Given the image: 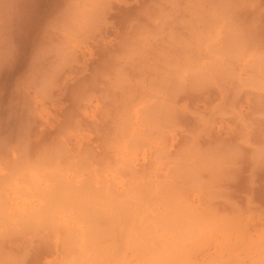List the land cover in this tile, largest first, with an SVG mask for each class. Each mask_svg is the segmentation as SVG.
Masks as SVG:
<instances>
[{"label":"rangeland","instance_id":"1","mask_svg":"<svg viewBox=\"0 0 264 264\" xmlns=\"http://www.w3.org/2000/svg\"><path fill=\"white\" fill-rule=\"evenodd\" d=\"M19 1V2H18ZM17 2L19 3V5H17L18 6V8L19 9H17V8H15V11L17 10V14H18V16L16 17V15L13 17L12 16V18H13V20H11V21H13L12 22V24L13 25H11L12 26V32H13V35H14V37H15V40H16V42H17V46H18V48H19V50H20V55H19V57H18V59H17V65L15 64V65H13V66H16V67H13V66H10V67H8V69H5L4 70V73H1V75H0V148L1 149H3V150H1L2 151V153H0L1 155H3L2 157H4V159L6 160H2V161H0V180L1 179H3L4 180V182L2 183L3 184V187L5 188V186H9V185H7V184H5V183H7V182H5V179H8L9 177H12V178H14V176L16 177L15 179H13V183H9L10 185H14L15 187L13 188V187H9V190L7 189V187H6V189H7V192H5L4 190H6V189H1V190H3V193H5V195L1 192V190H0V192L2 193L1 194V196L3 197H1L0 196V199L1 200H4L3 202L5 203V201L7 200V199H9L8 201H6V204H7V202H8V204L10 203L11 204V206H9V208L7 207V205L5 206L6 208H4L2 205H4L3 203H2V201H1V203H2V205H1V203H0V213L2 212V214H0V225L5 229V230H3V228L0 226V230L2 231V235H5L6 237H3L4 238V240H2L1 238H0V260H2L1 262H0V264H11V262H12V264L14 263V264H31L32 262H33V264L35 263V264H60V262H61V264H62V261H63V258H65V257H67V258H65L64 259V261H63V264H79V263H83V264H85V262L87 261V259H89L87 262H86V264H91V263H88V262H91L92 261V264H94V263H96V264H127L128 262V264H136L135 263V260H136V262H137V264H152L153 262H155V263H153V264H157V262H158V264H168L169 262V264H172V263H174V264H183V262H184V264H264V155H262V154H264V151H263V153H261V150L259 151V152H257L258 154H261V156H257V158H256V154L254 155L255 156V158H253L254 156H251V155H253V152L252 151H254V150H252V149H255L257 146L256 145H251V143H255L256 144V142L258 141L259 143H260V147H261V143L263 142V144H264V141H260V140H263L264 139V135H260V133H263L264 131H262L263 129H264V127H263V125H264V112H261V111H264V109H263V106H264V103H262V102H264L263 101V99H264V53H262L263 51H264V41L263 42H258L259 40H260V37H261V39H264V0H238V1H241V2H238L239 4H236V3H233L232 4V7L233 6H235V8L239 5L240 7H238L239 8V10L241 9V8H243V6H244V8L247 10V11H245L247 14H248V16L250 17L251 16V14H252V16H251V19L249 20V22L248 21H246V20H248V16L245 14V16H243V14H239L240 12L242 13L243 11H237V13L239 14H235L237 17H238V19H239V16L241 17V16H243L244 18L242 19V17L240 18V21H241V19H242V21H244L245 19V21L243 22V24L245 23L246 24V26H245V28H247L248 30L249 29H251V27H254L255 29L257 28V29H259L258 31H260V32H258L257 30H255L254 29V31H256L255 33H257L256 35L258 36H256L255 35V33L253 32V30L251 29V31L249 30V31H247V30H245V28L242 26V27H240L239 28V25L241 26V23L242 22H239L237 19V22H239V23H236L235 21L236 20H234V19H232V20H234L233 22H231L232 20H231V18L233 17V14H232V16L231 15H229L228 17H229V19L227 18V15H228V13L226 14V10H227V8L230 10V5H227V3H225L224 4V0H221V1H219V2H222L221 4L223 5H227L228 7L226 8V10H225V7H224V5H223V8H224V10H225V14H223V12L224 11H222L220 14H219V11H220V9L219 8H221L222 6H221V4L218 2V1H216L215 2V0L214 1H212V0H200L201 2H200V5H199V7H197L196 8V10H194L193 9V7L194 6H197L199 3V0H197V3H195V4H197V5H195L193 2H195L196 0H193V4L192 3H189L190 1H192V0H188L187 2L190 4V5H194L192 8H190V5L189 4H187L188 6H186V2H185V0H175V2H177L176 4L178 5V6H176V4L173 2L174 0H171L172 2H170L169 0H151L150 1V3H149V0H138L139 2V5H138V3H137V1L136 0H103L104 2H102V3H104L102 6H100L101 8H103L104 6V11H106V12H104L103 11V9H100V10H102V12L100 11H98V5L99 4H96V2H97V0H95V2L93 1V0H89V2L87 1V3H85V4H87V6L86 5H84L83 4V2L84 1H86V0H84L83 2H82V0H79V2H78V0H73L74 2H76V5L77 4H79V6L77 7V11L80 9V11L82 12L83 10L85 11V7L84 8H81V7H83V6H86L87 7V9L90 11V12H93V11H95V12H93V13H89V11L87 12V11H85L84 13H89V15L88 16H90V20H82L83 19V17L85 16L86 17V14L84 15L83 14V12L82 13H80L79 14V18H80V22L78 23V25H77V28H76V30L80 33L79 34V37H77L76 35V37H74L73 35H71V36H73V39H72V37H70V34H67L68 35V37H70V38H68L67 37V35H66V33L64 34L63 33V31H62V29H60V28H58V26L54 23V20H53V18L54 17H56L57 16V14H59V13H62V12H64L63 10H66L67 9V7L69 6V3H71V1L70 0H18ZM59 1H62V2H59ZM70 1V2H69ZM93 1V2H92ZM99 1L101 2V0H98V2L97 3H99ZM109 1V2H108ZM124 1H125V3H124ZM130 1V2H129ZM132 1V2H131ZM146 3H145V2ZM180 1V2H179ZM182 1V2H181ZM227 0H225V2H226ZM228 1H230V0H228ZM250 1H252V3L250 2ZM59 2V3H58ZM74 2H73V6L75 5L74 4ZM91 2L92 3H94V4H91ZM129 2V3H128ZM157 2L159 3V5L160 6H158V4H157ZM167 2V3H166ZM212 2V3H211ZM243 2V3H242ZM16 3V2H15ZM17 3V4H18ZM90 3V4H89ZM137 3V4H136ZM142 3H144L145 5H143ZM154 4V6L156 7H152L153 6V4ZM164 3V4H163ZM182 3H184V5L185 6H183L182 5ZM213 3H214V5L216 4V3H218V4H216L215 5V10H214V5H213ZM229 3V2H228ZM245 3V4H244ZM246 3H248V4H246ZM254 3V4H253ZM58 4V5H57ZM89 4V5H88ZM97 6H96V5ZM106 4V5H105ZM109 6H108V5ZM148 4H150L149 5V7H150V10L151 11H149L151 14L150 15H143L142 14V11H143V13H145L144 12V10L146 11V8L145 9H143L144 8V6H148ZM156 4H157V6H156ZM161 4H162V6H161ZM175 4V5H174ZM210 4V5H209ZM230 4V3H229ZM237 6H236V5ZM143 5V6H142ZM181 7H180V6ZM202 5H204V6H202ZM208 5V6H207ZM220 5V6H219ZM247 5V6H246ZM57 6H58V8H57ZM62 6L65 8V9H63L62 8ZM66 6V7H65ZM97 7V8H95V7ZM131 6V8H128V7H130ZM133 6H136V7H133ZM138 6V7H137ZM140 6V7H139ZM141 6H142V8H141ZM146 6V7H147ZM171 6H172V8H171ZM202 6V11H203V13H204V15H207V17H209L208 15L209 14H206V13H210V14H212V15H214V17L213 18H215V22H214V19L213 20H211V18H207V20H205L206 19V17H205V19L204 18H202L201 17V15L203 14V13H201V15L199 14L200 13V11H201V9H200V11H198L197 12V9L198 8H200ZM219 6V8H217ZM230 6V7H229ZM246 6V7H245ZM249 6H251L250 8H249ZM53 7H54V10H53ZM151 7H152V9L154 8V12L152 11V9H151ZM171 8L170 9V11H172V13L171 14H174V16L172 17V15L171 14H169L170 13V11H169V8ZM186 7L187 8H189L190 10H188L187 9V11H185L184 9H186ZM205 7V8H204ZM261 7V8H260ZM56 8H57V10H56ZM109 8V9H108ZM113 10H112V9ZM139 8H141V10L139 9ZM160 8H161V10H163V11H161L160 10ZM211 8H213V10H212V12L210 11V9ZM243 8V9H244ZM127 9V10H126ZM129 9V10H128ZM167 11H166V10ZM174 9L175 10H177V11H174ZM209 9V10H208ZM217 9H219L218 11H216ZM237 9V8H236ZM242 9V10H243ZM263 11H262V10ZM53 10V11H52ZM93 10V11H92ZM110 10V11H109ZM114 10H116V11H114ZM133 10V11H132ZM137 10V11H136ZM147 10H149L148 9V7H147ZM208 10V11H207ZM233 10H235V9H233ZM261 10V11H260ZM15 11H14V13H15ZM129 11V12H128ZM134 11H136V13H134ZM139 11H141V12H139ZM158 11H160V12H158ZM190 11V12H189ZM205 11H207L206 13H205ZM215 11L217 12V13H215ZM235 11V12H236ZM49 12H51L50 14H49ZM58 12V13H57ZM127 12V13H126ZM138 12L141 14V16H140V14H139V16H138ZM147 12V14H149L148 13V11H146ZM176 12V13H175ZM185 12V13H184ZM57 13V14H56ZM95 13V14H94ZM128 13H130V14H128ZM134 13V14H137L136 16L135 15H132V14ZM166 13V14H165ZM181 13V14H180ZM234 13V12H233ZM244 13V12H243ZM16 14V13H15ZM20 14V15H19ZM53 14V15H52ZM54 14H56L55 16H54ZM91 14V15H90ZM93 14V15H92ZM106 14V16L105 17H107V18H105L104 19V15ZM126 14H128V15H126ZM146 14V13H145ZM155 14H159V16H157V15H155ZM171 15V16H169V15ZM183 14L185 15V16H183ZM200 16H199V15ZM217 14H219V16H221L222 17V15L223 16H225L224 18L222 17H217ZM255 15V17H254V15ZM259 16H258V15ZM48 15V16H47ZM52 15V16H51ZM84 15V16H83ZM94 15H96V17H95V20L97 19V21L96 22H92V21H95L94 19L92 20V16H94ZM103 15V16H102ZM128 17V16H130V17H128V18H126V16ZM132 15V16H131ZM163 15H168L167 17H165V19H164V16ZM187 15V16H186ZM194 15H196V17H198V18H200V20H201V22H199L198 21V18H196ZM46 16V17H45ZM51 16V17H50ZM152 16H157V18H154V17H152ZM160 16L162 17V18H160ZM180 16H182L181 18H186L187 17V19L189 18V20L188 21H190V19L192 20V21H190V23L192 24V28H191V24L189 23L188 25H187V19L185 20V19H181L180 18ZM193 16V19L191 18ZM231 16V17H230ZM138 17V18H137ZM170 17H172L171 19H170ZM210 17H212L211 15H210ZM235 17V16H234ZM233 17V18H234ZM246 17V18H245ZM254 17V18H253ZM256 17H258L259 18V20H257V18ZM88 18V17H87ZM140 18H141V20L142 21H144L143 23H141L142 25H143V27L145 28H143L144 29V31H143V29H141L142 28V26H140V28L138 27V24L141 22V20H140ZM153 18V19H152ZM254 20H256V21H253V19ZM46 19V20H45ZM55 19V18H54ZM107 19V20H106ZM112 19V20H111ZM115 19V20H114ZM122 19V20H121ZM128 19L130 20L129 22H128ZM136 21H135V20ZM139 19V20H138ZM151 19V20H150ZM220 20V21H218V20ZM105 20L107 21V22H105ZM126 20V22H121V21H125ZM132 20H134V21H132ZM137 20L139 21L138 23H137ZM165 20V21H164ZM170 20V21H169ZM176 20V21H175ZM183 20H185V21H183V23H182V21ZM44 21H46V22H44ZM196 21V22H195ZM198 21V22H197ZM205 21V22H204ZM210 23H209V22ZM251 21V22H250ZM45 24H44V23ZM103 22V23H102ZM109 22V23H108ZM115 22V23H114ZM131 22H133V23H135V24H137V25H135V24H133V25H131ZM177 22V23H176ZM218 22H221L220 24H219V27L218 28H220V29H218L216 26H217V23ZM226 22H227V24L230 22V23H232L231 25L230 24H228V25H230V27H233L234 29H235V31H236V33L235 32H231V34H232V36L230 35V36H228V39L230 38V40L229 41H231V42H229V43H231V44H228V43H225V40H226V37H224L225 35H228V32L229 31H231V30H233V28H230L229 29V27H226L227 25H226ZM20 23H22V24H20ZM47 23V24H46ZM105 23V24H104ZM123 23V24H122ZM176 23V24H175ZM184 23H186V24H184ZM199 23V24H198ZM201 23V24H200ZM216 23V24H215ZM43 24V25H42ZM49 24V29L47 28L46 29V26ZM80 24V25H79ZM123 26H122V25ZM124 24H126V25H124ZM167 24V25H166ZM236 24H238V25H236ZM256 24V26H254ZM107 25V26H106ZM136 26V28L138 27L139 29H138V32H136L135 30H132V29H134L135 27H133V28H131V26ZM146 25H147V27H146ZM157 25V26H156ZM160 25L163 27L162 29H161V27H160ZM165 25V26H164ZM170 25V26H169ZM186 25V26H185ZM194 25V26H193ZM251 25V26H250ZM42 26V27H41ZM44 26H45V29H44ZM105 26V27H104ZM116 26V27H115ZM149 26V27H148ZM172 26V27H171ZM190 27V29H196L197 31H195V32H198L200 29H201V31H199L200 32V34H199V32H198V35H197V37L199 36V38H203V40L202 39H198L197 40V38H196V34H194L195 32H194V30H193V34H192V32H191V30H189V27ZM198 26V27H197ZM212 26H214V28H215V30H216V32L214 31V28H212ZM260 26V27H259ZM262 26V27H261ZM82 27V28H81ZM173 27H175V28H173ZM194 27V28H193ZM227 28V30H225L226 28ZM237 27V28H236ZM259 27V28H258ZM43 30H42V29ZM87 28V29H86ZM101 28V29H100ZM113 28H115V29H113ZM125 28H127V29H125ZM165 28V29H164ZM167 28H169V30L170 31H167L166 29ZM178 28H180V29H178ZM184 28H186V29H184ZM197 28H199V30L197 29ZM225 28V29H224ZM243 28V29H242ZM41 29V30H40ZM127 31V32H125V34H124V31L125 30ZM128 29H130V30H128ZM141 29V31H142V33L140 32L139 33V30ZM158 29H159V31H158ZM160 29H161V32H162V36H161V34H160ZM172 29H174V30H176V31H174V30H172ZM188 29V30H187ZM228 29H229V31H228ZM239 29H241V31L239 30ZM45 30H48V32L50 33V34H52L53 36H56L57 38V41H61L62 43H63V46H62V48L65 50L64 51V54L63 55H65L66 54V57L64 58V57H62L61 56V59H60V57H59V59H60V61H63L62 63L61 62H59V63H61V64H66L65 62H68L67 61V56L70 54V56H68L70 59H68V60H72L71 62L72 63H68V65L66 66H64V64L61 66V64L59 65L58 64V66H59V68H57L58 66H57V64H56V66L57 67H54V66H52V68H54V69H57V70H60V71H58V72H56V70H55V72L57 73V78L55 77L56 75V73L54 72V71H51V72H53V74L52 73H50L51 75H52V77H54V78H56V80H57V82H59V84H60V87L61 88H58L59 86H57L58 84H56V82H55V84H56V87H54V85L55 84H52L55 80H53V81H51L52 80V77H50L49 75V82H48V80H47V82L45 83H43V85H42V87H37V88H35V85L33 86L32 85V83L30 82V80H28L27 78V74H26V72L29 70V69H27V68H29L30 67V64L28 63L29 61H31V60H28V58H30L31 59V53L34 51L33 49H35L36 48V46L38 45L37 44V42H38V40L40 39L41 40V37H43L42 35H44V34H40V33H44V31ZM53 30V31H52ZM91 30L93 31V33L91 32ZM150 30H152V33H154V34H152V33H149L150 32ZM164 30H165V32H164ZM221 30V31H220ZM80 31H83L82 33L80 32ZM90 33H89V32ZM136 33H135V32ZM148 31V32H147ZM154 31V32H153ZM226 31H228L227 33H226ZM234 31V30H233ZM244 31H245V33H244ZM65 32V31H64ZM169 32H170V34H169ZM178 32V33H177ZM181 32V33H180ZM239 32V33H238ZM240 32H242L243 34H246V36L247 37H249V40H248V38L247 39H245V36H241L242 34L240 33ZM37 33V34H36ZM75 33H77V32H75ZM135 33V34H134ZM223 33V34H222ZM224 33H226V34H224ZM230 33V32H229ZM254 33V34H253ZM36 34V35H35ZM82 34V35H81ZM85 34H87V36H85L84 38L86 39H81L80 38V36L81 37H83V35H85ZM89 34H90V36H89ZM92 34H93V37H92ZM119 34H120V36H123L124 35V38L127 36V35H129L130 34V38L132 39H139L140 40V44H142L141 46H143L145 49H142V50H148L147 52H146V54H145V51H143L144 52V54H143V52H142V50H139V51H141L140 52V55H142L143 57V61H144V63L142 64V66L141 65H139L140 67H138V68H134V66H133V63L131 64V62H132V60L134 61L136 58H137V56H134V55H132V56H130L129 55V51L127 52V55H129V57L128 56H124L123 57V55L124 54H126V52L125 51H123V45L125 44V42H126V46H127V44H129L127 41H126V39H125V41L119 36ZM123 34V35H122ZM150 34V35H149ZM152 34V35H151ZM160 34V35H159ZM178 34V35H177ZM204 34V35H203ZM208 34V35H207ZM235 34V35H234ZM248 34H251V35H248ZM41 35V36H40ZM117 35H118V37H117ZM126 35V36H125ZM169 37H168V36ZM190 35L192 36V37H190ZM202 35V36H201ZM207 37H206V36ZM236 35H237V37L239 38V36H240V39H237V37H236ZM38 38H37V37ZM65 36L67 37L66 38V40H67V42H66V40H65ZM89 36V37H88ZM152 36H155V37H152ZM201 36V37H200ZM209 36H210V38H209ZM213 36V37H212ZM17 37V38H16ZM22 37V38H21ZM40 37V38H39ZM88 37V38H87ZM94 37H96V38H98V41L96 40V39H93ZM119 37L124 41V44L123 45H119V44H121V39H119ZM172 37L174 38V39H172ZM178 38V42H179V44H178V42H177V38ZM236 37V38H235ZM252 37V38H251ZM60 38V39H59ZM75 38H77V39H75ZM92 38V39H91ZM103 38V39H102ZM111 38V39H110ZM127 38V37H126ZM150 40H148V39ZM163 38V39H162ZM176 38V39H175ZM192 38V39H191ZM224 38H225V40H224ZM38 39V40H37ZM108 39V40H107ZM116 39V40H115ZM119 39V40H118ZM129 39V38H128ZM171 39V40H170ZM179 39H181L180 41H179ZM209 39H211V40H209ZM233 39H234V41L236 40V41H239L240 43H238V42H235V45H234V41H233ZM242 39V40H241ZM254 39L256 40V42H253L254 41ZM258 39V40H257ZM22 42H21V41ZM40 40H39V42H40ZM78 40V41H77ZM96 40V41H95ZM103 40V41H102ZM175 41L174 43H173V41ZM182 40L184 41V42H182ZM185 40L187 41V43L185 42ZM199 40H202L201 41V43H199L200 41ZM244 40H246V42L244 41ZM251 40H253V41H251ZM19 41V42H18ZM71 41H72V43H71ZM84 41H85V43H84ZM108 41V42H107ZM113 43H111V42ZM163 41V42H162ZM168 43H167V42ZM171 41V42H170ZM241 41H242V43H243V41H244V43H243V45H242V43H241ZM31 42V43H30ZM33 42H35V45L36 46H34V44H32ZM38 42V43H39ZM68 42H70V43H68ZM94 42H98L97 43V45H99V46H95V44L96 43H94ZM120 42V43H119ZM131 42V41H130ZM155 42H157V43H155ZM162 42V43H161ZM212 42H214V44H215V48L212 46ZM20 43H22V44H20ZM74 43L76 44V45H74ZM107 43V44H106ZM119 43V44H118ZM123 43V42H122ZM161 43V44H160ZM172 43H173V45H172ZM175 43H177V45L179 46V49H178V46H176V44ZM199 43V44H198ZM202 43H203V45H202ZM237 43V44H236ZM252 43V44H251ZM257 43V44H256ZM94 44V45H93ZM106 46H105V45ZM132 44V43H131ZM162 44H163V46H162ZM167 44V45H166ZM195 44V45H194ZM210 44V45H209ZM227 44H228V46H230V47H232L233 45L234 46H236V45H238V48H237V46L236 47H234L233 49H235V50H231L232 52H230V50L228 51V49H230V47H228L227 46ZM233 44V45H232ZM255 44V45H254ZM20 45H21V47H20ZM23 45V46H22ZM29 45H33V46H29ZM70 45H72V46H70ZM91 45H93V46H91ZM111 45H115V46H111ZM119 45V46H118ZM130 45V44H129ZM217 45V46H216ZM225 45H226V47H225ZM242 45V46H241ZM108 46H109V48H108ZM125 46V45H124ZM141 46H140V48H141ZM185 46V48H183ZM197 46H199V48H200V50H199V48L197 47ZM26 47V48H25ZM112 47V48H111ZM114 47H117L116 49H113ZM173 47V48H172ZM177 47V48H176ZM242 47V48H241ZM256 47H257V49H256ZM261 47L263 48V49H261ZM105 50H104V49ZM210 48V49H209ZM213 48V49H212ZM260 48V49H259ZM30 49H32V50H30ZM113 49V50H112ZM139 49V47H137V49L136 50H138ZM169 49V50H168ZM183 49V50H182ZM219 49V50H218ZM232 49V48H231ZM259 49V50H258ZM62 50V49H61ZM101 50V51H100ZM114 50H115V53H114ZM118 50V51H117ZM129 50H131V49H129ZM168 50V51H167ZM173 50V51H172ZM180 50V51H179ZM182 50V51H181ZM185 50V51H184ZM213 50H215V51H213ZM216 50H218L219 51V53H218V51H216ZM249 52H248V51ZM260 51V52H258V51ZM87 51V52H86ZM105 51V52H104ZM112 51V52H111ZM121 51H123V52H125L124 54H121V55H119V53H122ZM139 51L137 52V53H139ZM164 51H166V53H167V56H170L171 54V57H167L166 56V54H165V56L163 55L164 54ZM171 53H170V52ZM178 51V52H177ZM201 51V52H200ZM208 51V52H207ZM228 51V52H227ZM235 51V52H234ZM238 51V52H237ZM242 51V52H241ZM63 52V51H62ZM66 52V53H65ZM110 53V55H109V53ZM118 52V59H117V53ZM170 54H169V53ZM176 52V53H175ZM185 52H188L189 54H187V53H185ZM197 52L199 53V54H197ZM246 52V53H245ZM29 53H30V55H29ZM68 53V54H67ZM100 53V54H99ZM163 53V54H162ZM213 53V54H212ZM234 53V54H233ZM259 53H261V54H259ZM61 54V53H60ZM102 54H104L103 56H102ZM174 54H175V56H174ZM205 54H206V57H205ZM213 55V56H211V55ZM219 54V55H218ZM232 56V57H230V55ZM29 55V56H28ZM74 55V56H73ZM112 55H114V58H115V61H117V62H119V63H117L116 62V64H117V67L119 66V65H123L122 67L124 68V70H125V67L124 66H126V63H127V66L126 67H128V65L129 66H131L132 68H129V69H127L126 68V70H127V73L128 74H130L131 76V78H129V79H127V80H131L132 82H133V84L132 83H130L132 86H128V88H127V90L129 89H131V87H132V89L131 90H133L132 92L131 91H129V92H131L133 95H134V97H133V95L132 94H127V95H129L130 97H132V98H130L129 96H127L128 97V99H127V97L125 98V101L123 100H121L120 99V101L117 103L119 106H122V110H120V111H122V112H120V116L121 115H124V116H126V117H117L118 119V121H120L119 123H118V127L120 126L119 124H122L123 126H121V127H123L124 129H122L125 133H126V131L128 130V128H129V132L127 131V133L128 134H126L125 135V133L124 134H122V132L123 131H119L120 130V128L121 127H117V125L115 124L114 125V128L112 127V125L114 124H112V122H111V118L108 120V119H105V117L106 118H108V117H111L109 114H108V116H106L107 114H105L104 112H106V111H108L109 109V107L108 108H106V106L108 105V103H110L111 101H110V99H108L109 97V95H107V91H108V89L106 88V87H108L104 82H106L105 80L103 81V79H102V81H101V78H100V76L102 77V74H105V67L107 66V63L108 64H110V63H113L114 65H115V61L114 62H111L112 60H114V59H112ZM140 55H138V57H140ZM179 56L178 57V59H177V56ZM210 55V56H209ZM221 55V56H220ZM233 55L235 56V57H233ZM241 55V56H240ZM254 55V56H253ZM28 56V57H27ZM110 56H111V58H110ZM164 56V57H163ZM202 56V57H201ZM210 58H209V57ZM227 56V57H226ZM127 58L126 60L125 59H123V58ZM156 57V58H155ZM166 57V59L169 61L168 63H171V64H173V65H175V63H173L174 61L173 60H177V62L179 63V64H176V65H178V66H173V65H171V64H166L165 63V60H164V62H161V61H163V58H165ZM185 57V58H184ZM199 57H201V58H199ZM204 57V59H202ZM217 57V58H216ZM245 57H247V58H245ZM255 57V58H254ZM260 57V58H259ZM94 58H96V59H94ZM134 58V59H133ZM183 58V59H182ZM73 59H74V61H73ZM105 59H106V61H105ZM123 59V60H122ZM130 59V60H129ZM151 59V60H150ZM161 59V60H160ZM201 61H200V60ZM216 59V60H215ZM218 59V60H217ZM247 59V60H246ZM127 60H128V62H127ZM141 60V59H140ZM157 60V61H156ZM263 60V61H262ZM26 61H28V62H26ZM79 63H78V62ZM120 61H122V62H120ZM126 61V62H125ZM171 61V62H170ZM211 61V63H210V65L212 64V63H214V62H218L219 64H220V66L217 64V62H216V64H215V66H216V68H218V70H219V68L221 67V73L219 74V72H216V70L215 71H213L211 68H212V66L213 65H211V67L209 68V66L210 65H208L207 66V64H209V62ZM223 61V62H222ZM230 61L231 63L227 66V64H228V62ZM237 61V62H236ZM19 62V63H18ZM24 64H23V63ZM83 62H84V64H83ZM86 62V63H85ZM97 64H96V63ZM206 62H207V64H206ZM246 62V63H245ZM29 64V67L28 66H26V65H28ZM31 63V62H30ZM78 63V64H77ZM145 63H148L147 65L145 64ZM153 63V64H152ZM157 63V64H156ZM185 63V64H184ZM187 63V64H186ZM197 63V64H196ZM254 63H256V65L254 64ZM258 63V64H257ZM21 64V65H20ZM106 64V65H105ZM112 64V65H113ZM119 64V65H118ZM154 64H155V66H154ZM182 64V65H181ZM199 64V65H198ZM205 64V65H204ZM232 64H234V66H235V68L233 67V65ZM254 64V65H253ZM261 64V65H260ZM19 65V66H18ZM72 65V66H71ZM97 65V66H96ZM157 65V66H156ZM168 65V66H167ZM188 65V67H190V68H188V69H185V68H183V67H186ZM193 67H192V66ZM230 65H231V67H233L232 68V70H233V73H232V70H231V67H230ZM247 65L248 66H250L249 68L247 67ZM86 66H87V68H86ZM96 66V67H95ZM103 69L102 70V72L100 73V71L98 70V69H100L101 70V68ZM137 66V65H136ZM144 66V67H143ZM181 66H182V68H181ZM215 66L213 67V69L215 68ZM219 66V67H218ZM253 66V67H252ZM258 67V71H256L257 70V68L256 67ZM22 67H24V68H22ZM26 67V68H25ZM150 67V68H149ZM156 67V68H155ZM158 67V68H157ZM161 67V68H160ZM166 67V68H165ZM173 67V68H172ZM179 67V68H178ZM204 67V68H203ZM229 67V68H228ZM12 68H14V69H12ZM22 68V69H21ZM60 68H62V69H60ZM155 68V69H154ZM192 68V69H191ZM199 68V69H198ZM256 68V69H255ZM11 69H12V71H11ZM25 69V70H24ZM54 69H52V70H54ZM82 69H84V70H82ZM95 71V69H96V71H95V73H94V71ZM131 69V70H130ZM140 69V70H139ZM158 69V70H157ZM174 69H175V71H174ZM179 69H180V71H181V69L183 70V69H185V71L183 70V71H179ZM194 69V70H193ZM235 69H236V72H234L235 71ZM246 69V70H245ZM254 69H255V71H254ZM17 70H21V71H17ZM22 70H23V72H22ZM89 70V72H87V71ZM99 71V74H100V76H98L99 78L97 79V77H96V73ZM125 70V71H126ZM151 70H153L152 72H151ZM156 70V71H155ZM159 70H161V71H159ZM168 70H170V72L168 71ZM191 70L193 71V73L195 72L196 73V76L198 77V75H200V73H201V71H202V73H204V72H206V71H204V70H207V72L206 73H208V74H206V73H204V74H206V75H208V76H211V77H209L210 79H211V81H209L208 79H207V81H205L206 80V78H203V76L204 75H200L201 77H199V79L197 78V77H193L194 76V74L192 75L191 74ZM197 70V71H196ZM199 70H201V71H199ZM229 70V71H228ZM26 71V72H25ZM90 71H93L92 72V74H93V76H92V74H91V72ZM104 71V72H103ZM124 71V72H125ZM129 71V72H128ZM135 71V72H134ZM138 71L140 72V73H138ZM144 71V72H143ZM146 71V72H145ZM190 73H189V72ZM220 71V70H219ZM261 71V72H260ZM19 72V73H18ZM60 72V73H59ZM76 72L78 73L77 75H76ZM79 72H80V74H79ZM81 72H82V74H84V75H81ZM84 72V73H83ZM87 72V73H86ZM177 72H180V73H178L177 74ZM184 72V73H183ZM187 72V73H186ZM211 74H210V73ZM218 73V74H216V73ZM226 72V74L224 75V76H226V77H224V78H227L229 75H230V73H232L231 74V76L230 77H232L231 79H230V77H229V79L227 78V80H221L222 78L220 77V76H222V73H225ZM18 75H17V74ZM28 73V72H27ZM133 73V74H132ZM135 73V74H134ZM137 73H138V75H137ZM145 73H146V75H145ZM155 73H157V74H155ZM162 73V74H161ZM229 75H228V74ZM258 73H260V74H258ZM261 73H263V74H261ZM5 74V75H4ZM11 74V75H10ZM22 74V75H21ZM98 74V75H99ZM180 74V75H179ZM182 74H187V76L188 77H186V75H182ZM198 74V75H197ZM237 75V77L235 78V79H233V75L234 76H236ZM256 76H255V75ZM258 74V75H257ZM26 75V76H25ZM77 77H76V76ZM79 75H81V76H79ZM132 75H134V76H136V77H133V79H132ZM143 77H142V76ZM182 75V76H181ZM215 75H218L219 77L217 78ZM242 75V76H241ZM260 75V76H259ZM16 76H18V77H16ZM83 76V77H82ZM141 76V77H140ZM207 76V77H208ZM257 76H259V77H257ZM24 77V78H23ZM79 77H80V79L82 78V80H80L79 79ZM110 77V79L113 77V75L111 76V75H109V76H107V77H105V75H104V78L107 80L108 78ZM137 77H139V78H137ZM161 77H162V81L164 80L165 81V83L166 84H164V85H161L162 83H164V81L161 83L160 82V80H161ZM176 77V78H175ZM204 77H206V76H204ZM246 77V78H245ZM248 77V78H247ZM258 79H257V78ZM90 78V79H89ZM103 78V77H102ZM155 78V79H154ZM157 78V79H156ZM181 78V79H180ZM185 78V79H184ZM194 78V79H193ZM26 79H27V81H26ZM67 79H68V81H67ZM70 79L72 80V82H70ZM85 79V80H84ZM91 79H92V81H91ZM100 79V80H99ZM139 79V80H138ZM141 79V80H140ZM148 79V80H147ZM198 81H197V80ZM203 79H205V80H203ZM213 79V80H212ZM252 79H253V81H252ZM5 80V81H4ZM45 80H46V77H45ZM44 80V81H45ZM74 80V81H73ZM76 80H78V81H76ZM94 80V81H93ZM109 80V79H108ZM107 80V81H108ZM111 80H113V78L111 79ZM134 80V81H133ZM145 80V81H144ZM177 80H179L178 81V84H177ZM181 80L182 81H184L183 82V85H182V83H180L181 82ZM185 80H186V82H185ZM196 80V81H195ZM250 80V81H249ZM50 81H51V84H50ZM129 81H127V82H129ZM139 82V81H141V84L139 83H136V82ZM148 81H150V83L148 82ZM248 83H247V82ZM28 82V83H27ZM66 82V83H65ZM76 82V83H75ZM81 82H82V84H81ZM123 82H125V81H123ZM144 82V83H143ZM158 82H160L161 84H159V87L157 86L158 85ZM197 82V83H196ZM242 82V83H241ZM244 82V83H243ZM250 82V83H249ZM49 83V84H48ZM152 83V84H151ZM157 83V84H156ZM180 83V84H179ZM219 83V84H218ZM238 83H240V84H238ZM255 83V84H254ZM68 84H71V85H68ZM83 84L84 85H86L87 84V86H85L84 88H86V87H88L89 86V89L90 90H88V88L87 89H85V91H84V88H83ZM108 84V83H107ZM121 84V83H120ZM124 84V83H123ZM122 84V85H123ZM127 83L125 82V85H126ZM136 84V85H135ZM143 84V85H142ZM195 84V85H194ZM246 86H245V85ZM258 84V85H257ZM52 85V86H51ZM67 85L70 87V86H73V87H75V88H72V87H68V89L70 90L69 92L67 91ZM74 85H77V86H74ZM109 85V84H108ZM127 85H129V84H127ZM137 85H141L140 86V89H139V87H138V89L140 90V91H138V89H136V87H137ZM154 85H156L155 87H153ZM166 85H167V87H166ZM180 85V86H179ZM187 85V86H186ZM205 85V86H204ZM239 85H240V90L238 89V88H236V86H238L239 87ZM242 85H243V88L241 89V87H242ZM252 85V86H251ZM254 85H256V86H254ZM12 86V87H11ZM21 86V87H20ZM32 86V87H31ZM50 86V87H49ZM79 86H80V89H79ZM93 88H92V87ZM121 86V85H120ZM120 86H117L118 88H120ZM149 86V87H148ZM161 86V87H160ZM178 86V87H177ZM259 86V87H258ZM21 89H20V88ZM34 87V88H33ZM76 87H77V89H76ZM123 88H125V89H123V88H121V89H123V90H126V87L123 85L122 86ZM142 87V88H141ZM148 87V88H147ZM162 87H164V88H162ZM172 87H177L176 89H178V90H176V95H175V93L173 94V92H175V89L174 88H172ZM180 87V88H179ZM197 87H198V89H197ZM203 87V88H202ZM223 87H224V90H223ZM30 88V89H29ZM39 88H40V92H39ZM49 88V89H48ZM66 88V91H64V89ZM152 88H155V89H152ZM157 88V89H156ZM159 88H162V89H159ZM202 88V89H201ZM227 88H229V90L227 89ZM19 89V90H18ZM37 89V90H36ZM63 89V90H62ZM76 89V90H75ZM91 89H95L94 91L93 90H91ZM168 89H173L174 91H171V90H168ZM191 89V90H190ZM193 89H195V90H193ZM236 89H238V91L236 90ZM34 90V91H33ZM50 90H51V92H50ZM78 90V91H77ZM82 90V91H81ZM109 90H110V86H109ZM122 90V91H123ZM222 90V91H221ZM36 91V92H35ZM63 91H64V93H63ZM75 91H77V93L79 94V96H78V94H76L77 96H78V99H76L75 98V101H74V96H76V95H74L75 94ZM81 91V92H80ZM116 91H118V92H120L119 91V89H116ZM121 91V92H122ZM163 91H165V92H163ZM181 91V92H180ZM183 91V92H182ZM189 91V92H188ZM205 91V92H204ZM207 91V92H206ZM224 91H226V93L227 94H225V92ZM228 91V92H227ZM21 92V93H20ZM23 92V93H22ZM72 92V93H71ZM74 92V93H73ZM92 92V93H91ZM94 92V93H93ZM115 92V91H114ZM125 92V91H124ZM123 92V93H124ZM127 92V91H126ZM138 94H137V93ZM141 92L143 93V94H141ZM149 92H151V94H155V96L154 95H151ZM172 92V93H171ZM194 92V93H193ZM204 92V93H203ZM211 92V93H210ZM14 93V94H13ZM20 93V94H19ZM60 93H62V94H60ZM84 93H86V94H84ZM90 93V94H89ZM141 95H140V94ZM149 93V94H148ZM9 94V95H8ZM55 94L57 95V96H55ZM60 94V95H59ZM84 94V95H83ZM88 94H89V96H88ZM91 94H93V96H91L90 97V95ZM116 94H118L119 96H120V98H121V95H122V93H117L116 92ZM203 96H202V95ZM211 94V95H210ZM263 94V95H262ZM14 95V96H13ZM28 95H30V96H28ZM52 95V96H51ZM62 95V96H61ZM139 95V96H138ZM142 95H144V97L142 96ZM146 95H149V96H146ZM168 95V96H167ZM174 95V96H173ZM206 95V96H205ZM210 95V96H209ZM236 95V96H235ZM60 96V97H59ZM117 96V95H116ZM118 96V97H119ZM123 96H126V95H123ZM122 96V97H123ZM136 96V97H135ZM158 96H161L162 97V99H161V97H159L158 98ZM173 96V97H172ZM198 98H197V97ZM200 96V97H199ZM226 96V98L224 99V97ZM239 96V97H238ZM22 97H24V99L22 98ZM50 97V98H49ZM52 97V98H51ZM81 97V98H80ZM88 97V98H87ZM89 97H90V99H89ZM211 97V98H210ZM228 97V98H227ZM251 97V98H250ZM261 97H263V99L261 98ZM14 98V99H13ZM16 98H18V99H16ZM60 98V99H59ZM117 98V97H116ZM158 98V99H157ZM173 98V99H172ZM230 98V99H229ZM247 98V99H246ZM10 99H11V101H10ZM25 99H27V101L26 102H28L27 104V109H28V107L29 106H32V107H29V108H31V110L29 111V112H31L32 110H33V114H32V112L29 114V112H28V115H26V113H25V104L26 103H24L23 101L21 102V100H24L25 101ZM62 99V100H61ZM86 99V100H85ZM123 99H124V97H123ZM130 99H133V101L132 100H130ZM137 100V102H136V100ZM168 101H167V100ZM172 101H171V100ZM229 99V100H228ZM255 99H257V100H255ZM9 100V101H8ZM50 100V101H49ZM60 100H61V102H60ZM126 100H129L128 102L126 101ZM135 100V101H134ZM141 100H142V102H141ZM144 100V101H143ZM150 100V101H149ZM156 100H160V102L158 101V102H156ZM186 100V101H185ZM20 101V102H19ZM35 101V102H34ZM169 101H171V103L173 102V107H175V109L174 110H176V111H174V112H179L180 114L181 113H183V115H182V117H179V115H178V113L177 114H175V116H173V118H172V113L170 114V115H168L167 113H166V116L168 115V116H171V117H169L170 118V120H171V122L168 120L169 118H168V116L166 117V118H168V119H166V118H164V114L161 112L162 111V109H163V111H165V109H166V105L169 107V109L171 110V108L170 107H172L171 105L169 106V104H171ZM176 101H177V103H176ZM195 101V102H194ZM222 101V102H221ZM8 102V103H7ZM10 102H11V104H10ZM76 103V104H74V103ZM106 102V103H105ZM124 102V103H123ZM127 102V103H126ZM139 102V103H138ZM158 103L157 105H159V104H161L162 103V107H165V108H157V109H159L160 110V112H159V114L158 113H155V114H158V116L160 115V117H158L159 118V120H161V124H159V122L156 124V119H155V123L153 122V125L151 124V120H150V118L151 117H153L152 116V114H151V111H148V109H147V114L145 113V110H144V112H143V109H146V107H150L149 106V103ZM169 102V103H168ZM217 102H218V105H217ZM225 102V103H224ZM13 103V104H12ZM15 103H17V104H15ZM22 103H24V105H22ZM36 103V104H35ZM72 103V104H71ZM86 103V104H85ZM154 103H153V105H154ZM165 103H166V105H165ZM181 103V104H180ZM195 103V104H194ZM204 105H203V104ZM224 103V104H223ZM244 103V104H243ZM249 103H251V104H249ZM255 103V104H254ZM3 104V105H2ZM22 106H24V107H22ZM31 104V105H30ZM34 104V105H33ZM73 104H74V106H73ZM179 104H180V106H179ZM184 104V105H183ZM186 104V105H185ZM233 104V105H232ZM262 104V105H261ZM9 105H11V108L10 107H8ZM70 105V106H69ZM183 105V106H182ZM199 105V106H198ZM217 105V106H216ZM221 105H222V108H221ZM250 105H252V106H250ZM258 105H261V106H258ZM19 106H21V107H19ZM37 108H36V107ZM69 106V107H68ZM80 106H81V108H80ZM86 106V107H85ZM105 106V107H104ZM160 106V105H159ZM185 106H187V107H185ZM229 106H232V107H235V108H233V109H235V111L233 110V109H231L232 107H229ZM245 106V107H244ZM18 107V108H17ZM68 107V108H67ZM72 107H74L73 108V113H75L74 115L76 116V121H71V122H69L71 119H72V117H74V116H71V114H67V112H71L72 111ZM132 107H134V108H132ZM142 107V108H141ZM143 107H145V108H143ZM152 107V106H151ZM150 107V108H151ZM155 107V106H154ZM177 107H180V108H178V109H176ZM189 107V108H188ZM191 107V108H190ZM197 107H198V109H197ZM217 107V108H216ZM259 107V108H258ZM11 109V110H8V109ZM15 109V112H14V110L13 109ZM22 108H24L23 110H24V112L23 113H25V116H28L27 118L26 117H24V114L21 112V110H22ZM182 108H183V111H182ZM225 108V109H224ZM229 108H230V111H229ZM245 108V109H244ZM251 108V109H250ZM258 109V110H256V109ZM263 110H262V109ZM36 109H37V111H36ZM64 109V110H63ZM67 109H71V111H67ZM132 109H133V111H132ZM141 109V110H140ZM153 109V108H152ZM156 109V108H155ZM156 109V110H157ZM172 109V110H173ZM195 109V110H194ZM217 109H219V111L220 112H222V113H224V112H226L225 114H222V113H220ZM228 109V110H227ZM248 109H250V110H248ZM254 109V110H253ZM259 109H261V110H259ZM7 110V111H6ZM18 110V111H17ZM20 110V111H19ZM34 110H35V113H34ZM77 110V111H76ZM100 110V111H99ZM102 110V111H101ZM197 110V112H195ZM8 111H10V112H12V113H10V112H8ZM19 114H22V116L21 115H18V113ZM110 111V110H109ZM108 111V112H109ZM134 111H135V115H134ZM140 111H141V113H140ZM154 111V110H153ZM158 111V110H157ZM166 111H168L167 109H166ZM165 111V112H166ZM180 111H182V112H180ZM203 112V114H201L202 112ZM211 111V112H210ZM233 111V112H232ZM257 111L259 112H261L262 114H260V113H257ZM78 112V113H77ZM170 111H168V113H169ZM201 112V113H200ZM227 112H230V113H232V116H237V114H239L240 116H237V117H232L231 116V114L230 113H228L227 114ZM236 112V113H235ZM241 112V113H240ZM254 112H256V114H259L260 115V117H257V116H259V115H256ZM72 113V112H71ZM163 114V116H162V114ZM193 113H194V115H193ZM204 113H205V116H203L204 115ZM211 113V114H210ZM246 113V114H245ZM250 113H252L251 115H250ZM6 114H7V117H6ZM9 114H10V116H9ZM12 114V115H11ZM14 114V115H13ZM67 116H66V115ZM105 114V115H104ZM146 114V115H145ZM148 114H151V117L149 116L148 117ZM207 114V115H206ZM216 114V115H215ZM226 114H227V116H226ZM244 114V115H243ZM18 115V116H17ZM68 115H70L71 116V119H70V116H68ZM144 115H145V118H147L146 120H145V118L143 119V117H144ZM176 115H178V116H176ZM180 115V116H181ZM223 115V116H222ZM248 115V116H247ZM261 115H262V118H261ZM20 117L19 119L20 120H22L21 122H20V120H18V118L17 117ZM156 116V115H155ZM188 116V119H189V117H191L190 119H192V120H188V119H183V118H186ZM195 116V117H194ZM209 116V117H208ZM242 116V117H241ZM243 116H245L244 118H246V117H249V121H253V124H257V125H259L260 124V126H257V125H254V126H252L251 125V122H249L250 123V125L253 127L252 129H251V131H250V125H247L245 122H248L247 120H245V122L243 121V122H239L240 120H244V119H241V118H243ZM255 116V117H254ZM23 117H24V119H23ZM34 118V120H32L33 118ZM64 117V118H63ZM69 117V118H68ZM140 117V118H139ZM174 117H175V119H174ZM194 117V118H193ZM208 117V118H207ZM214 117V118H213ZM252 117V118H251ZM7 118H9V120H8V122H6L7 121ZM11 118H13L12 119V121H11ZM22 118V119H21ZM31 118V119H30ZM67 118V119H66ZM75 118V117H74ZM73 118V119H74ZM77 118H79V121H80V123H78V124H81V126L79 125V126H75V124H77V122H78V120H77ZM103 118H104V120H103ZM161 118H164V119H161ZM177 118V119H176ZM180 118V119H179ZM181 118L183 119L182 121H181ZM232 118H233V120H232ZM236 118H238V120L237 121H235L234 119H236ZM256 118V120H252V119H255ZM257 118H259V119H257ZM66 119V123L64 122V120ZM68 119H69V121H68ZM72 119V120H73ZM121 119V120H120ZM123 119V120H122ZM126 121H125V120ZM152 119V118H151ZM260 119H262V120H260ZM29 120V121H28ZM86 120V121H85ZM108 120V121H107ZM139 120V121H138ZM143 120H145V121H143ZM148 120H150L151 122H149ZM158 120V121H159ZM174 121V124H175V126L177 127H175L174 125H172V123H173V121ZM178 120V121H177ZM201 120V121H200ZM202 120H204V121H202ZM209 120V121H208ZM219 120H220V122H219ZM33 121V122H32ZM62 121V122H61ZM68 121V122H67ZM162 121H165V123L164 122H162ZM186 121H191V123H194V124H190V122H186ZM213 121V122H212ZM227 121V122H226ZM235 121V122H234ZM255 121V122H254ZM18 122H20V123H18ZM30 122V123H29ZM112 124H110V123ZM121 122H123V123H121ZM140 122V123H139ZM147 122V123H146ZM176 122V123H175ZM186 122V123H185ZM199 122V123H198ZM206 122V123H205ZM237 122V123H236ZM7 123H9L8 125H7ZM17 123V124H16ZM64 123H65V125H64ZM68 123V124H67ZM74 123V124H73ZM99 123V124H98ZM109 123V124H108ZM169 123V124H168ZM171 123V124H170ZM208 123H209V125H208ZM226 123V124H225ZM232 123V124H231ZM240 123L242 124V125H240ZM30 124V125H29ZM70 124H72V125H70ZM97 124V125H96ZM102 124H104V125H102ZM181 124V125H180ZM211 124V125H210ZM220 124V125H219ZM231 124V125H230ZM243 124L245 125V127L243 126ZM4 125H6V126H4ZM16 125V126H15ZM25 125V126H24ZM61 125H64L62 128H63V130L61 129ZM67 125V126H66ZM69 125V126H68ZM86 127H85V126ZM100 125V126H99ZM106 125H107V127H106ZM111 125V126H110ZM168 126V129H166L167 128V126ZM171 126V129H169L170 128V126ZM185 125V126H184ZM222 125V126H221ZM225 125V126H224ZM228 125V126H227ZM262 125V126H261ZM3 126L4 127H6V129L4 128V132H2L3 131ZM21 126V127H20ZM26 128H24V127ZM77 128H75V127ZM103 126V127H102ZM125 126V127H124ZM152 126V127H151ZM157 126V127H156ZM164 126V127H163ZM165 126H166V128H165ZM179 126H181V128L179 127ZM182 126H184V128H182ZM198 126V127H197ZM248 126V127H247ZM18 127H19V130H17L18 129ZM23 127V128H22ZM74 127V128H73ZM102 127V128H101ZM111 128V129H109V130H111L110 131V133L108 134V132H107V134H106V131H109V130H106L105 131V129L103 130V128ZM117 127V128H116ZM127 127V128H126ZM146 127V128H145ZM148 127L149 128H151L150 130H151V132L150 131H148L147 130V132H149V133H147V135L145 136L144 134H142V132L141 131H145V133H146V130L145 129H148ZM172 127H174V128H172ZM210 127V128H209ZM243 127V128H242ZM258 127V128H257ZM16 128V129H15ZM29 128V129H28ZM99 128H101V129H99ZM117 130H116V129ZM164 128V129H163ZM195 128V129H194ZM227 130H226V129ZM256 128H257V131H256ZM7 129H9V130H7ZM23 129H25V130H23ZM65 129H66V131H65ZM162 129H163V132H165V134L163 133L162 134ZM215 129V130H214ZM221 130V131H219V130ZM240 129H243V131L246 129L247 130V132H250L251 134H249V133H247L248 135H245L246 133H244L243 134V131L242 132H240L241 130ZM259 129V130H258ZM261 129V130H260ZM22 130H23V133L25 132V134H26V132H27V134L26 135H28L29 136V131H30V136H31V140H30V138H29V140H28V136L26 137V135H24V134H22ZM61 130V131H60ZM102 130V131H101ZM203 130H205V131H203ZM249 130V131H248ZM15 131V132H14ZM21 131V132H20ZM34 131H37V133H38V136H34V135H32L33 134V132ZM64 131V132H63ZM67 131H68V133L71 135V136H69V134L67 133ZM114 131V132H113ZM117 131H119L118 133H117ZM224 131V132H223ZM6 132V133H5ZM16 132H17V136L18 135H20V134H22V136L20 135V136H18L20 139H21V137H26L27 139V141L25 140V139H18V140H16V138H18L17 136H16ZM20 134H19V133ZM87 132V133H86ZM121 132V133H120ZM190 132V133H189ZM205 132H206V134H205ZM245 132V131H244ZM5 133V134H4ZM7 133H9V134H7ZM14 133V134H13ZM113 133V134H112ZM154 133V134H153ZM161 133V134H160ZM192 133V135H190ZM233 133V134H232ZM238 133V134H237ZM240 133V134H239ZM7 134V135H6ZM50 134V135H49ZM78 136H77V135ZM119 134V135H118ZM120 134H122V135H120ZM134 134H135V136L138 138H135V139H137V141L134 139ZM150 136H149V135ZM153 134V136H151ZM157 135V138H156V135ZM169 134V135H168ZM193 134H194V136H193ZM205 134V135H204ZM208 134V135H207ZM258 134V135H257ZM264 134V133H263ZM46 135H49L48 137L49 138H47L46 137ZM75 135V136H74ZM107 135H116L117 137L119 136V141H120V143H119V146L117 145L116 146V143L115 142H117L118 140V138L115 136V138H116V140L117 141H115V139H114V137L112 136H108L107 137ZM154 135H155V137H154ZM158 135L160 136V137H158ZM207 135V136H206ZM222 137H221V136ZM241 135H243V136H241ZM250 135V136H249ZM252 135V136H251ZM257 135V137H259L260 139H258L257 137L255 138V136ZM260 135V136H259ZM7 136V137H6ZM29 136V137H30ZM74 136V137H73ZM121 136H122V138H124V139H121ZM228 136V137H227ZM237 136V137H236ZM254 136V137H253ZM261 136H262V138H261ZM46 138V141H45V138ZM50 137H51V139H50ZM68 137H70L69 139H68ZM109 137H110V139H109ZM162 137H164V138H162ZM218 137V138H217ZM230 137V138H229ZM234 137H235V139H234ZM245 137H250V139H246V141H245V139H243V138H245ZM6 138V139H5ZM37 138V139H36ZM54 138V139H53ZM127 138V139H126ZM131 138V140L132 141H136L137 142V145L139 146V148H138V146H136V142H134L133 144L135 145H133L131 142V140H129ZM159 138H161V139H159ZM191 138H193L192 140H191ZM198 138V139H197ZM219 138H221V139H219ZM224 138H226L225 140H224ZM231 138H233V140L231 139ZM240 138V139H239ZM257 140H255V139ZM32 139L34 140V141H32ZM41 139H43V140H41ZM48 139H50V141H48ZM111 139H113V140H111ZM227 139H228V141H227ZM231 139V140H230ZM236 139H238V141L236 140ZM242 139L244 140L243 142H245V144L246 145H248V146H246L245 148H244V143L242 142ZM4 140V141H3ZM25 142H23V141ZM100 140V141H99ZM127 140V141H126ZM239 140H241V141H239ZM255 140V141H254ZM6 141H7V143H6ZM13 141H16V142H13ZM22 141V143H20ZM45 141V142H44ZM60 141V142H59ZM114 141V143L115 144H112V142ZM118 141V142H119ZM131 141V142H130ZM197 141V142H196ZM214 141V142H213ZM217 141V142H216ZM218 141H221V142H218ZM229 141H231L230 142V144L231 145H229ZM234 141H235V143H234ZM252 141H254V142H252ZM10 142H11V144H10ZM47 142V143H46ZM51 142V143H50ZM58 142V143H57ZM111 142V143H110ZM185 142V143H184ZM188 142V143H187ZM225 144H224V143ZM258 142H257V145H258ZM12 143H14V146L12 145ZM45 143V145L46 146H44L43 144ZM67 143V144H66ZM73 143V144H72ZM85 143H87V144H85ZM89 143V144H88ZM122 143V144H121ZM130 143V144H129ZM173 143V144H172ZM238 143H240V144H238ZM20 144L21 145H23V147L22 146H20ZM40 144H41V146H40ZM57 144V145H56ZM61 144H62V147H61ZM79 145V147L77 148V146H75V145ZM147 144V145H146ZM153 144V145H152ZM184 144H186V145H184ZM188 144H190V145H188ZM197 144V145H196ZM207 144V145H206ZM237 144H238V146H241L242 144V148L240 149V148H234V147H238L237 146ZM1 145L3 146V147H1ZM5 145V146H4ZM11 145V146H10ZM17 145V146H16ZM18 145H19V147L20 148H22V150H23V148L25 149V150H28V148L30 149L31 147H32V149H31V152H33L34 150H33V146H34V148H35V150H36V148H41V150L43 151V152H45V153H43L44 154V156L46 157V155L47 156H49L48 158L49 159H46L45 161H43L42 159H41V157L43 156V154L42 155H40V157H38V156H36L38 153L39 154H41L42 152H39V150L40 149H37L38 150V152L36 153V151H35V153L36 154H34L33 155V153H31L33 156L32 157H34L35 158V162H39L40 163V161H41V163L40 164H42L43 162H47V164H48V162H50L51 163V165H50V163L48 164V165H50L51 167L52 166H54V164L52 165V154H54V152H52V154H50L51 152H49L48 153V150H49V146L51 147V149L50 150H53L52 149V145H53V147H55V145L58 147V150H56V152L57 151H59V149H60V151L59 152H57V153H60L61 151V154H60V156L63 158V156H65L67 159H65V161L67 162L68 161V157H70V155L71 156H73V158L72 157H70V161H71V164H69V167H66V168H68L67 170H70V169H72V170H74V172L71 170V171H67V170H65L64 168H63V164H66V163H64V158H63V160H61V158L60 159H56V156H55V158H54V161H56V160H61V161H63V163L61 162V161H59V164L60 163H62V165L60 164H57V168L60 166V170L61 169H63V170H61V176H62V181H63V177L65 178V176H67V181H73V179L71 180L70 179V177L72 178V176H73V174H77L76 175V177L74 178V180H76V185L78 186V187H81L83 184H85V182L87 181V178H88V184H87V186L88 185H90L91 186V184L92 185H94V186H96L97 187V190L99 189V188H101V187H103V186H101V184H105V183H102V182H105L106 181V185H108L109 187H110V185H112V184H114V185H112V187H114V188H116L115 189V191H113V190H111L112 191V195L110 194V198L111 199H105V197H107V195H108V191H109V187H108V191L107 190H105V188H107L106 186H105V188H102L103 190H100L101 192H102V194L104 193L103 191H105L106 193H107V195L105 196V197H99V196H95L96 194H97V192L96 193H94V191L93 190H95L96 188L95 187H92V192L91 191H88L89 193H91V194H93L91 197H90V202L88 203V196H90L89 194L88 195H86V197L87 198H84V196H81V194H84L85 193V191H84V189H82L83 187L86 189V190H89V189H91L90 188V186H84L83 185V187L81 188V190H78V192L76 191L77 189H79V188H77L76 190L74 189V187L76 186L75 184H74V186H73V184H72V187H69L70 189L72 188V189H74V191L75 192H73V190L71 189V191L74 193V195L76 196V194H79V193H81V194H79L80 195V197H79V195H78V198L79 199H81L80 200V205H86V203L84 204L83 203V200L86 202L87 201V203L89 204V206L91 207V211H89L90 209H89V206H88V209L86 210V207H87V205L86 206H84V207H82V206H80L79 207V205H78V208H76L77 209V212H76V209L74 208V205H76V204H74V202H71V199H76V197H73V195H70V193L71 194H73L70 190H68L69 188H68V186L67 185H71V184H67V183H69V182H67L65 179V182L66 183H63L64 184V186L66 187V188H68V189H66L65 190V192H64V186H62V188L61 187H59L58 185H57V187H55L54 186V184L56 183L55 181H53V180H51L52 178H54L53 176L50 178L49 176L48 177H46L45 175L47 174L46 172L48 171H51L52 170V172H53V174L55 173H57L58 175H59V172H57L58 170H56V165H55V170H54V168L53 169H51V167L49 166V170H48V166H46V168H43L42 166H45L44 164L43 165H40V166H38L39 165V163H38V165H36L37 163H35V162H30L31 164L30 165H28V168H29V166H31L30 167V169H28L26 166H27V163L28 162H26L25 160L26 159H24V157H23V155L22 154H24V153H21L19 150H21V149H19V147H18ZM27 145H30L31 147H29L28 146V148L26 147ZM49 145V146H48ZM58 145H60V147L58 146ZM89 145H91V146H89ZM93 145H94V147H93ZM110 145H111V147H110ZM112 145H113V148H115V149H113L112 148ZM128 145V146H127ZM133 145V146H132ZM181 145H183V146H181ZM196 146L195 148L196 149H194V146ZM222 145V146H221ZM227 145L230 147V149H228V148H226V150H228L227 151V153L229 152L230 154H227L226 153V150H224L222 147H224V146H226L227 147ZM25 146V147H24ZM38 146V147H37ZM48 146V147H47ZM66 146V147H65ZM132 146V147H131ZM159 146H162V148L161 147H159ZM163 146H164V148H163ZM186 146H187V149H186ZM212 146V147H211ZM216 146V147H215ZM251 146V147H250ZM46 147L48 148V150H46ZM57 147H56V149H57ZM87 149H86V148ZM121 147V148H120ZM134 147H136V151L135 150H133V149H131V148H134ZM158 147L160 148V150L158 149ZM167 147V149H168V152H167V149H165ZM231 147H233V150H232V148ZM259 147V148H260ZM264 147V146H263ZM27 148V149H26ZM62 148V149H61ZM64 148L65 149H69L70 150V153H72L73 152V154H70L69 153V151H68V149L67 150H64ZM77 148V149H76ZM174 148V149H173ZM181 148V149H180ZM192 148V149H191ZM212 148H214V149H212ZM225 148V147H224ZM244 148V149H243ZM246 148L248 149L249 148V150H248V153L250 154L251 152V154L250 155H248V153H247V150H246ZM262 148V147H261ZM5 149V150H4ZM109 149H112V150H109ZM137 149H138V151H137ZM159 151H158V150ZM210 149H211V152H210ZM218 149V150H217ZM236 151H235V150ZM240 150V152H239V150ZM242 149H243V151H242ZM258 149V148H257ZM256 149V150H257ZM264 149V148H263ZM18 150V151H17ZM21 150V151H22ZM33 150V151H32ZM46 150V151H45ZM54 150H55V148H54ZM53 150V151H54ZM101 150V151H100ZM117 150H119V152H117ZM129 150H131V151H129ZM133 150V151H132ZM166 150V153H164L163 154V152ZM170 150V151H169ZM187 150V151H186ZM195 150H197V153L198 152H200V154L204 151V154L202 155H200V154H197L196 153V155L194 154L196 151ZM200 150V151H199ZM212 150H214V151H216V155H214L215 154V152L214 151H212ZM222 150H224V151H222ZM66 151V152H65ZM67 151H68V153H67ZM77 151V152H76ZM83 151H84V154H83ZM104 151V152H103ZM157 151L160 153V155L162 156V154H163V156H162V158H157V157H161L160 155H158L157 154ZM177 151H178V153H177ZM195 151V152H194ZM230 151H232V152H230ZM233 151H234V155H232L233 157H231V158H229V157H227V156H229V155H231V153L233 154ZM242 151V152H241ZM250 151V152H249ZM3 152H5L4 154H3ZM8 152V153H7ZM22 152H24V150L22 151ZM93 154H92V153ZM128 152V153H127ZM133 152V153H132ZM141 152V153H140ZM194 152V153H193ZM212 152H214V156L212 155ZM223 152V153H222ZM243 153V154H237L236 155V153ZM244 152H246V153H244ZM16 153H17V157H16ZM21 153V157L19 156V159L20 158H22L23 157V159H22V161H20L19 159H18V155ZM57 153H56V155H57ZM64 153H67V154H64ZM86 153V154H85ZM89 153H91V154H89ZM101 153L103 154V155H101ZM162 153V154H161ZM182 153H184L183 155H182ZM220 153V154H219ZM225 153L227 154V155H225ZM6 154H8L7 156H6ZM46 154V155H45ZM49 154V155H48ZM105 154V155H104ZM130 154V155H129ZM169 154H170V157H169ZM179 154V155H178ZM194 154V155H193ZM223 154V155H222ZM1 155H0V158L1 159H3L2 157H1ZM51 155V156H50ZM84 155H88V156H84ZM96 155V156H95ZM99 155V156H98ZM149 155V156H148ZM165 155H167V157L165 156ZM176 155H178V157L180 158V159H178V158H176L177 160H179V162H176V160H174V158L176 157ZM186 155V156H185ZM200 155V156H199ZM225 155V156H224ZM235 155H236V157H237V159H236V157H235ZM44 156H43V158H44ZM53 156V157H54ZM58 156V155H57ZM68 156V157H67ZM77 156V158H78V160H77V158L75 159L74 157H76ZM92 156H93V158H92ZM95 156V157H94ZM98 156V157H97ZM104 158H103V157ZM174 157L173 159H171L172 157ZM220 156V157H219ZM246 156V157H245ZM250 156V157H249ZM8 157V158H7ZM39 158L40 159V161H38L36 158ZM59 157V156H58ZM81 157V158H80ZM102 157V158H101ZM106 157H108V158H106ZM109 157H112V159H113V161L111 160V158H109ZM121 157V159H119V158ZM190 158V160H189V158ZM199 157H202V159L200 158L199 159ZM204 157V158H203ZM226 157V158H225ZM239 157V158H238ZM241 157V158H240ZM34 158H31V155H30V157L28 158V159H30V160H34ZM92 158V159H91ZM101 160H100V159ZM105 158H106V160L107 161H105ZM130 158V159H129ZM166 158V159H165ZM186 158H188L187 159V163H186V165L187 166H189L190 164L192 165V159L191 158H193V162H195L196 164H197V162H198V164H204V165H206V166H208V167H206V166H202V168L200 169V167L201 166H199V165H196L198 168V170L195 168L196 166H194V168H195V170H197V176L199 177H201L202 176V178H201V182H200V177H199V182L200 183H202L201 185L198 183H196V182H198L197 180H194L195 178H193V177H196V178H198L197 176H195V174L196 173H194V171H192L193 173H194V175H193V173L192 172H188V174L187 173H184V170L187 172V170L186 169H190V171L192 170V168L193 167H187L186 166V169H184V164H185V159ZM206 158V159H205ZM252 158V159H251ZM0 159V160H1ZM18 159V160H17ZM52 159V160H51ZM56 159V160H55ZM87 159H90V160H87ZM98 159L100 160L99 162H101V163H99L98 162ZM109 159H110V161H112V162H110V163H108V161H109ZM119 159V160H118ZM129 159V161H131V159H133L132 161H131V164H132V162H133V164L131 165V168H128L127 166L129 165V164H126L125 162V160H128ZM156 159H158V160H156ZM205 159V160H204ZM225 159V160H224ZM233 159V161H231V160ZM236 159V160H235ZM254 159V160H253ZM255 159H259V160H255ZM261 159V160H260ZM37 160V161H36ZM50 160V161H49ZM73 160H77V161H74L73 163H78V165L77 164H74L75 166H74V169L72 168V166H73V163H72V161ZM83 160V161H82ZM156 160V161H155ZM163 160V161H162ZM172 161V163L170 162V161ZM189 160V161H188ZM202 160V161H201ZM208 162H207V161ZM253 162H252V161ZM19 161H20V164H19ZM28 161V160H27ZM70 161H69V163H70ZM79 161V162H78ZM91 163H89V162ZM92 161V162H91ZM104 161H105V163H107V164H109V166L107 167H105L104 168ZM118 161V162H117ZM154 161V162H153ZM162 161V162H161ZM174 161V162H173ZM226 163H225V162ZM263 161V162H262ZM5 164V162H6V164L4 165L3 163ZM23 162V163H22ZM26 162V163H25ZM86 162V163H85ZM124 162V163H123ZM182 162V163H181ZM212 162H213V165L211 166L210 164H212ZM215 162V163H214ZM217 162V163H216ZM255 162H260L261 163V165H259L258 167L259 168H257V166L255 167L254 166V164H255ZM2 163V164H1ZM18 163V164H17ZM35 163V165H33ZM53 163H57V161L56 162H53ZM80 163V164H79ZM127 163H129L128 161H127ZM154 163H156V164H154ZM194 163V164H195ZM233 163H234V165H233ZM248 163V165H246ZM16 165V166H19V167H17L19 170H17V169H15L16 168V166H14V165ZM29 164V163H28ZM68 164V163H67ZM67 164H66V166H67ZM82 164V165H81ZM87 166H86V165ZM90 164V165H89ZM107 164H105V165H107ZM136 164V165H135ZM153 164V165H152ZM160 164V165H159ZM177 164H178V166L179 167H177V169H173V170H177L178 172V174H180V177H182L183 178V176L185 177L184 179L185 180H187L188 181V183L186 182V181H184L182 178H180L179 176H177L178 174L176 173V175H173V174H175V172L173 173L172 172V166L173 165H176L177 166ZM208 164V165H207ZM214 164H215V166H214ZM220 164V165H219ZM226 164H228V166L226 165ZM231 164V165H230ZM263 164V165H262ZM3 165H4V167L5 166H7V167H5V168H2L3 167ZM21 165H22V167H21ZM59 165V166H58ZM81 167H80V166ZM85 165V166H84ZM104 168V169H106L105 170V175L106 176H104V174L102 175V177L100 178V174L103 172L104 173V171H102L101 172V170H99V172H101V173H99L98 172V170L96 171V169H99L101 166ZM112 167H111V166ZM127 165V166H126ZM190 165V166H191ZM221 165H223V167H221ZM252 165H253V167H252ZM13 166V167H12ZM33 166H34V168H33ZM62 166V167H61ZM90 168H89V167ZM120 166H121V168L123 169L124 167H127L128 169H134L135 167H137V174L139 173V171H140V169H145V172L142 170L141 172H140V174H142V175H144V178H143V176L141 177L140 175H135V171H136V168H135V170H133L134 172H132V174L133 175H135V176H133L132 174H131V172L128 170L127 171V168H125V169H121V171H125L126 172V175L123 173V172H121L120 171ZM134 166V167H133ZM143 166V167H142ZM154 166H155V168H154ZM218 168H217V167ZM220 166V167H219ZM224 166H226V168L224 167ZM231 166V167H230ZM232 166H234V168L232 167ZM238 166V167H237ZM246 166V167H245ZM39 168V170L41 169L42 171L43 170H47V171H45V174L44 173H42V171L40 170H38V168ZM42 167V168H41ZM71 167V168H70ZM77 167H79V169H81L82 167V171H78L79 169L77 168ZM88 167V168H87ZM93 167V169H91ZM99 167V168H98ZM113 168V170L111 169V168ZM117 167H119V168H117ZM130 167V166H129ZM133 167V168H132ZM139 167V168H138ZM145 167H149V168H145ZM183 167V168H182ZM203 167L204 168H206V169H203ZM215 167V168H214ZM237 169H236V168ZM251 167V168H250ZM8 168H10L11 170H13V172L14 171H20L19 172V174H15V175H11L10 173H13L12 171H10V173H9V171H8ZM21 168H23V171L21 170ZM27 168V169H26ZM31 168H33V171H34V173H32L33 171H32V169ZM37 168V170L39 171H35V169ZM76 168H77V172H76ZM112 170H110V169ZM115 168V169H114ZM160 168V169H159ZM173 168H174V166H173ZM176 168V167H175ZM222 168H224V169H226V170H224V169H222ZM230 168V169H229ZM3 169V170H2ZM91 171H90V170ZM119 169V170H118ZM138 169H139V171H138ZM147 169V170H146ZM149 169V170H148ZM154 169V170H153ZM184 169V170H183ZM200 169V170H199ZM214 170V171H216V172H214V171H212V170ZM218 169V170H217ZM220 169V170H219ZM228 169H229V171H228ZM235 171H233V170ZM252 169V170H251ZM262 169V170H261ZM8 172V173H6V171ZM65 170V171H64ZM88 170V171H87ZM117 170L118 171H120L121 173H123V176L121 175V173L119 172H117ZM223 170H224V172H223ZM64 171V172H63ZM147 171L149 172L150 171V173H147ZM189 171V170H188ZM207 171V172H206ZM222 171V172H221ZM227 171V173H225ZM6 174H5V173ZM27 172V173H26ZM41 172V173H40ZM44 172V171H43ZM51 172V173H52ZM62 172H63V174H62ZM68 172V173H67ZM88 172V173H87ZM157 172H162V177H164V178H162L163 180L164 179H166V181H163L160 177L161 176H159V179H160V181L164 184V186H163V184L161 183V182H157L158 180L156 179L157 178V176L158 175H160V174H158ZM170 172H171V174L173 175H169L170 174ZM196 172V171H195ZM198 172H200V174L198 173ZM203 172V173H202ZM205 172V173H204ZM210 172H211V175H213V172H214V174H216V176L215 175H213V176H211L210 175ZM220 173V174H218V173ZM230 172V173H229ZM231 172H234V175L236 176V177H234V175H233V173H231ZM17 173V172H16ZM43 174V175H41L40 176V174ZM72 173V174H71ZM79 173H81V176H80V174ZM84 173V174H83ZM94 173V176L93 175H91V174H93ZM96 173H98V174H96ZM144 173H147L148 175L147 176H145L146 174H144ZM157 173V174H156ZM193 175V176H191V174ZM242 173V174H241ZM9 174L11 175V176H9ZM49 174H50V172H49ZM49 174H47V175H49ZM57 174H56V177H59V176H57ZM88 174V175H87ZM202 174V175H201ZM209 174V175H208ZM4 175H8V176H4ZM34 175V176H33ZM65 175V176H64ZM87 175V176H86ZM100 175V176H99ZM120 175V176H119ZM128 175L131 177V178H129L128 179ZM182 175V176H181ZM186 175H187V177H186ZM222 175H224V176H222ZM231 175H232V177H231ZM44 176V177H43ZM51 176V175H50ZM60 176V177H61ZM89 176H90V178H89ZM108 176V177H107ZM138 176H140L141 178H139ZM178 177L177 179H178V181H177V179H176V177ZM190 176V177H189ZM210 178H209V177ZM221 176V177H220ZM246 176V177H245ZM3 177H7V178H3ZM46 177V178H45ZM59 177V180L61 179ZM91 177H93V181H92V178ZM95 177V178H94ZM121 177L123 178V179H121ZM132 177H134V181H136V182H134L133 180H131L130 181V179H133ZM137 177V178H136ZM147 177V178H146ZM149 177V178H148ZM192 177V178H191ZM205 177V178H204ZM214 179H213V178ZM216 177V178H215ZM219 177H220V179H219ZM226 177V178H225ZM230 177V178H229ZM245 177V178H244ZM248 177V178H247ZM19 178V179H18ZM85 178H86V180H85ZM98 178H99V180H98ZM143 178V179H142ZM187 178V179H186ZM206 178H209V179H207V180H205ZM231 178H232V180H231ZM235 178V179H234ZM10 179V181L12 180L11 178H9ZM8 179V180H9ZM18 179V180H17ZM45 179H47V180H45ZM91 179V182H89V180ZM107 179V180H106ZM141 179V180H140ZM182 179V180H181ZM191 179V180H190ZM203 179V180H202ZM217 179V180H216ZM223 179L225 180V181H223ZM255 179V180H254ZM2 180V181H3ZM31 183H33V185H30V182ZM32 180V181H31ZM84 182L83 184H81L82 183V181ZM95 180V181H94ZM109 180H110V183H109ZM114 182H113V181ZM145 182L146 180V182L145 183H150L147 187H151V189L149 188V189H147L148 191H147V193H148V198L146 197V201L145 200H142V199H144V197L141 199V204L139 203L140 202V200H139V202H138V199H140V196H138L139 195V190L140 189H143V190H140V191H142V194L144 195V196H146L147 194H146V192H145V188H147V187H139V184L141 183H143L144 184V182ZM148 180H149V182H148ZM179 180H181L182 181V183H180L181 181H179ZM195 181V182H193V181ZM211 180L213 181L211 184H213L212 186L215 188V189H213V188H211L212 190H210V189H208V188H210V182H211ZM215 180V181H214ZM234 180V181H233ZM241 180V181H240ZM2 181H0V184H1V182ZM7 181V180H6ZM43 181V182H42ZM47 181H48V183H47ZM50 181H52V182H50ZM56 181H58V180H56ZM128 181H130L131 183L133 182V183H135L136 184V186H138L139 187V189H138V193H137V190H135L136 191V194H138L137 196H138V198L136 199V198H131V197H128V195H131V196H133L132 194H131V192H130V186H131V188L134 190V186H135V184H127V185H129V187L126 185V183L128 182ZM138 181L140 182V183H138ZM185 182V186H184V182ZM228 181V182H227ZM36 182V183H35ZM47 184H46V183ZM54 182V183H53ZM59 182V181H58ZM58 182H57V184H58ZM61 182V181H60ZM95 182V183H94ZM113 182V183H112ZM118 182V183H117ZM120 182V183H119ZM122 182V183H121ZM126 182V183H125ZM166 182V183H165ZM168 182H170V183H168ZM191 182V183H190ZM192 182H193V184H192ZM208 182V183H207ZM222 182V183H221ZM240 184H239V183ZM250 182V183H249ZM94 183V184H93ZM109 183V184H108ZM112 183V184H111ZM116 183V184H115ZM124 183V184H123ZM129 183V182H128ZM168 183V184H167ZM173 183V184H172ZM175 183V184H174ZM180 185V184H182V185H180V186H178V184ZM195 183V184H194ZM224 183V184H223ZM255 183V184H254ZM258 183V184H257ZM1 184V185H2ZM4 184H5V186H4ZM52 184V185H51ZM59 184H62V183H59ZM122 184V185H121ZM138 184V185H137ZM140 184V185H141ZM165 184H167L168 185V188H167V185L165 186ZM172 184V185H171ZM205 184H207L206 185V187H204V185ZM242 184H243V186H242ZM251 184H252V186H251ZM0 185V187H2ZM38 185H40V187L38 186ZM56 185V184H55ZM115 185H117V187H115ZM119 185V186H118ZM121 185V186H120ZM125 185V186H124ZM146 185V184H145ZM170 185V186H169ZM225 185V186H224ZM23 186V187H22ZM48 186V187H47ZM52 186V187H51ZM53 186L56 188H53ZM99 186H101V187H99ZM135 186V187H136ZM142 186V185H141ZM160 186H163V187H165V188H162V187H160ZM176 186H178V187H180V188H182V187H185V188H182L183 190L182 191H184V197L182 198V200H180L181 199V197L183 196V193H181V190H180V188H177ZM194 188H193V187ZM209 186V187H208ZM220 187V190H221V188L223 189V190H225V191H220V190H218V188ZM234 186V187H233ZM251 186V187H250ZM32 187V188H31ZM38 191V190H40V191H43L44 190V188L45 187H47V188H45V190H44V193L45 194H43L42 192H37L36 190H35V192L37 193V194H35L34 193V188ZM60 189H59V188ZM99 187V188H98ZM111 187V188H112ZM173 187L175 188V190H173ZM187 187L189 188V187H192V189L189 191V189H187ZM203 187V188H202ZM208 187V188H207ZM224 187V188H223ZM228 187V188H227ZM10 188L12 189L13 188V190L14 191H18V192H13L12 190H10ZM18 188H21V189H23V193H26V194H24V195H22V197H20L21 196V192H19V189ZM24 188H25V192H24ZM28 188V189H27ZM40 188V189H39ZM41 188L43 189V190H41ZM50 188H53L55 191H53V189H50ZM87 188H89V189H87ZM95 188V189H94ZM114 188H112V189H114ZM162 188V189H161ZM207 188V189H206ZM230 188V189H229ZM252 188V189H251ZM27 189V190H26ZM31 189V190H30ZM131 189V191H132V193L134 194L135 193V191L133 192V190ZM136 189H137V187H136ZM167 189V190H166ZM177 189H179V190H177ZM207 190L206 191V193H208L209 191V195H207L206 193H205V190ZM228 189H229V191H228ZM30 190V191H29ZM53 192H52V191ZM118 192H123V193H127L126 194V198L128 197L129 198V200L131 199V200H133V199H135L138 203L137 204H135V205H133V203L134 202H136L135 200H133V202L132 201H129V203L131 202V207H135V206H142V204L144 203V202H146V208H147V206H148V208L146 209L145 207L143 208V207H140V208H142V209H145V211H146V215L145 216H147V217H150V216H148V215H151V214H153V212H155L151 217H150V219L149 220H151V219H153V221H156L155 219L157 218V221H158V223H156V222H151V221H148L147 220V218H145L144 220L142 219V216H140V214H142V212L144 211V210H141V209H139V211H142V212H140L139 213V215H138V218H139V216H140V220L142 221V223H140L141 221L138 219V218H136V220L133 218V220H135V221H131V222H126L125 220H126V217H127V215H128V218L130 217L131 218V220H132V217H134L135 215H137L138 213V211H134L135 209H133V211H132V213H131V211L129 212V209H128V211H127V209L125 208L126 206L125 205H129V203H126L125 204V202L126 201H124V202H122L121 204L123 205V203L125 204V205H123V206H125V207H122V205L120 204V202L122 201L121 199H123L122 197V195H124V194H122V193H118ZM162 190H164V192H165V190H166V192L165 193H167V195H168V191H170V196H167V200H170V201H173L171 204V206H167L166 204H169L170 202L169 201H167L166 203H162V201H160L161 202V204H159L160 202H159V200H163V199H161V196H159L161 193H163L164 194V192L162 191ZM171 190H173L172 192H171ZM188 190V191H187ZM213 190H215V191H213ZM237 190H239L240 192H237ZM11 191H12V194H11ZM27 191V192H26ZM47 191H48V193H47ZM84 191V192H83ZM96 191V190H95ZM162 191V192H161ZM174 191H176L175 193H174ZM251 191L253 192V193H251ZM57 193V194H53V193ZM65 193L64 195H63V193ZM68 192V193H67ZM70 192V193H69ZM87 192V193H88ZM99 192V191H98ZM100 192V193H101ZM115 192H117V194L119 195V194H122L121 196L119 195V197H120V200L117 198V196H115L114 194H115ZM144 192V193H143ZM179 192V193H178ZM188 192V193H187ZM218 192V193H217ZM219 192H221L222 194H220ZM224 192H226L225 194H224ZM227 192L228 193H230V194H232V196L230 195V194H228L227 195ZM6 193H7V196H6ZM30 193H32V194H30ZM39 193H41V194H43V195H41V196H43V197H41L40 195H39ZM50 193V194H49ZM87 193H85V194H87ZM109 193H110V191H109ZM185 193H187V194H185ZM205 195H204V194ZM212 193V194H211ZM213 193H215V197L213 196ZM242 193V194H241ZM13 194H15V195H13ZM17 194V195H16ZM27 194H28V196H27ZM29 194H30V196L31 195H35V197L34 196H32V197H30L29 196ZM62 194V195H61ZM66 194H68V196L66 195ZM84 194V195H85ZM99 194V193H98ZM97 194V195H98ZM101 194V195H102ZM163 194H162V196H163ZM173 194V195H172ZM175 194V195H174ZM177 194V195H176ZM190 195V197H189V195ZM9 195L11 196V198H13V199H11V198H7V197H9ZM20 195V196H19ZM27 197H29V198H27ZM142 195V196H143ZM172 195V196H171ZM180 195H181V197H180ZM202 195H204V196H202ZM225 195V196H224ZM240 195V196H239ZM250 195H251V197H250ZM18 196V197H17ZM38 198H37V197ZM53 198V200L51 199V197ZM60 196H62V200H61V197ZM63 196H65L64 198H63ZM141 196V197H142ZM158 196V197H157ZM166 196V195H165ZM165 196H163V198L164 199H166L165 198ZM187 196V197H186ZM202 196V197H201ZM218 196H220V198L219 199H215L216 197L218 198ZM222 196V197H221ZM229 198H228V197ZM234 196H236L235 198H234ZM6 197V198H5ZM20 197V198H19ZM25 197V198H24ZM41 199H40V198ZM55 197V198H54ZM57 197V198H56ZM68 197V199H70V202H67L68 200H66V198ZM72 197V198H71ZM134 197H136V195L134 194ZM155 197H157V198H159V200L157 201L158 202V204H157V202H156V200H157V198L155 199ZM169 197H171V198H173V200H171V198L170 199H168ZM175 197V198H174ZM178 197H180L179 199H178ZM208 197H211L210 199L208 198ZM212 197H214V198H212ZM228 199H227V198ZM251 199H250V198ZM16 198V199H15ZM47 198H49V199H47ZM95 198V199H94ZM100 200H102V201H100V204H99V206H100V208L101 209H103V210H101V209H99L98 207V204H96V202L97 201H99V199ZM128 198L126 199V200H128ZM185 198V199H184ZM187 198H189V199H187ZM202 198V199H201ZM205 198V199H204ZM225 198V199H224ZM6 199V200H5ZM15 199V200H14ZM19 199V200H18ZM46 200V202H45V200ZM85 199H87V200H85ZM92 199V200H91ZM97 199V200H96ZM148 199H149V202L147 203V201H148ZM177 199V200H176ZM191 199V200H190ZM203 199H204V201H203ZM214 199H215V201H214ZM235 199V200H234ZM239 201H238V200ZM77 200V199H76ZM96 200V201H95ZM117 202H116V201ZM154 200V201H153ZM175 200H176V202H175ZM184 200V201H183ZM189 200V201H188ZM40 201V203H41V205L44 203V205H42L41 207H40V204H38L37 202H39ZM64 202V204L66 205V202H67V205H68V203L69 204H74L73 206L72 205H69L68 207L67 206H65L64 204H62V203H58V202ZM72 201H74V200H72ZM78 201V200H77ZM76 201V202H77ZM82 201V202H81ZM108 201V202H107ZM111 201H112V203H111ZM181 203V201L183 202L182 204H178L179 202ZM193 203H192V202ZM212 201H214V202H212ZM240 205V207L242 208L241 209V212L242 213H240L241 215H239V213H238V211H240L239 209V206H238V208H237V206L235 207V204H237L236 202ZM253 204H251L250 202ZM12 202V203H11ZM48 202V204H53L52 206V208L53 209H56V210H54V212H56L57 213V215H56V213H54L55 215L53 216V209L51 208L50 209V205H46L45 206V204ZM55 202V203H54ZM79 202V201H78ZM95 202V203H94ZM102 202V203H101ZM104 202V203H103ZM106 202H107V206H106ZM118 202H119V204H118ZM128 202V201H127ZM163 202H165V200L163 201ZM178 202V203H177ZM184 202H186L187 203V205H186V203H185V206L183 207V205H184ZM211 202V203H210ZM249 202V203H248ZM30 203L31 204H33V205H31L30 206ZM36 203V204H35ZM58 203V204H57ZM97 203H99V202H97ZM110 203V204H109ZM114 203H116V205H114ZM174 203H175V205H174ZM209 203H210V205H209ZM214 203V205H212ZM254 203H256V204H254ZM257 203H258V205H257ZM261 203V204H260ZM12 204H13V206H12ZM23 204V205H22ZM26 204V205H25ZM57 204V205H56ZM59 204H61L63 207H64V209H61L62 207H61V205H59ZM96 204V205H95ZM102 204V205H101ZM145 204V203H144ZM151 204V205H150ZM192 204H194V205H192ZM216 204V205H215ZM237 204V205H238ZM243 204V205H242ZM251 204V205H250ZM35 205H36V208H35ZM37 205H39V207L37 206ZM54 205L55 206H60V207H55L54 208ZM108 205H112L111 207H112V209H113V212L112 211H109V209L110 210H112L111 209V207L110 206H108ZM119 205V206H118ZM133 205V206H132ZM166 206L167 208H169V209H167L166 207H164L165 209H167V210H162V207L163 206ZM191 205V206H190ZM246 206V208H244L245 206ZM14 206H16L14 209L15 210H13L12 208L14 207ZM20 206V207H19ZM29 206H30V208H29ZM32 206H33V209H32ZM71 206V207H70ZM96 206H97V208H98V210H101V212L100 211H95V209H96ZM103 206V207H102ZM121 206V208L118 210V208H117V210H118V213H116L117 211H114L115 210V208L116 207H120ZM174 206V208H172ZM176 206L178 207V209H180V208H182V209H184L183 210V213H182V211H181V209H180V213H182L181 215L180 214H177V215H179V216H181L180 217V220H182L183 221V223L179 220V222L178 221H176V222H173V221H175L176 219L178 220L179 219V217L175 214L176 212H178L177 210H175V208H176ZM187 206V207H186ZM193 206H196L195 208L193 207ZM201 206V207H200ZM204 206V207H203ZM249 208H248V207ZM18 207V208H17ZM23 207H25V208H23ZM44 207V208H43ZM49 209H48V208ZM75 207H77V206H75ZM108 207H110L109 209H108ZM130 206H127V208H131ZM133 207V208H134ZM192 207V208H191ZM197 207H198V209H197ZM216 207H218V208H216ZM45 208H47L46 210H45ZM59 208V209H58ZM67 208H68V213H69V211H70V209H72V208H74V210L72 209V211H74L73 212V214H72V211H70L71 213H69L71 216H72V218L70 217V216H68V214L67 213H65V212H67ZM70 208V209H69ZM82 209V208H85V212L86 213H91L92 212V210L93 211H95V213H101V214H99V215H101V216H98V214H96L95 216L97 217H101L100 219H98V218H96L95 219V216H92L91 214H86L84 211H83V209L82 210H79V209ZM135 208H138V207H135ZM203 209H205V210H203L205 213H206V216L204 215V212H202V210ZM254 209V211H250L249 212V210L250 209ZM4 210V212H3V210ZM8 210V212L9 213H11V215L10 216H8V212L6 213V214H4L7 210ZM19 209L21 210V211H23V212H25L27 209H29L28 211L29 212H27L26 211V214H28V216H26L25 215V213H21V211L20 212H18L19 211ZM41 209H42V211L44 212H42L41 211ZM60 209L61 210H64L63 212L62 211H60ZM105 209V210H104ZM124 209V210H123ZM148 209H152L151 211H149ZM174 209V210H173ZM187 209V210H186ZM195 209V210H194ZM252 209V210H253ZM18 210V211H17ZM31 210H33V212H34V214H33V212H31ZM49 210V211H48ZM50 210H51V212H50ZM58 210H59V212H58ZM80 211V213H79V211ZM137 210V209H136ZM158 210H162V212L164 211H166L165 213L163 212V214L161 215V212L160 211H158ZM173 210V211H172ZM186 210V211H185ZM206 210H207V212H210L211 214H207V212H206ZM209 210V211H208ZM256 210V211H255ZM258 210V211H257ZM38 211V212H37ZM81 211H83V214H81L82 212ZM122 211L124 212V211H127V212H129V214H126V216H122V219L123 218H125V219H121V217L118 219V217H114L115 215H113V214H116V216H117V214L119 215V216H121L122 215ZM145 211H144V213L142 214L143 215V218H144V214H145ZM147 211H149V212H147ZM160 212V214H158V215H155L156 214V212ZM168 211H171V214H170V212L168 213ZM176 211V212H175ZM196 211V212H195ZM219 211V212H218ZM235 211V212H234ZM247 211V212H246ZM31 212V213H30ZM44 214V216H47L48 218H49V216H50V220H48V218L47 217H42L41 216V214ZM48 212L49 213H52V214H49L48 215ZM109 212V213H108ZM112 212V214H110ZM121 212V213H120ZM133 212H135V215L133 214ZM174 212V213H173ZM222 212V215L221 216H223V214H225L226 216H227V218H226V216L224 217L223 216V218L221 219V218H214L215 216L217 217V215L219 216L220 215V213ZM12 213L14 214V216L12 215ZM18 215H16V214ZM38 213V214H37ZM60 213H62V214H60ZM76 213H77V215L78 214H80V215H76ZM94 212H92V214H93ZM94 213V214H95ZM121 215H120V214ZM200 213V214H199ZM201 213H203V216H205L204 218H203V216H202V214ZM219 213V214H218ZM233 213L235 214V215H233ZM22 214H23V216L25 215L26 216V218H25V216H24V218H22ZM31 214V217L29 216ZM37 214V215H36ZM66 214H67V217H66ZM85 214H86V216H88L89 215V217H90V215H91V220L90 221H92V220H94V221H92V223L89 221V217H84L85 216ZM124 214H125V212H124ZM130 214H133V215H130ZM168 214V215H167ZM175 216H173V215ZM213 214V217H211V215ZM3 215V216H2ZM6 217H5V216ZM17 217H19L20 216V218H22V219H24V220H20V218H16V216ZM37 216V218H35V216ZM40 215V216H39ZM59 215V216H58ZM65 215V216H64ZM84 215V216H83ZM166 215V216H165ZM171 215V216H170ZM199 215H201V216H199ZM2 216V217H1ZM52 216H53V218H52ZM57 216V218H56V220L58 219L59 221H60V223H59V225H61V224H63V222H64V224L62 225V227L61 226H59V227H61L62 228V230H61V228H58L57 226L58 225H56L59 221L57 220L56 222V224H53L54 222H52L54 219H55V217ZM76 216L78 217V218H76ZM81 216H83V218L81 217ZM110 216H113V217H110ZM132 216V217H131ZM154 216V217H153ZM159 216H160V218H159ZM163 216H165V217H163V218H165V220H163L162 219V217ZM168 216H170L169 218H168ZM173 216V218H171ZM220 216V217H221ZM242 216V217H241ZM250 216V217H249ZM59 217V218H58ZM82 219H81V218ZM93 217H94V219H93ZM156 217V218H155ZM166 217H167V219H166ZM177 217V218H176ZM201 217V218H200ZM207 217V218H206ZM210 217V218H209ZM229 217V218H228ZM232 217H235L234 219L235 220H233V221H235V223H231L230 222V219L232 218ZM244 217V218H243ZM1 218H3V219H1ZM5 218V219H4ZM7 218V219H6ZM31 218V219H30ZM33 218H35V219H33ZM39 218V221H40V219L42 220V224H41V222H39L37 219ZM44 220H43V219ZM45 218H47V219H45ZM63 218V219H62ZM64 218H65V220H64ZM68 218V219H67ZM74 219V221L76 222V223H79L78 221H80L81 223H82V225H81V223H79L80 225H76L77 226V229H75V228H73V227H75L74 225L76 224V223H74V221H72L71 219ZM89 218V219H88ZM113 218V220L111 221V219ZM118 219V221L119 220H122V221H119V224L117 223L118 221L117 220H115V219ZM155 218V219H154ZM171 218V219H170ZM176 218V219H175ZM182 218V219H181ZM209 218V219H208ZM10 219V224L12 225L13 224V226H15L14 227V229L15 230H17L18 231V229H19V231L18 232H20L21 231V233L20 234H15V232H17V231H14V230H11L12 229V227L8 224V226H7V224H5V226H4V221L5 220H9ZM19 219V220H18ZM29 219H30V221H31V223L32 222H38L37 224H39V226L38 225H35V223H32L31 225H32V229L30 230H28L27 231V227L28 228H30L31 227V225L29 226V225H23V224H26V221H28L29 222ZM76 219H77V221H76ZM78 219H80V220H78ZM86 219V221H83V220H85ZM98 219V221L97 222H101V224H99V223H97L96 222V220ZM161 219H162V221H164V222H162L161 221ZM174 219V220H173ZM199 219V220H198ZM212 221H211V220ZM216 219V220H215ZM4 220V221H3ZM36 220V221H35ZM46 220V221H45ZM88 220V221H87ZM101 220V221H100ZM129 219H127V221H128ZM139 220V221H138ZM173 220V221H172ZM210 220V221H209ZM218 220H219V222H218ZM224 220V221H223ZM232 220V219H231ZM20 221V222H19ZM25 222V223H23V222ZM43 221H45V222H47V221H50L51 222V224L49 225V223H44L45 224V226H44V228L47 226L48 228H46L48 231L46 232V229H44L42 226H43ZM71 221V222H70ZM83 221V222H82ZM115 222V223H117L116 224V228L113 226V225H115V223H113L112 224V222ZM138 221V222H137ZM145 221L147 222L148 221V224H150V225H148L147 223L145 224ZM166 221H168V222H166ZM172 221V222H171ZM207 221H209V222H207ZM222 222V224H221V226H220V224L219 223H221ZM226 221L228 222V223H226ZM256 221V222H255ZM6 222V221H5ZM12 222V223H11ZM67 222V223H66ZM93 222H96V223H93ZM135 222H136V224H135ZM144 222V223H143ZM159 222H161V223H159ZM165 222L167 223L166 225H164L165 224ZM169 222H171V223H169ZM211 222V223H210ZM214 222V223H213ZM218 222V223H217ZM74 223V224H73ZM85 225H84V224ZM89 223H90V225H89ZM104 223V224H103ZM120 223H121V225H120ZM122 223H124V225L122 224ZM126 223H130V224H126ZM132 223H133V225H132ZM154 223H156V224H154V226H152ZM163 223V224H162ZM169 223V224H168ZM173 223V224H172ZM182 223V224H181ZM224 223H226V225L224 224ZM240 223V224H239ZM27 224H29V223H27ZM70 226H68V225ZM87 224V225H86ZM93 224V225H92ZM144 224L146 225L145 227L148 229V230H146V228L144 227ZM160 224L162 225V226H160ZM177 224V225H176ZM180 224V225H179ZM211 224V225H210ZM215 224H217V225H215ZM224 224V225H223ZM228 224H229V226L231 225V227H233V228H231V229H229L228 228ZM232 224H235V226L233 225L232 226ZM244 224V225H243ZM249 224H251V225H249ZM51 225L54 227V225H56V229H53V227H51ZM66 225V226H65ZM73 225V226H72ZM100 225V226H99ZM128 226V229H127V226ZM170 225V226H169ZM184 225V226H183ZM223 225V226H222ZM236 225H237V227H236ZM246 225V226H245ZM248 225V226H247ZM255 225H256V227H255ZM23 226H25L26 228H24ZM37 226V227H36ZM51 228H50V227ZM65 226V228H67L70 232H68V231H66V229L65 228H63ZM80 228H79V227ZM92 226V227H91ZM96 226V227H95ZM120 226V227H119ZM129 226H131V227H129ZM138 226V227H137ZM148 226H150V227H148ZM165 226H169V227H165ZM181 226V227H180ZM215 226V227H214ZM216 226H219V227H221V229L223 230V232H222V230L219 228V227H216ZM227 226V227H226ZM242 226H243V230H239V229H241L242 228ZM250 226H253V227H250ZM9 229H8V228ZM40 227H42V228H40ZM73 228L72 230L70 229V228ZM82 227V228H81ZM102 229H101V228ZM103 227H105V228H103ZM125 227L126 229H127V231H128V233H127V231L125 232L124 230H125V228L123 229V228ZM134 227V228H133ZM152 227H154V229L152 228ZM157 229H156V228ZM172 229H171V228ZM179 227V228H178ZM193 227V228H192ZM203 227V228H202ZM211 227H213V228H211ZM239 227H241V228H239ZM55 228V227H54ZM80 229V231H79V229ZM93 228V229H92ZM95 228H98L99 229V235H101L102 236V234H100L101 233V230H102V232H103V235H105V238L104 239H102L104 236H102V238H99V239H102V240H99L98 242H97V244L95 243V238L97 237L98 238V229H95ZM167 228H168V230H167ZM182 228V229H181ZM185 228V229H184ZM218 228V229H217ZM226 229L227 228V232L225 233V230L224 229ZM246 228H248V230L246 231L245 229ZM8 229V230H7ZM39 231H38V230ZM44 229V231H42ZM52 229V230H51ZM75 229V230H74ZM92 229V230H91ZM135 229H137V230H135ZM162 229V230H161ZM210 229V230H209ZM216 229H217V231H216ZM219 229H220V231H219ZM233 229H234V231H233ZM54 230V231H53ZM56 230H57V232H56ZM59 230V231H58ZM76 230H78L79 232L77 233V231ZM82 230V231H81ZM104 230V231H103ZM117 230H118V232H117ZM132 230H134V231H132ZM155 231V233L153 232V231ZM164 230H166V231H164ZM212 230H213V232H212ZM251 232H250V231ZM14 231V232H13ZM52 233H51V232ZM66 231V232H65ZM72 231V232H71ZM136 231V232H135ZM149 231V232H148ZM173 231V232H172ZM175 231V232H174ZM233 231V232H232ZM7 232H9V234L7 233ZM12 232V233H11ZM34 232V233H33ZM39 232V233H38ZM61 232V233H60ZM64 232H65V234L68 232L69 234L71 233V235L69 236V234H66V235H68L69 237H71V236H73V234L76 232V234H74L75 235V239H73L74 241H71V239H72V237H71V239H69V237H67V236H65V234H64ZM86 232V233H85ZM136 234H135V233ZM152 234H151V233ZM181 232H184V234L183 233H181ZM188 232V233H187ZM209 232V233H208ZM221 232V234H219V233ZM228 232H229V234H228ZM48 233V234H47ZM59 233V234H58ZM81 233V234H80ZM90 233L92 234V235H90ZM95 233H97V236L95 237L94 235H96ZM115 233H116V235H115ZM121 233V234H120ZM126 233H127V235H126ZM131 233V234H130ZM149 233V235H147V234ZM160 235V237H159V235ZM174 233H177V234H174ZM201 233H203V234H200ZM209 234V235H207L206 236V234ZM0 234H1V232H0ZM15 234V235H14ZM38 235V234H41V235H38V236H35V237H33V239H32V236L33 235ZM43 234V235H42ZM64 234V235H63ZM84 234H86L85 236L86 237H88V241L89 242H87V239L84 237ZM107 234H108V237H107ZM112 234V235H111ZM114 234V235H113ZM133 234V235H132ZM139 234V235H138ZM171 234V235H170ZM173 234V235H172ZM183 234V235H182ZM189 234V235H188ZM199 234V235H198ZM8 235V236H7ZM32 235V236H31ZM49 235V236H48ZM58 235H60L59 237H57ZM61 235H62V237H61ZM78 235V236H77ZM89 235H90V237H89ZM109 235L110 236H113L112 238H110L109 237ZM123 235V236H122ZM128 235H129V237H131V238H129L128 237ZM135 235H136V237H135ZM156 235H158V236H156ZM204 235L206 236V238H204ZM250 235V236H249ZM101 236H99V237H101ZM134 236V237H133ZM179 236V237H178ZM197 236H200V237H197ZM208 236H210L209 238H208ZM211 236H212V238H211ZM230 236H231V239H230ZM245 236V237H244ZM254 236V237H253ZM38 237V238H37ZM45 237H47V238H45ZM50 237V238H49ZM53 237H55V238H53ZM65 237L68 239H66L67 240V242L65 241ZM77 237V238H76ZM83 237V238H82ZM92 237V238H91ZM93 237H95V238H93ZM150 237V240H151V242L153 241V245H154V243H155V245L153 246L150 242H148V238ZM154 237V238H153ZM163 237V238H162ZM165 237V238H164ZM202 237V238H201ZM227 237H229L228 239H227ZM262 237V238H261ZM19 238V239H18ZM53 238V239H52ZM59 238V239H58ZM73 238H74V236H73ZM86 239V247L87 248H85V245H84V243H85V239ZM89 238L91 239V240H89ZM97 238H96V241H97ZM120 238H122V239H120ZM125 238V239H124ZM126 238H128V240H126ZM140 239V241H139V239ZM178 238V239H177ZM192 238V239H191ZM195 238H197L198 239V241H196L195 240ZM221 238V239H220ZM244 238V239H243ZM51 239V240H50ZM56 239V240H55ZM77 239V240H76ZM110 239H112L111 241H109ZM134 239H135V242L133 243V241H134ZM186 239L188 240L187 242H186ZM204 239V240H203ZM211 239V240H210ZM225 239H226V241L227 242H229V243H227L226 241H225ZM31 240V241H30ZM53 240V241H52ZM81 240H83L84 242H82ZM115 240V241H114ZM131 240V241H130ZM133 240V241H132ZM155 240V241H154ZM193 242V240H194V242H196V246L195 245H193V243L191 242V241ZM220 240H221V242H220ZM30 241V242H29ZM66 242V243H63V245H62V243L61 242ZM71 241V242H70ZM80 241V242H79ZM94 241V242H93ZM101 241H104V244L103 243H101ZM119 241V242H118ZM121 241V242H120ZM138 241V242H137ZM156 241H157V243H156ZM159 241V242H158ZM31 242H32V244H31ZM50 242V243H49ZM52 242V243H51ZM70 242V243H69ZM91 242V243H90ZM115 242H116V245H115ZM127 242L131 245H129L128 246V244H127ZM142 242L144 243V244H142ZM182 242L184 243L183 245H182ZM220 242V243H219ZM250 242H251V246H250ZM79 243H83L82 245H80ZM88 243H89V245H88ZM92 243H95L94 245L92 244ZM137 243V244H136ZM159 243H161V244H163L164 243V248L162 247V252H163V249H166V250H164V253L163 254H161L162 252H160V254L158 253V251L160 250L159 248H161L160 246H161V244H159ZM171 243V244H170ZM225 243H226V245H225ZM263 243V244H262ZM2 244V245H1ZM66 244V245H65ZM69 244V245H68ZM73 244H75V246L73 245ZM91 244V245H90ZM99 244H102V245H99ZM113 244L115 245V247L113 246ZM133 244V245H132ZM135 244V245H134ZM142 244V245H141ZM149 244V245H148ZM156 244H157V249H154V247L156 246ZM191 244V245H190ZM199 244V245H198ZM222 244V245H221ZM224 244V245H223ZM247 244V245H246ZM70 245H71V250H70ZM84 245V246H83ZM96 245H98L97 246V248H96ZM118 245V246H117ZM159 245V246H158ZM186 247H185V246ZM190 245V246H189ZM252 245H253V247H252ZM261 245V246H260ZM263 245V246H262ZM30 246V247H29ZM94 246V247H93ZM119 246H121V247H119ZM148 246V247H147ZM152 246V247H151ZM167 246V247H166ZM170 246V247H169ZM173 246V247H172ZM193 246V247H192ZM199 248H198V247ZM208 246V247H207ZM40 247H44V248H41V252H40V250H38ZM64 247V248H63ZM74 247V248H73ZM80 247H83L82 249L80 248ZM89 247H92V248H89ZM102 247V248H101ZM105 247V248H104ZM126 247V248H125ZM132 247V248H131ZM142 247H144V248H142ZM175 247V248H174ZM189 247V251H188V249H186V248H188ZM252 247V248H251ZM4 248H5V250H4ZM37 248V250H38V253H42V254H38L37 253V251L35 250ZM61 248V249H60ZM62 248H63V250H62ZM75 250V252L73 251V249ZM106 248H107V251H106ZM122 248H123V250H122ZM140 248V249H139ZM141 248H142V250H141ZM183 248V249H182ZM202 248V249H201ZM263 248V249H262ZM7 249V250H6ZM49 249V250H48ZM66 249H69L70 250V252H72L73 251V253H70V252H68V250H66ZM77 249H79V253H77L78 252V250ZM86 249V250H85ZM89 249V250H88ZM92 249H94V250H91ZM99 249V250H98ZM116 249V250H115ZM118 249V250H117ZM125 249V250H124ZM132 249V250H131ZM169 249V250H168ZM178 249V250H177ZM42 250L45 252V253H43L42 252ZM45 250H47V251H45ZM77 250V251H76ZM81 250V251H80ZM97 250H98V255L97 254H95V253H97ZM101 250H103V251H105V252H101ZM135 250V251H134ZM158 250V251H157ZM160 250V251H161ZM168 250V251H167ZM89 252V254H90V256H89V254H88V252ZM109 251V252H108ZM115 251V252H114ZM125 251L127 252V254L125 253ZM132 253H131V252ZM139 251V252H138ZM141 251H143V254H142V252ZM145 251H147V252H145ZM178 251H182V252H178ZM185 251H187V252H185ZM37 253V255H36V253ZM47 252H49V254L47 253ZM66 252V253H65ZM84 252H86V254H84L83 255V253ZM92 252V253H91ZM106 252H108V253H106ZM135 252H136V255L134 256V254H135ZM153 252V253H152ZM238 252V253H237ZM6 253H7V255L9 256V258H8V256H7V258H6ZM22 253V254H21ZM64 253V254H63ZM82 253V254H81ZM99 253H101L102 255H105V256H99L100 254ZM48 254V255H47ZM67 254V255H66ZM76 254H81L80 256L79 255H76ZM106 254H107V256H106ZM120 254V255H119ZM147 254H148V256H147ZM5 255V256H4ZM39 255V256H38ZM41 255H43L42 257H41ZM63 255V256H62ZM65 255V256H64ZM78 256L79 257V259H78V257H76V256ZM83 255V256H82ZM119 255V256H118ZM126 256V259H125V256ZM129 255H132V256H129ZM139 255V256H138ZM147 257H146V256ZM150 255L152 256V259H151V257H150ZM159 255V256H158ZM4 256V257H3ZM23 256V257H22ZM45 256V257H44ZM82 256V257H81ZM96 256H98V257H96ZM110 257V259H108L109 257ZM137 256V257H136ZM153 256H154V258H153ZM163 256V257H162ZM221 256H223V257H221ZM36 257V258H35ZM42 259H44V260H46V261H44V260H42ZM73 257H76L75 259L73 258ZM84 257V258H83ZM100 257H101V259H100ZM105 257V258H104ZM108 257V258H107ZM116 259H115V258ZM129 257H132L133 259V261H131V258L130 259H128ZM148 257H150L149 259H147ZM157 257V258H156ZM164 257H165V259H164ZM167 257V258H166ZM216 257V258H215ZM4 258V259H3ZM25 258V259H24ZM31 258H32V260H31ZM90 258H91V260H90ZM102 258L103 259H107V260H102ZM118 258V259H117ZM145 258V259H144ZM161 258V259H160ZM181 258H182V260H181ZM218 258V259H217ZM6 259H7V261H6ZM8 259H9V261H8ZM35 259H38V260H35ZM40 259H41V261H40ZM52 259V260H51ZM81 259H85L84 260V262L83 261H81ZM112 259V260H111ZM163 259V260H162ZM217 259V260H216ZM220 259V260H219ZM3 260H4V263H3ZM61 260V261H60ZM66 260V261H65ZM95 260H96V262H95ZM98 260V261H97ZM100 260H102V261H100ZM123 260V261H122ZM130 260V261H129ZM145 260V262H143ZM159 260H161V262L159 261ZM166 260V261H165ZM172 260H173V262H172ZM222 260V261H221ZM14 261V262H13ZM20 261H21V263H20ZM71 261H73V262H71ZM151 261H153V262H151ZM183 261V262H182ZM38 262V263H37ZM41 262H43V263H41ZM65 262V263H64ZM120 262V263H119ZM127 262V263H126ZM142 262V263H141ZM163 262V263H162Z\"/></svg>","mask_w":264,"mask_h":264},{"label":"bare ground","instance_id":"2","mask_svg":"<svg viewBox=\"0 0 264 264\" xmlns=\"http://www.w3.org/2000/svg\"><path fill=\"white\" fill-rule=\"evenodd\" d=\"M17 1H18V0H0V75H1V73H4V70H5V69H8V67L15 65V64L17 63V59H18V57H19V55H20V53H19L20 50H19V48H18V46H17V42H16L15 37H14L15 34L13 35L12 29H11V28H12L11 25L14 24V23L12 24L13 21H11V20H13L12 16H13V15H14V16L16 15V17L18 16V14H17V10L15 11V8L19 9L18 6H17V5H19V3H18L19 1H18V2H17ZM70 1H71V3H69V6L67 7V9H66V10H63L64 12L59 13V14H57V13H58V12H57V13H56L57 16L54 17L55 19L53 18V20H54V23L58 26V28L62 29V31H63L64 34H65V33H66V35H67V34H70V37H72V39H73V36H74V37H76V36L79 37V34H80V33L77 31L79 28L76 30L77 25H78V23L80 22L79 14L83 12V14L85 15L86 13H84V12H85V11H87V12L89 11V10L87 9V7H86L87 4H85V3H87V1L89 2V0H86V1L82 0V2L84 1L83 4L86 5V6L81 7V8H84V7H85V8H84L85 11L83 10L82 12L80 11V9H79L78 11L76 10L80 3L76 5V2H74L75 0H74V1H73V0H70ZM70 1H69V2H70ZM93 1L95 2V0H93ZM93 1H92V2H93ZM104 1H105V0H104ZM104 1L101 0V2L99 1V3H97V2H98V0H97V2H96V4H99V5H98V8H99L98 11H99V12H100V11L102 12V10H100V9H103V11H104V9H105V8H104L105 6H104L103 8L100 7V6H102V5L104 4V3H102V2H104ZM136 1H137V3L139 2L138 0H136ZM150 1H151V0H149V3H150ZM166 1H167V0H166ZM169 1L172 2L171 0H169ZM176 1H177V0H176ZM187 1H188V0H185V2H186V3H185L186 6H188L187 4L193 2V0L190 1L189 3H188ZM203 1H204V0H203ZM208 1H209V0H208ZM212 1H214V0H212ZM216 1H218V0H215V2H216ZM219 1H221V0H219ZM219 1H218V2H219ZM235 1L237 2L238 0H230V1L227 0L226 2H225V0H224V4L227 3V5H230V6H231V7L229 6V7H230V10L227 8V7H228L227 5H224V4H223V5H224V7H225V10H226V8H227V10H226V14L228 13V15H227V18H228V19H229L228 16H229V15L232 16V14H233V17H234V16H235V17H234V18L232 17L231 20H232V19H234V20L237 19L239 22H242V23H241V26L239 25V28H240V27H242V26L245 24V23L243 24V22H244L246 19H245L244 21H242V19L244 18L243 16H245V14L248 16V14H247L248 12H247V13L245 12V11H247V10L244 8V6H243L244 9H243V8L240 9L241 11L244 12V13H243V12H242V13H241V12L239 13V14H243V16H241L242 19H241V21H240V18H241V17L239 16V19H238L237 16H238L239 14L237 13V11H240L238 7L241 6V5H240L241 3L239 4L238 2H241V1H238L237 3H236ZM244 1H245V0H244ZM246 1H247V0H246ZM248 1H249V0H248ZM248 1H247V2H248ZM15 2H16V3H15ZM59 2H62V1H59ZM59 2H58V3H59ZM73 2H74V4H75L74 6L72 5ZM78 2H79V0H78ZM92 2H91V4H94V3H92ZM108 2H109V1H108ZM129 2H130V1H129ZM129 2H128V3H129ZM131 2H132V1H131ZM144 2H145V1H144ZM146 2H147V1H146ZM146 2H145V3H146ZM173 2H174L175 4L177 3V2H175V0H174ZM173 2H172V3H173ZM179 2H180V1H179ZM181 2H182V1H181ZM200 2H201L200 0H199V2H198L199 4L197 3V0H196L195 2H193L194 4H195V3L198 4V5L195 4V5H197V6H194V5H193L194 7H193L192 5L189 4V5H190V8L193 7V9L196 10V8L199 7ZM204 2H205V1H204ZM209 2H210V1H209ZM228 2H229L230 4H229ZM232 2H233V3H236V4H239L240 6H239V5L237 6V5L235 4V5L237 6V7H236L237 9H236L235 6L232 7V4H233ZM250 2L252 3V1H250ZM17 3H18V4H17ZM124 3H125V1H124ZM137 3H136V4H137ZM166 3H167V2H166ZM193 3H192V4H193ZM201 3H202V2H201ZM211 3H212V2H211ZM219 3L221 4L222 2H219ZM242 3H243V2H242ZM248 3H249V2H248ZM248 3H246V4H248ZM89 4H90V3H89ZM89 4H88V5H89ZM96 4H95V5H96ZM142 4L145 5L144 3H142ZM150 4H151V3H150ZM150 4H148V6L146 5V6L148 7L149 10H147V7H146V6H144V8H143V9L146 8V11H148L149 14H147V12H146L145 10H144V12H145L146 14L143 13V11L141 10V8H142L143 5L141 6V8H139V9L142 11V14H143V15H146V16H147V15H150V14H151V13L149 12V11H151V10H150V7H149ZM152 4H153V3H152ZM157 4H158V6H160L158 2H157ZM157 4H156V6H157ZM163 4H164V3H163ZM175 4H174V5H175ZM216 4H218V3H216ZM216 4H215V5H216ZM244 4H245V3H244ZM253 4H254V3H253ZM57 5H58V4H57ZM105 5H106V4H105ZM107 5H108V4H107ZM138 5H139V3H138ZM182 5L185 6L184 3H182ZM209 5H210V4H209ZM213 5H214V3H213ZM215 5H214V10H215ZM223 5L221 4V6H222L221 8H219L220 5L217 7V8L220 9L219 14H220L222 11H224L223 14H225V10H224V8H223ZM96 6H97V5H96ZM108 6H109V5H108ZM161 6H162V4H161ZM176 6H178V5L176 4ZM179 6H180V5H179ZM191 6H192V7H191ZM202 6H204V5H202ZM202 6H201L200 8L197 9V12L200 11V9H201V11H200V13H199L200 15H201V13H203V11H204V10L202 11V9H203ZM207 6H208V5H207ZM216 6H217V5H216ZM246 6H247V5H246ZM246 6H245V7H246ZM65 7H66V6H65ZM94 7H95V6H94ZM133 7H136V6H133ZM137 7H138V6H137ZM139 7H140V6H139ZM152 7H155L154 4H153ZM152 7H151V9H152ZM180 7H181V6H180ZM188 7H189V6H188ZM250 7H251V6H249V8H250ZM57 8H58V6H57ZM57 8H56V10H57ZM62 8L65 9L63 6H62ZM95 8H97V7H95ZM128 8H131V6L128 7ZM155 8H156V7H155ZM168 8H169V7H168ZM171 8H172V6H171ZM171 8H169V11H170ZM204 8H205V7H204ZM260 8H261V7H260ZM108 9H109V8H108ZM111 9H112V8H111ZM131 9H132V8H131ZM187 9L190 10V9L187 8V7H186V9H184V10L187 11ZM219 9H217L216 11H218ZM233 9H235V10H233ZM242 9H243V10H242ZM53 10H54V7H53ZM53 10H52V11H53ZM112 10H113V9H112ZM126 10H127V9H126ZM128 10H129V9H128ZM160 10H161V8H160ZM165 10H166V9H165ZM208 10H209V9H208ZM208 10H207V11H208ZM212 10H213V8L210 9L211 12H212ZM221 10H222V11H221ZM236 10H237V11H236ZM244 10H245V11H244ZM261 10H262V9H261ZM261 10H260V11H261ZM14 11H15L16 14L14 13ZM92 11H93V10H92ZM109 11H110V10H109ZM114 11H116V10H114ZM132 11H133V10H132ZM136 11H137V10H136ZM136 11H134V13H136ZM141 11H139V12H141ZM152 11L154 12V8L152 9ZM161 11H163V10H161ZM166 11H167V10H166ZM174 11H177V10L174 9ZM207 11H205V13H206ZM216 11H215V13H217ZM235 11H236V12H235ZM262 11H263V10H262ZM79 12H80V13H79ZM93 12H95V11H93ZM93 12H90V11H89V13H93ZM104 12H106V11H104ZM128 12H129V11H128ZM139 12H138V16H139V14H140ZM158 12H160V11H158ZM189 12H190V11H189ZM230 12H231L232 14H231ZM233 12H234V13H233ZM50 13H51V12H49V14H50ZM89 13L86 14V17L83 15L84 17H83L82 20H84V19H85V20H86V19H87V20H90V19H89L90 16H88ZM126 13H127V12H126ZM134 13H133V14L131 13V14L136 16L137 14H134ZM171 13H172V11H170L169 14H171ZM175 13H176V12H175ZM184 13H185V12H184ZM56 14H54V16H55ZM94 14H95V13H94ZM128 14H130V13H128ZM128 14H126V15H128ZM165 14H166V13H165ZM169 14H168V15H169ZM180 14H181V13H180ZM199 14H198V15H199ZM206 14H209V15H208L209 17H207V15H204V13L201 15V17L203 16L202 18H204V19H205V17H206L205 20H207V18H211V20L214 19V22L216 21L215 18H213L214 15H212V14H210V13H206ZM219 14H217V17H221V16H219ZM221 14H222V13H221ZM221 14H220V15H221ZM235 14H236V15L238 14V15L236 16ZM19 15H20V14H19ZM52 15H53V14H52ZM52 15H51V16H52ZM90 15H91V14H90ZM92 15H93V14H92ZM126 15H125V16H126ZM132 15H131V16H132ZM155 15H157V14H155ZM168 15H166V16L163 15V16H164V19H165V17H167ZM171 15H172V17L174 16V14H171ZM171 15H169V16H171ZM200 15H199V16H200ZM210 15H211L212 17H210ZM253 15H254V14H253ZM257 15H258V14H257ZM14 16H13V17H14ZM47 16H48V15H47ZM51 16H50V17H51ZM102 16H103V15H102ZM105 16H106V14L103 16L104 19L107 18V17H105ZM140 16H141V14H140ZM140 16H139V17H140ZM157 16H159V14H158ZM157 16H155V17L152 16V17L157 18ZM183 16H185V15L183 14ZM186 16H187V15H186ZM194 16L196 17V15H194ZM199 16H198V17H199ZM204 16H205V17H204ZM225 16H226V15H225ZM225 16L222 15L223 18H224ZM231 16H230V17H231ZM251 16H252V14H251ZM251 16H250V17L248 16V20H246V21L249 22V20L251 19ZM258 16H259V15H258ZM45 17H46V16H45ZM87 17H88V18H87ZM95 17H96V15L92 16V17H91L92 20H93V19L95 20ZM128 17H130V16H128ZM128 17L126 16V18H128ZM147 17H148V16H147ZM172 17H170V19H171ZM181 17H182V16H180V18H181ZM198 17H196V18H198ZM222 17H221V18H222ZM254 17H255V15H254ZM254 17H253V18H254ZM96 18H97V17H96ZM137 18H138V17H137ZM160 18H162V17L160 16ZM191 18L193 19V16H192ZM225 18H226V17H225ZM245 18H246V17H245ZM249 18H250V19H249ZM253 18H252V19H253ZM256 18H257V20H259L258 17H256ZM152 19H153V18H152ZM181 19H185V20H186L187 17H186V18L184 17V18H181ZM45 20H46V19H45ZM106 20H107V19H106ZM106 20H105V22H107ZM111 20H112V19H111ZM114 20H115V19H114ZM121 20H122V19H121ZM134 20H135V19H134ZM134 20H132V21H134ZM138 20H139V19H138ZM138 20H137V23L139 22ZM140 20H141V18H140ZM150 20H151V19H150ZM185 20H183V21H185ZM188 20H189V18L187 19V22H188L187 25L190 23V21H192L191 19H190V21H188ZM201 20H202V19H201ZM201 20H200V18H198V21H199V22H201ZM217 20H218V19H217ZM234 20H232L231 22H233ZM237 20H236L235 22H236V23H239V22H237ZM96 21H97V19H96L95 21H92V22H96ZM129 21H130V20L128 19V22H129ZM135 21H136V20H135ZM135 21H134V22H135ZM164 21H165V20H164ZM169 21H170V20H169ZM175 21H176V20H175ZM181 21H182V20H181ZM183 21H182V23H183ZM198 21H197V22H198ZM218 21H220V20H218ZM253 21H256V20L253 19ZM44 22H46V21H44ZM44 22H43V23H44ZM121 22H126V20H125V21H121ZM143 22H144V21L141 20V22L138 24V27H139V28H140V26H142L141 29L144 28L143 25L141 24V23H143ZM195 22H196V21H195ZM204 22H205V21H204ZM208 22H209V21H208ZM250 22H251V21H250ZM102 23H103V22H102ZM108 23H109V22H108ZM114 23H115V22H114ZM176 23H177V22H176ZM176 23H175V24H176ZM191 23H192V22H191ZM191 23H190V24H191ZM209 23H210V22H209ZM220 23H221V22H218V23H217V26H216L217 28L219 27V24H220ZM20 24H22V23H20ZM44 24H45V23H44ZM46 24H47V23H46ZM104 24H105V23H104ZM122 24H123V23H122ZM122 24H121V25H122ZM133 24H135V23L131 22V25H133ZM184 24H186V23H184ZM198 24H199V23H198ZM200 24H201V23H200ZM215 24H216V23H215ZM228 24L231 25L232 23L229 22ZM228 24H227V22H226V25H227L226 27H229V29H230V28H233V27H230V25H228ZM242 24H243V25H242ZM42 25H43V24H42ZM79 25H80V24H79ZM124 25H126V24H124ZM131 25H130V26H131ZM135 25H137V24H135ZM135 25H134V26H131V28L135 27V28L132 29V30H135V31L137 30L136 32H138V29H139V28H138V27L136 28ZM166 25H167V24H166ZM236 25H238V24H236ZM48 26H49V24L46 26V29H47V28L49 29ZM106 26H107V25H106ZM122 26H123V25H122ZM156 26H157V25H156ZM162 26H163V25H162ZM162 26L160 25L161 29L163 28ZM164 26H165V25H164ZM169 26H170V25H169ZM185 26H186V25H185ZM193 26H194V25H193ZM231 26H232V25H231ZM245 26H246V24H245L243 27L245 28ZM250 26H251V25H250ZM254 26H256V24H255ZM41 27H42V26H41ZM104 27H105V26H104ZM115 27H116V26H115ZM146 27H147V25H146ZM148 27H149V26H148ZM171 27H172V26H171ZM188 27H189V26H188ZM197 27H198V26H197ZM226 27H225V28H226ZM259 27H260V26H259ZM259 27H258V28H259ZM261 27H262V26H261ZM81 28H82V27H81ZM173 28H175V27H173ZM191 28H192V24H191ZM193 28H194V27H193ZM212 28H214V26H212ZM225 28H224V29H225ZM236 28H237V27H236ZM41 29H42V28H41ZM41 29H40V30H41ZM44 29H45V26H44ZM86 29H87V28H86ZM100 29H101V28H100ZM113 29H115V28H113ZM125 29H127V28H125ZM125 29H124V30H125ZM141 29L139 30V33H140V32L142 33ZM144 29H145V28H144ZM144 29H143V31H144ZM161 29H160V34H161V36H162ZM164 29H165V28H164ZM178 29H180V28H178ZM184 29H186V28H184ZM197 29L199 30V28H197ZM218 29H220V28H218ZM229 29H228V31H229ZM242 29H243V28H242ZM251 29L253 30L254 33L256 32V31H254V29H255L254 27H251ZM251 29H249V30L251 31ZM259 29H260V28H259ZM259 29L256 28L255 30L258 31ZM42 30H43V29H42ZM128 30H130V29H128ZM166 30H167V31H170L169 28H167ZM172 30H174V29H172ZM187 30H188V29H187ZM189 30H191L192 34H193V30H194V32L197 31L196 29H190V27H189ZM225 30H227V28H226ZM230 30H231V29H230ZM233 30H234V31H233ZM233 30L229 31L230 33H229L228 31H226V33L228 32V35H225V36H224V37L227 36V37H226V40H225V38H224L225 43L231 44V43H229V42H231V41H229L230 38L228 39V36H230V35L232 36L231 32H235V33H236V31H235L234 28H233ZM239 30L241 31V29H239ZM245 30L249 31L247 28H245ZM52 31H53V30H52ZM64 31H65V32H64ZM135 31H134V32H135ZM158 31H159V29H158ZM174 31H176V30H174ZM199 31H201V29H200ZM199 31H198V32H199ZM214 31L216 32L215 28H214ZM220 31H221V30H220ZM260 31H261V30H260ZM260 31H258V32H260ZM75 32H77V33H75ZM80 32L82 33L83 31H80ZM88 32H89V31H88ZM91 32L93 33L92 30H91ZM125 32H127V31L125 30V31H124V34H125ZM136 32H135V33H136ZM147 32H148V31H147ZM153 32H154V31H153ZM164 32H165V30H164ZM198 32H195V33H194V34H196V38H197V40H198V39H202V40H203V38H199V36L197 37ZM50 33H51V32H50ZM50 33L48 32V30H45L44 33H43V32L40 33V34H44V35H42L43 37H41V40L39 39L40 42H39V40L37 39L38 42H39V43L37 42L38 45L36 44V45H37V46H36V45H35V42L32 43V44H34V46H36V48H35L33 45H29V46H33L35 49H33L34 51L31 53V54H32V55H31V56H32L31 59L28 58V60H31V61H29V62L26 61V62H28V63L30 64V67H29V64L27 63L28 65H26V66L29 67V68H27V69H29V70L27 71L28 73H27L26 71H25V72H26L27 77H28L27 79L30 80V82L32 83V85H33V84L35 85V88H37V87H42L43 83H44V82L46 83L47 80H48V82H49V78L52 77V75H51L50 73L53 74V72H51V71H54V72H55V70H56V72L60 71V70H57V69L52 68V66L57 67L58 64L60 65V64L63 62V61H60L61 56L64 54V51H65V50L62 48L63 43H62L61 41H57V39H56L57 37H56V36H53V35L50 34ZM83 33H84V32H83ZM89 33H90V32H89ZM135 33H134V34H135ZM149 33H152V30H150ZM177 33H178V32H177ZM180 33H181V32H180ZM226 33H224V34H226ZM238 33H239V32H238ZM240 33L242 34L241 36H245V39L248 38V40H249V37H247L246 34H243L242 32H240ZM244 33H245V31H244ZM254 33H253V34H254ZM36 34H37V33H36ZM36 34H35V35H36ZM152 34H154V33H152ZM152 34H151V35H152ZM157 34H158V33H157ZM157 34H156V35H157ZM160 34H159V35H160ZM169 34H170V32H169ZM199 34H200V32H199ZM222 34H223V33H222ZM229 34H230V35H229ZM256 34H257V33H255V35H256ZM71 35H73V36H71ZM75 35H76V36H75ZM81 35H82V34H81ZM122 35H123V34H122ZM149 35H150V34H149ZM154 35H155V34H154ZM156 35H155V36H156ZM177 35H178V34H177ZM203 35H204V34H203ZM207 35H208V34H207ZM234 35H235V34H234ZM248 35H251V34H248ZM40 36H41V35H40ZM85 36H87V34L83 35V37L80 36V38L83 39ZM89 36H90V34H89ZM89 36H88V37H89ZM119 36H120V34H119ZM125 36H126V35H125ZM155 36H152V37H155ZM167 36H168V35H167ZM201 36H202V35H201ZM201 36H200V37H201ZM205 36H206V35H205ZM256 36H257V35H256ZM36 37H37V36H36ZM67 37H68V35H67ZM67 37L65 36V40H66ZM70 37H68V38H70ZM88 37H87V38H88ZM92 37H93V34H92ZM117 37H118V35H117ZM120 37H121L124 41H125V39H126L127 42L129 41L128 43H129L130 45L127 44V46H126V42H125V44H124V41H123ZM120 37H119V39H121V44H119L120 42H119L118 44H119L120 46L123 45V44L125 45V46L123 45V47H124V48H123V51H125L126 54H124L125 52L121 51L122 53H119V55L124 54L123 57H124L125 55L129 57V55L132 56V55L135 54L134 56H137V58H136L134 61L132 60L131 64L133 63L134 68H138V67H140L139 65L142 66V64L144 63V61H143V58H142L143 56L140 55V52H141V51H139V50H142V49H145V48H144L143 46H141L142 44H140V40H139V39H133V38L131 39V38H130V34L126 36L127 38H126V37L124 38V35H123V36H120ZM168 37H169V36H168ZM190 37H192V36L190 35ZM206 37H207V36H206ZM212 37H213V36H212ZM232 37H233V36H232ZM236 37H237V35H236ZM236 37H235V38H236ZM257 37H258V36H257ZM16 38H17V37H16ZM21 38H22V37H21ZM37 38H38V37H37ZM39 38H40V37H39ZM85 38H86V37H85ZM85 38H84V39H85ZM128 38H129V39H128ZM155 38H156V37H155ZM176 38H177V37H176ZM176 38H175V39H176ZM209 38H210V36H209ZM251 38H252V37H251ZM59 39H60V38H59ZM70 39H71V38H70ZM72 39H71V40H72ZM75 39H77V38H75ZM91 39H92V38H91ZM93 39H96V40L98 41V38H96V37H94ZM102 39H103V38H102ZM110 39H111V38H110ZM119 39H118V40H119ZM147 39H148V38H147ZM162 39H163V38H162ZM172 39H174V38L172 37ZM191 39H192V38H191ZM237 39H240V36H239V38L237 37ZM85 40H86V39H85ZM96 40H95V41H96ZM107 40H108V39H107ZM115 40H116V39H115ZM148 40H149V39H148ZM170 40H171V39H170ZM180 40H181V39H179V41H180ZM202 40H199V41H200L199 43H201ZM209 40H211V39H209ZM241 40H242V39H241ZM257 40H258V39H257ZM20 41H21V40H20ZM77 41H78V40H77ZM102 41H103V40H102ZM130 41H131V42H130ZM149 41H150V40H149ZM172 41H173V40H172ZM233 41H234V39H233ZM244 41L246 42V40H244ZM244 41H243V43H244ZM251 41H253V40H251ZM263 41H264V39H261V37H260V40H259L258 42H263ZM18 42H19V41H18ZM21 42H22V41H21ZM66 42H67V40H66ZM107 42H108V41H107ZM110 42H111V41H110ZM122 42H123V43H122ZM162 42H163V41H162ZM162 42H161V43H162ZM166 42H167V41H166ZM170 42H171V41H170ZM174 42H175V41H173V43H174ZM177 42H178V38H177ZM182 42H184V41L182 40ZM185 42L187 43L186 40H185ZM235 42L240 43L239 41H236V40H235V41H234V45H235ZM253 42H256V40L254 39ZM30 43H31V42H30ZM68 43H70V42H68ZM71 43H72V41H71ZM71 43H70V44H71ZM84 43H85V41H84ZM94 43H96V44H95V46H96L98 42H94ZM111 43H112V42H111ZM131 43H132V44H131ZM155 43H157V42H155ZM161 43H160V44H161ZM167 43H168V42H167ZM173 43H172V45H173ZM199 43H198V44H199ZM212 43H213L212 46H213V45L215 46L214 42H212ZM241 43H242V41H241ZM243 43H242V45H243ZM246 43H247V42H246ZM20 44H22V43H20ZM72 44H73V43H72ZM106 44H107V43H106ZM112 44H113V43H112ZM175 44H176V46H178L177 43H175ZM178 44H179V42H178ZM228 44H227V46H228ZM236 44H237V43H236ZM251 44H252V43H251ZM256 44H257V43H256ZM74 45H76V44L74 43ZM93 45H94V44H93ZM93 45H91V46H93ZM104 45H105V44H104ZM119 45H118V46H119ZM166 45H167V44H166ZM194 45H195V44H194ZM202 45H203V43H202ZM209 45H210V44H209ZM232 45H233V44H232ZM234 45H233L232 47L228 46V47H230V49H228V51L230 50V52H232L231 50H235V49H233V48L236 47V46H237V48H238V45H236V46H234ZM242 45H241V46H242ZM254 45H255V44H254ZM263 45H264V44H263ZM22 46H23V45H22ZM70 46H72V45H70ZM97 46H99V45H97ZM105 46H106V45H105ZM111 46H115V45H111ZM140 46H141V48H140ZM162 46H163V44H162ZM214 46H213V47H214ZM216 46H217V45H216ZM20 47H21V45H20ZM93 47H94V46H93ZM137 47H139L138 50H136ZM197 47L199 48V46H197ZM225 47H226V45H225ZM21 48H22V47H21ZM25 48H26V47H25ZM108 48H109V46H108ZM111 48H112V47H111ZM116 48H117V47H114L113 49H116ZM172 48H173V47H172ZM176 48H177V47H176ZM183 48H185V46H184ZM200 48H201V47H200ZM200 48H199V50H200ZM214 48H215V47H214ZM226 48H227V47H226ZM231 48H232V49H231ZM241 48H242V47H241ZM61 49H62V50H61ZM103 49H104V48H103ZM113 49H112V50H113ZM129 49H131V50H129ZM178 49H179V46H178ZM209 49H210V48H209ZM212 49H213V48H212ZM256 49H257V47H256ZM259 49H260V48H259ZM259 49H258V50H259ZM261 49H263V48L261 47ZM30 50H32V49H30ZM104 50H105V49H104ZM168 50H169V49H168ZM168 50H167V51H168ZM182 50H183V49H182ZM182 50H181V51H182ZM218 50H219V49H218ZM218 50H216V51H218ZM258 50H257V51H258ZM62 51H63V52H62ZM100 51H101V50H100ZM117 51H118V50H117ZM128 51H129V55H127V52H128ZM138 51H139V53H137ZM143 51H145V54H146V52H147L148 50H147V51H146V50H142V52H143ZM172 51H173V50H172ZM179 51H180V50H179ZM184 51H185V50H184ZM213 51H215V50H213ZM228 51H227V52H228ZM247 51H248V50H247ZM86 52H87V51H86ZM104 52H105V51H104ZM111 52H112V51H111ZM111 52H110V53H111ZM142 52H141V53H142ZM169 52H170V51H169ZM169 52H168V53H169ZM177 52H178V51H177ZM200 52H201V51H200ZM207 52H208V51H207ZM234 52H235V51H234ZM237 52H238V51H237ZM241 52H242V51H241ZM248 52H249V51H248ZM258 52H260V51H258ZM60 53H61V54H60ZM65 53H66V52H65ZM108 53H109V52H108ZM110 53H109V55H110ZM114 53H115V50H114ZM170 53H171V52H170ZM170 53H169V54H170ZM175 53H176V52H175ZM185 53L189 54L188 52H185ZM218 53H219V51H218ZM245 53H246V52H245ZM262 53H264V51H263ZM67 54H68V53H67ZM99 54H100V53H99ZM116 54H117L116 56H117V59H118V52H117ZM143 54H144V52H143ZM162 54H163V53H162ZM165 54H166V56H167L166 51H164V54H163V55L165 56ZM197 54H199V53L197 52ZM212 54H213V53H212ZM233 54H234V53H233ZM259 54H261V53H259ZM29 55H30V53H29ZM29 55H28V56H29ZM103 55H104V54H102V56H103ZM138 55H140V57H138ZM171 55H172V54H171ZM171 55H170V56H167V57H171ZM210 55H211V54H210ZM210 55H209V56H210ZM218 55H219V54H218ZM229 55H230V54H229ZM28 56H27V57H28ZM68 56H70V54H69ZM68 56H67V61H68V62H65L67 65H68L69 62L72 63V62H71L72 60H71V61L68 60V59H70ZM73 56H74V55H73ZM104 56H105V55H104ZM112 56H113L112 59H114V60H112L111 62H114V61H115L114 55H112ZM164 56H163V57H164ZM174 56H175V54H174ZM176 56H177V55H176ZM209 56H208V57H209ZM211 56H213V55H211ZM220 56H221V55H220ZM240 56H241V55H240ZM253 56H254V55H253ZM59 57H60V59H59ZM62 57L65 58V57H66V54L63 55ZM105 57H106V56H105ZM178 57H179V56H177V59H178ZM201 57H202V56H201ZM201 57H199V58H201ZM205 57H206V54H205ZM226 57H227V56H226ZM230 57H232V56L230 55ZM233 57H235V56L233 55ZM106 58H107V57H106ZM110 58H111V56H110ZM129 58H130V57H129ZM155 58H156V57H155ZM184 58H185V57H184ZM209 58H210V57H209ZM216 58H217V57H216ZM245 58H247V57H245ZM254 58H255V57H254ZM259 58H260V57H259ZM263 58H264V57H263ZM94 59H96V58H94ZM123 59L126 60L127 58L125 57V58H123ZM123 59H122V60H123ZM133 59H134V58H133ZM140 59H141V60H140ZM182 59H183V58H182ZM202 59H204V57H203ZM202 59H201V60H202ZM118 60H119V59H118ZM118 60H117V61H118ZM129 60H130V59H129ZM150 60H151V59H150ZM160 60H161V59H160ZM164 60H165V63L167 62L166 64H171V63H168L169 61L166 59V57L163 58V61H161V62H164ZM199 60H200V59H199ZM201 60H200V61H201ZM215 60H216V59H215ZM217 60H218V59H217ZM246 60H247V59H246ZM58 61L61 62V63H59ZM73 61H74V59H73ZM105 61H106V59H105ZM117 61L114 62L115 65H114L113 63H110V64L107 63V66L105 67V68H106V69H105V74H102V77H103V78H102V77L100 76V74H99V71H100V73H101L102 70H103L100 66H99V67L101 68V70L98 69L99 71L97 70L98 72L95 74L96 77H97V79L99 78L98 76H100L101 81H102V79H103V81L105 80L106 82H104V83L108 86V87H106V88L108 89V91H107V92H108L107 95H109V96H108V97H109L108 99H110L111 102L108 103V105L106 106V108L109 107L108 109H109L110 111L108 110L109 112L106 111V112H104V113L107 114L106 116H108V114H109V115L111 114V115H110L111 117H108V118L105 117V119H108V120H109V119L111 118V122H112V124H113V123H114V124L112 125L110 122H109V123L112 125L113 128H114V125H115V124H116L117 127H118V123L120 122V121H118V120H119L118 118H119V117L122 118V117L124 116V115H121V116L119 115L120 112H122L123 110L121 109L122 106H119L117 103L120 101V99H121L122 101H123V100L125 101V98H126L127 96H129V95H127V94H128V93H129V94H132L131 92L133 91V90H131L132 87H131L130 90H129V89L127 90L128 86H132L130 83L133 84V82H132L131 80H130V81L127 80V79L131 78V77H130V76H131V75H130L131 73L128 74V73H127V70H126V68L129 69V68H132V67L129 66V65H128L129 68L126 67V66H127V63H126V66H124V67H125V70H126V71H125L124 68L122 67L124 64H123L122 66L118 64L119 66L117 67V64H116ZM156 61H157V60H156ZM173 61H174L173 63H175V62H176V63H175V65H173V64H171V65H173V66H178V65H176V64H179V63L177 62V60H176V61L173 60ZM262 61H263V60H262ZM30 62H31V63H30ZM74 62H75V61H74ZM77 62H78V61H77ZM106 62H107V61H106ZM120 62H122V61H120ZM125 62H126V61H125ZM127 62H128V60H127ZM170 62H171V61H170ZM208 62H209V61H208ZM216 62H217V61H216ZM216 62H214V63L211 64V65H213L211 69H212L213 71H215V70L217 69L216 72H219V74H220V73L222 72V71H221V67L219 68V70H220V71H219L218 68H216V66H215ZM222 62H223V61H222ZM227 62H228V61H227ZM236 62H237V61H236ZM18 63H19V62H18ZM22 63H23V62H22ZM78 63H79V62H78ZM78 63H77V64H78ZM85 63H86V62H85ZM95 63H96V62H95ZM117 63H119V62H117ZM128 63H129V62H128ZM210 63H211V61L209 62V64H207V62H206L207 66L210 65ZM230 63H231V62L229 61L228 64H227V66H228ZM245 63H246V62H245ZM23 64H24V63H23ZM56 64H57V66H56ZM63 64H64V63H63ZM63 64H61V66H62ZM66 64H64V66H65ZM83 64H84V62H83ZM96 64H97V63H96ZM112 64H113V65H112ZM145 64L147 65L148 63H145ZM152 64H153V63H152ZM156 64H157V63H156ZM184 64H185V63H184ZM186 64H187V63H186ZM196 64H197V63H196ZM217 64L220 66V64H219L218 62H217ZM254 64L256 65V63H254ZM254 64H253V65H254ZM257 64H258V63H257ZM16 65H17V64H16ZM20 65H21V64H20ZM67 65H66V66H67ZM105 65H106V64H105ZM136 65H137V66H136ZM148 65H149V64H148ZM181 65H182V64H181ZM198 65H199V64H198ZM204 65H205V64H204ZM211 65L209 66V68L211 67ZM232 65H233V67L235 68L234 64H232ZM260 65H261V64H260ZM18 66H19V65H18ZM71 66H72V65H71ZM96 66H97V65H96ZM96 66H95V67H96ZM154 66H155V64H154ZM156 66H157V65H156ZM167 66H168V65H167ZM191 66H192V65H191ZM214 66H215V68L213 69ZM219 66H218V67H219ZM256 66H257V65H256ZM256 66H255V67H256ZM13 67H16V66H13ZM143 67H144V66H143ZM187 67H188V65H187L186 67H183V68H185V69L190 68V67H188V68H187ZM192 67H193V66H192ZM230 67H231V65H230ZM233 67H231V70H232ZM247 67L249 68L250 66L247 65ZM252 67H253V66H252ZM22 68H24V67H22ZM22 68H21V69H22ZM25 68H26V67H25ZM57 68H59V66H58ZM86 68H87V66H86ZM149 68H150V67H149ZM155 68H156V67H155ZM155 68H154V69H155ZM157 68H158V67H157ZM160 68H161V67H160ZM165 68H166V67H165ZM172 68H173V67H172ZM178 68H179V67H178ZM181 68H182V66H181ZM203 68H204V67H203ZM228 68H229V67H228ZM256 68H257L256 71H258V67H256ZM256 68H255V69H256ZM12 69H14V68H12ZM12 69H11V71H12ZM52 69H54V70H52ZM60 69H62V68H60ZM87 69H88V68H87ZM185 69H183V70L185 71ZM191 69H192V68H191ZM198 69H199V68H198ZM249 69H250V68H249ZM255 69H254V71H255ZM24 70H25V69H24ZM82 70H84V69H82ZM92 70H93V69H92ZM130 70H131V69H130ZM139 70H140V69H139ZM157 70H158V69H157ZM183 70L181 69V71H183ZM193 70H194V69H193ZM245 70H246V69H245ZM17 71H21V70H17ZM86 71H87V70H86ZM93 71H94V70H93ZM93 71H90L91 74H92ZM95 71H96V69H95ZM95 71H94V73H95ZM124 71H125V72H124ZM152 71H153V70H151V72H152ZM155 71H156V70H155ZM159 71H161V70H159ZM168 71L170 72V70H168ZM174 71H175V69H174ZM179 71H180V69H179ZM181 71H180V72H181ZM196 71H197V70H196ZM199 71H201V70H199ZM204 71L207 72V70H204ZM228 71H229V70H228ZM263 71H264V70H263ZM22 72H23V70H22ZM56 72H55V73H56ZM60 72H61V71H60ZM60 72H59V73H60ZM87 72H89V70H88ZM87 72H86V73H87ZM103 72H104V71H103ZM128 72H129V71H128ZM134 72H135V71H134ZM143 72H144V71H143ZM145 72H146V71H145ZM180 72H177V74L180 73ZM188 72H189V71H188ZM206 72H204V73H206ZM216 72H215V73H216ZM234 72H236V69H235ZM260 72H261V71H260ZM18 73H19V72H18ZM55 73H54V74H55ZM83 73H84V72H83ZM138 73H140V72L138 71ZM138 73H137V75H138ZM183 73H184V72H183ZM186 73H187V72H186ZM189 73H190V72H189ZM204 73H202V71H201V73H200V75L202 74V75L206 76V77L203 76V78H206V80H205V79H203V80L207 81V79H208L209 81H211V79L209 78V77H211V76L206 75V74H208V73H206V74H204ZM209 73H210V72H209ZM232 73H233V70H232ZM232 73H230V75L227 73V74L229 75V76L227 77L228 79H229V77L231 76ZM236 73H237V72H236ZM16 74H17V73H16ZM49 74H50L51 76H50ZM54 74H53V75H54ZM77 74H78V73L76 72V75H77ZM79 74H80V72H79ZM98 74H99V75H98ZM132 74H133V73H132ZM134 74H135V73H134ZM155 74H157V73H155ZM161 74H162V73H161ZM191 74H192V75L194 74L193 77H197V76H196V73H195V72L193 73L192 70H191ZM210 74H211V73H210ZM216 74H218V73H216ZM223 74L225 75L226 72H225V73H222V76H220V77L222 78L221 80H227V78H224V77H226L227 75L224 76ZM258 74H260V73H258ZM258 74H257V75H258ZM261 74H263V73H261ZM4 75H5V74H4ZM10 75H11V74H10ZM17 75H18V74H17ZM21 75H22V74H21ZM48 75H49L50 77H49ZM55 75H56L55 77L57 78V73H56ZM76 75H75V76H76ZM81 75H84V74H82V72H81ZM81 75H79V76H81ZM104 75H105V77H107V76H109V75H111V76L113 75V77H112L113 80H111L112 78L110 79V77H109V78H108L109 80L107 79V80H108V81H107V80L104 78ZM145 75H146V73H145ZM179 75H180V74H179ZM182 75H186V77L189 76V75L187 76V74H182ZM182 75H181V76H182ZM197 75H198V74H197ZM200 75H198V77H197L198 79H199V77H201ZM235 75H236V74H235ZM254 75H255V74H254ZM25 76H26V75H25ZM47 76H48L49 78H48ZM92 76H93V74H92ZM141 76H142V75H141ZM141 76H140V77H141ZM207 76H208V77H207ZM215 76H216L217 78L219 77L218 75H215ZM241 76H242V75H241ZM255 76H256V75H255ZM259 76H260V75H259ZM259 76H257V77H259ZM16 77H18V76H16ZM45 77H46V80H45ZM76 77H77V76H76ZM82 77H83V76H82ZM133 77H136V76L132 75V79H133ZM142 77H143V76H142ZM234 77L236 78L237 75H236V76L233 75V79H235ZM257 77H256V78H257ZM23 78H24V77H23ZM56 78L52 77V80H51V81L55 80L52 84H55V82H56V84H58L57 86H59L58 88H61V87H60V84H59V82H57ZM137 78H139V77H137ZM175 78H176V77H175ZM211 78H212V77H211ZM231 78H232V77H230V79H231ZM245 78H246V77H245ZM247 78H248V77H247ZM27 79H26V81H27ZM79 79H80V77H79ZM89 79H90V78H89ZM154 79H155V78H154ZM156 79H157V78H156ZM180 79H181V78H180ZM184 79H185V78H184ZM193 79H194V78H193ZM257 79H258V78H257ZM44 80H45V81H44ZM80 80H82V78H81ZM84 80H85V79H84ZM99 80H100V79H99ZM138 80H139V79H138ZM140 80H141V79H140ZM147 80H148V79H147ZM196 80H197V79H196ZM196 80H195V81H196ZM199 80H200V79H199ZM212 80H213V79H212ZM231 80H232V79H231ZM4 81H5V80H4ZM51 81H50V84H51ZM67 81H68V79H67ZM73 81H74V80H73ZM76 81H78V80H76ZM91 81H92V79H91ZM93 81H94V80H93ZM123 81H125V82H126L127 84H129V85H127V84L125 85V82H123ZM127 81H129V82H127ZM133 81H134V80H133ZM144 81H145V80H144ZM163 81H164V80H163ZM163 81H162V77H161L160 82L162 83ZM178 81H179V80H177V84H178ZM197 81H198V80H197ZM249 81H250V80H249ZM252 81H253V79H252ZM70 82H72L71 79H70ZM148 82L150 83V81H148ZM160 82H158V85H157L158 87H159V84H161ZM183 82H184V81L181 80L180 83H182V85H183ZM185 82H186V80H185ZM246 82H247V81H246ZM27 83H28V82H27ZM65 83H66V82H65ZM75 83H76V82H75ZM107 83H108L109 85H108ZM120 83H121V84H120ZM123 83H124V84H123ZM136 83H138V84L140 83V84H141V81H139V82L137 81ZM143 83H144V82H143ZM180 83H179V84H180ZM196 83H197V82H196ZM241 83H242V82H241ZM243 83H244V82H243ZM247 83H248V82H247ZM249 83H250V82H249ZM48 84H49V83H48ZM56 84L54 85V87H56ZM81 84H82V82H81ZM122 84H123L125 87L127 86V87H126V90H123V89H125V88L122 87V86H123ZM151 84H152V83H151ZM156 84H157V83H156ZM164 84H166L165 81H164V83H162L161 85H164ZM218 84H219V83H218ZM238 84H240V83H238ZM254 84H255V83H254ZM34 85H33V86H34ZM68 85H71V84H68ZM68 85H67V91L69 92L70 90L68 89V87H69ZM120 85H121V86H120ZM135 85H136V84H135ZM142 85H143V84H142ZM194 85H195V84H194ZM240 85H241V84H240ZM240 85H239V87L236 86V88H238L239 90H240ZM244 85H245V84H244ZM257 85H258V84H257ZM51 86H52V85H51ZM74 86H77V85H74ZM85 86H87V84H86V85L83 84V88H84ZM109 86H110V90H109ZM117 86H120V88H118ZM140 86H141V85H137L136 89H138V87H139V89H140ZM155 86H156V85H154L153 87H155ZM157 86H156V87H157ZM179 86H180V85H179ZM186 86H187V85H186ZM204 86H205V85H204ZM245 86H246V85H245ZM251 86H252V85H251ZM254 86H256V85H254ZM11 87H12V86H11ZM20 87H21V86H20ZM20 87H19V88H20ZM31 87H32V86H31ZM49 87H50V86H49ZM70 87L75 88V87H73V86H70ZM70 87H69V88H70ZM91 87H92V86H91ZM148 87H149V86H148ZM148 87H147V88H148ZM158 87H157V88H158ZM160 87H161V86H160ZM166 87H167V85H166ZM177 87H178V86H177ZM177 87H175V88L172 87V88L175 89V92H173V94L175 93V95H176V90H178V89H176ZM258 87H259V86H258ZM33 88H34V87H33ZM87 88H88V90H90V89H89V86H88V87L84 88V91H85V89H87ZM92 88H93V87H92ZM121 88H123V89H121ZM141 88H142V87H141ZM157 88H156V89H157ZM162 88H164V87H162ZM162 88H159V89H162ZM179 88H180V87H179ZM202 88H203V87H202ZM202 88H201V89H202ZM242 88H243V85H242L241 89H242ZM20 89H21V88H20ZM29 89H30V88H29ZM37 89H38V88H37ZM37 89H36V90H37ZM48 89H49V88H48ZM63 89H64V88H63ZM63 89H62V90H63ZM76 89H77V87H76ZM76 89H75V90H76ZM79 89H80V86H79ZM116 89H119L120 92L116 91ZM139 89H138V91L141 90V89H140V90H139ZM152 89H155V88H152ZM197 89H198V87H197ZM227 89L229 90V88H227ZM238 89H236V90L238 91ZM18 90H19V89H18ZM91 90L94 91L95 89H91ZM122 90H123V91H122ZM162 90H163V89H162ZM168 90L174 91L173 89H168ZM190 90H191V89H190ZM193 90H195V89H193ZM223 90H224V87H223ZM33 91H34V90H33ZM64 91H66V88L64 89ZM64 91H63V93H64ZM67 91H66V92H67ZM77 91H78V90H77ZM77 91H75V94H74V95L78 94ZM81 91H82V90H81ZM81 91H80V92H81ZM114 91H115V92H114ZM121 91H122V92H121ZM124 91H125V92H124ZM126 91H127V92H126ZM129 91H131V92H129ZM178 91H179V90H178ZM221 91H222V90H221ZM35 92H36V91H35ZM39 92H40V88H39ZM50 92H51V90H50ZM116 92L119 93V94L122 93L121 98H120V96H119L118 94H116ZM123 92H124V93H123ZM163 92H165V91H163ZM180 92H181V91H180ZM182 92H183V91H182ZM188 92H189V91H188ZM204 92H205V91H204ZM204 92H203V93H204ZM206 92H207V91H206ZM224 92H225V94H227L226 91H224ZM227 92H228V91H227ZM20 93H21V92H20ZM20 93H19V94H20ZM22 93H23V92H22ZM71 93H72V92H71ZM73 93H74V92H73ZM91 93H92V92H91ZM93 93H94V92H93ZM136 93H137V92H136ZM149 93L151 94V92H149ZM149 93H148V94H149ZM171 93H172V92H171ZM193 93H194V92H193ZM210 93H211V92H210ZM13 94H14V93H13ZM60 94H62V93H60ZM60 94H59V95H60ZM84 94H86V93H84ZM84 94H83V95H84ZM89 94H90V93H89ZM89 94H88V96H89ZM137 94H138V93H137ZM139 94H140V93H139ZM141 94H143V93L141 92ZM141 94H140V95H141ZM8 95H9V94H8ZM116 95H117V96H116ZM123 95H126V96H123ZM132 95H133V94H132ZM151 95H154V96H155V94H151ZM201 95H202V94H201ZM210 95H211V94H210ZM210 95H209V96H210ZM262 95H263V94H262ZM13 96H14V95H13ZM28 96H30V95H28ZM51 96H52V95H51ZM55 96H57V95L55 94ZM61 96H62V95H61ZM78 96H79V94H78ZM78 96H77V95L74 96V101H75V98L78 99ZM91 96H93V94H91L90 97H91ZM118 96H119V97H118ZM122 96L124 97V99H123ZM138 96H139V95H138ZM142 96L144 97V95H142ZM146 96H149V95H146ZM167 96H168V95H167ZM173 96H174V95H173ZM173 96H172V97H173ZM202 96H203V95H202ZM205 96H206V95H205ZM235 96H236V95H235ZM59 97H60V96H59ZM90 97H89V99H90ZM116 97H117V98H116ZM129 97H130V96H129ZM133 97H134V95H133ZM135 97H136V96H135ZM159 97H161V96H158V98H159ZM196 97H197V96H196ZM199 97H200V96H199ZM238 97H239V96H238ZM22 98L24 99V97H22ZM49 98H50V97H49ZM51 98H52V97H51ZM80 98H81V97H80ZM87 98H88V97H87ZM130 98H132V97H130ZM158 98H157V99H158ZM197 98H198V97H197ZM210 98H211V97H210ZM225 98H226V96L224 97V99H225ZM227 98H228V97H227ZM250 98H251V97H250ZM261 98L263 99V97H261ZM13 99H14V98H13ZM16 99H18V98H16ZM59 99H60V98H59ZM127 99H128V97H127ZM161 99H162V97H161ZM172 99H173V98H172ZM229 99H230V98H229ZM229 99H228V100H229ZM246 99H247V98H246ZM61 100H62V99H61ZM61 100H60V102H61ZM85 100H86V99H85ZM130 100L133 101V99H130ZM135 100H136V99H135ZM135 100H134V101H135ZM166 100H167V99H166ZM170 100H171V99H170ZM255 100H257V99H255ZM8 101H9V100H8ZM10 101H11V99H10ZM22 101H23L24 103H26V104H25V109L22 108L21 112L23 113L24 110H25L26 115H28V112L31 110V108H29V107H32V106H29L28 109H27V105H28V104H27L28 102H26L27 99H25V101H24V100H21V102H22ZM49 101H50V100H49ZM126 101L128 102L129 100H126ZM143 101H144V100H143ZM149 101H150V100H149ZM158 101L160 102V100H156V102H158ZM167 101H168V100H167ZM171 101H172V100H171ZM171 101H169V102L171 103ZM185 101H186V100H185ZM263 101H264V99H263ZM19 102H20V101H19ZM34 102H35V101H34ZM75 102H76V101H75ZM127 102H126V103H127ZM129 102H130V101H129ZM136 102H137V100H136ZM141 102H142V100H141ZM169 102H168V103H169ZM194 102H195V101H194ZM221 102H222V101H221ZM7 103H8V102H7ZM24 103H22V105H24ZM73 103H74V102H73ZM105 103H106V102H105ZM123 103H124V102H123ZM138 103H139V102H138ZM153 103H154V102H153ZM153 103H149V106L151 105L152 107H151V106H150L151 108H150V107H146V109H143V112H144V110H145V113L147 114V113H148V112H147V109H148V111H151V114H152L153 117H151V114H148V117L150 116V117L152 118V119L150 118V120H151L152 122H151L150 120H148V121L151 122L152 125H153V122L155 121V119H156V121H155L156 124H157L158 122H159V124H161V123H160L161 120H159V118H158V117H160V115L158 116V114H159V112H160L159 109H160V108H165V107H162V106H161L162 103L159 104L160 106L157 105L158 103H156V104L154 103V105H153ZM176 103H177V101H176ZM224 103H225V102H224ZM224 103H223V104H224ZM262 103H264V102H262ZM10 104H11V102H10ZM12 104H13V103H12ZM15 104H17V103H15ZM35 104H36V103H35ZM71 104H72V103H71ZM74 104H76V103H74ZM74 104H73V106H74ZM85 104H86V103H85ZM180 104H181V103H180ZM180 104H179V106H180ZM194 104H195V103H194ZM202 104H203V103H202ZM243 104H244V103H243ZM249 104H251V103H249ZM254 104H255V103H254ZM2 105H3V104H2ZM20 105H21V104H20ZM22 105H21V106H22ZM30 105H31V104H30ZM33 105H34V104H33ZM165 105H166V103H165ZM170 105L172 106V105H173V102H172L171 104H169V106H170ZM183 105H184V104H183ZM183 105H182V106H183ZM185 105H186V104H185ZM203 105H204V104H203ZM217 105H218V102H217ZM217 105H216V106H217ZM232 105H233V104H232ZM261 105H262V104H261ZM261 105H258V106H261ZM21 106H19V107H21ZM69 106H70V105H69ZM69 106H68V107H69ZM154 106H155V107H154ZM198 106H199V105H198ZM250 106H252V105H250ZM8 107L11 108V105H9ZM22 107H24V106H22ZM35 107H36V106H35ZM68 107H67V108H68ZM85 107H86V106H85ZM104 107H105V106H104ZM185 107H187V106H185ZM229 107H232V106H229ZM244 107H245V106H244ZM10 108H9L8 110H11ZM17 108H18V107H17ZM36 108H37V107H36ZM73 108H74V107H72V111H71V109H67V111H71V112H72V113H71V112H67V114H71V116H74V117H75V118L72 117V119L74 118V119L72 120V119H71V116L68 115V116H70V119H71L70 121H69V119H68L69 122H71V121H76L75 119H76V116H77V115H76V116L74 115L76 112L73 113V111H74ZM80 108H81V106H80ZM132 108H134V107H132ZM141 108H142V107H141ZM143 108H145V107H143ZM152 108H153V109H152ZM155 108H156V109L159 108V109H157L158 111H157ZM170 108H171V110H170L169 107L166 105V109H167L168 111H170L169 113H168V111H166V109H165L166 112L163 111V109H162L161 112L164 114V118H166V117H167L168 115H170L171 113H172V114H171V115H172V118H173V116H175V114H177V113H178V115L180 114L178 111H177V112H174V111H176V110H174L175 107L172 106V107H170ZM173 108H174V109H173ZM178 108H180V107H177L176 109H178ZM188 108H189V107H188ZM190 108H191V107H190ZM216 108H217V107H216ZM221 108H222V105H221ZM233 108H235V107H232L231 109H233ZM258 108H259V107H258ZM12 109H13V108H12ZM23 109H24V110H23ZM29 109H30V110H29ZM172 109H173V110H172ZM197 109H198V107H197ZM224 109H225V108H224ZM244 109H245V108H244ZM250 109H251V108H250ZM250 109H248V110H250ZM255 109H256V108H255ZM261 109H262V108H261ZM261 109H259V110H261ZM263 109H264V106H263ZM263 109H262V110H263ZM13 110H14V112H15V109H13ZM28 110H29V111H28ZM63 110H64V109H63ZM120 110H122V111H120ZM140 110H141V109H140ZM153 110H154V111H153ZM194 110H195V109H194ZM198 110H199V109H198ZM217 110L219 111V109H217ZM227 110H228V109H227ZM233 110L235 111V109H233ZM253 110H254V109H253ZM256 110H258V109H256ZM6 111H7V110H6ZM17 111H18V110H17ZM17 111H16V112H17ZM19 111H20V110H19ZM36 111H37V109H36ZM76 111H77V110H76ZM99 111H100V110H99ZM101 111H102V110H101ZM132 111H133V109H132ZM182 111H183V108H182ZM182 111H180V112H182ZM229 111H230V108H229ZM250 111H251V110H250ZM8 112H10V111H8ZM31 112H32V114H33V110H32ZM31 112H29V114H30ZM195 112H197V110H196ZM201 112H202V111H201ZM201 112H200V113H201ZM210 112H211V111H210ZM219 112H220V111H219ZM222 112H223V111H222ZM222 112H220V113H222ZM232 112H233V111H232ZM261 112H264V111H261ZM261 112H260V111H259V112L257 111V113L262 114ZM10 113H12V112H10ZM17 113H18V112H17ZM25 113H23V114H24V117L27 118L28 116H25ZM34 113H35V110H34ZM77 113H78V112H77ZM140 113H141V111H140ZM155 113H158V114H155ZM162 113H161V114H162ZM166 113L168 114L167 116H166ZM225 113H226V112H224V113H222V114H225ZM228 113H230V112H227V114H228ZM235 113H236V112H235ZM240 113H241V112H240ZM254 113L256 114V112H254ZM35 114H36V113H35ZM105 114H104V115H105ZM146 114H145V115H146ZM163 114H162V116H163ZM181 114L183 115V113H181ZM181 114H180V115H181ZM201 114H203V112H202ZM210 114H211V113H210ZM227 114H226V116H227ZM230 114H231V116H232V113H230ZM245 114H246V113H245ZM251 114H252V113H250V115H251ZM11 115H12V114H11ZM13 115H14V114H13ZM18 115H21V116H22V114H19V113H18ZM18 115H17V116H18ZM65 115H66V114H65ZM134 115H135V111H134ZM145 115H144L143 119L145 118ZM155 115H156V116H155ZM178 115H176V116H178ZM180 115H179V117H182V115H181V116H180ZM193 115H194V113H193ZM206 115H207V114H206ZM215 115H216V114H215ZM243 115H244V114H243ZM256 115H259V114H256ZM9 116H10V114H9ZM17 116H16V117H17ZM66 116H67V115H66ZM118 116H119V117H118ZM203 116H205V113H204ZM222 116H223V115H222ZM234 116H235V115H234ZM234 116H232V117H234ZM237 116H240V115L237 114ZM237 116H235V117H237ZM247 116H248V115H247ZM6 117H7V114H6ZM10 117H11V116H10ZM24 117H23V119H24ZM117 117H118V118H117ZM124 117H126V116H124ZM169 117H171V116H168V118H169ZM194 117H195V116H194ZM194 117H193V118H194ZM208 117H209V116H208ZM208 117H207V118H208ZM241 117H242V116H241ZM244 117H245V116H243V118H241V119H244V120H240L239 122H243V121L245 122V120L248 119V120H247L248 122H245L247 125H250L249 122H251V125H252V126L257 125V124H253V121H249V120H250L249 117H246L247 119L244 118ZM254 117H255V116H254ZM257 117H260V115L257 116ZM263 117H264V116H263ZM17 118H18V120H20V119H19L20 117H17ZM28 118H29V117H28ZM32 118H33V117H32ZM63 118H64V117H63ZM68 118H69V117H68ZM139 118H140V117H139ZM164 118H161V119H164ZM168 118H166V119H168ZM190 118H191V117H189V119H188V116H187L186 118H183V119H185V120H186V119H188V120H192V119H190ZM213 118H214V117H213ZM251 118H252V117H251ZM261 118H262V115H261ZM12 119H13V118H11V121H12ZM21 119H22V118H21ZM30 119H31V118H30ZM66 119H67V118H66ZM66 119H65V120L63 119L64 122L66 121ZM117 119H118V120H117ZM146 119H147V118H145V120H146ZM174 119H175V117H174ZM176 119H177V118H176ZM179 119H180V118H179ZM183 119L181 118V121H182ZM257 119H259V118H257ZM8 120H9V118H7V121H6V122H8ZM24 120H25V119H24ZM32 120H34V118H33ZM77 120H78V122H77V124H75V126H79V125L81 126V124H78V123H80L79 118H77ZM103 120H104V118H103ZM108 120H107V121H108ZM120 120H121V119H120ZM122 120H123V119H122ZM124 120H125V119H124ZM145 120H143V121H145ZM158 120H159V121H158ZM168 120L171 122L170 118H169ZM232 120H233V118H232ZM234 120L237 121L238 118H236V119H234ZM252 120H256V118H255V119H252ZM260 120H262V119H260ZM21 121H22V120H20V122H21ZM28 121H29V120H28ZM68 121H67V122H68ZM85 121H86V120H85ZM125 121H126V120H125ZM138 121H139V120H138ZM172 121H173V120H172ZM177 121H178V120H177ZM200 121H201V120H200ZM202 121H204V120H202ZM208 121H209V120H208ZM235 121H234V122H235ZM20 122H18V123H20ZM32 122H33V121H32ZM61 122H62V121H61ZM155 122H154V123H155ZM162 122L165 123V121H162ZM186 122H190L191 125L194 124V123H191V121H186ZM186 122H185V123H186ZM212 122H213V121H212ZM219 122H220V120H219ZM226 122H227V121H226ZM254 122H255V121H254ZM263 122H264V121H263ZM29 123H30V122H29ZM65 123H66V122H65ZM65 123H64V125H65ZM109 123H108V124H109ZM121 123H123V122H121ZM139 123H140V122H139ZM146 123H147V122H146ZM175 123H176V122H175ZM198 123H199V122H198ZM205 123H206V122H205ZM236 123H237V122H236ZM8 124H9V123H7V125H8ZM16 124H17V123H16ZM67 124H68V123H67ZM73 124H74V123H73ZM98 124H99V123H98ZM165 124H166V123H165ZM168 124H169V123H168ZM170 124H171V123H170ZM225 124H226V123H225ZM231 124H232V123H231ZM231 124H230V125H231ZM29 125H30V124H29ZM64 125H61V126H60L62 130H63L62 127H63ZM70 125H72V124H70ZM96 125H97V124H96ZM102 125H104V124H102ZM111 125H110V126H111ZM119 125H120L119 127L123 126L122 124H119ZM172 125L175 126L174 121H173ZM180 125H181V124H180ZM208 125H209V123H208ZM210 125H211V124H210ZM219 125H220V124H219ZM240 125H242V124L240 123ZM251 125H250V131H251V129L253 128ZM4 126H6V125H4ZM4 126H3V128H2V129H3L2 132H4V128L6 129V127H7V126H6V127H4ZM8 126H9V125H8ZM15 126H16V125H15ZM24 126H25V125H24ZM24 126H23V127H24ZM66 126H67V125H66ZM68 126H69V125H68ZM72 126H73V125H72ZM75 126H74V127H75ZM84 126H85V125H84ZM99 126H100V125H99ZM166 126H167V125H166ZM166 126H165V128H166ZM169 126H170V125H169ZM184 126H185V125H184ZM184 126H182V128H184ZM221 126H222V125H221ZM224 126H225V125H224ZM227 126H228V125H227ZM243 126L245 127L244 124H243ZM257 126H260V124L257 125ZM261 126H262V125H261ZM20 127H21V126H20ZM23 127H22V128H23ZM74 127H73V128H74ZM85 127H86V126H85ZM102 127H103V126H102ZM102 127H101V128H102ZM106 127H107V125H106ZM112 127H111V128H112ZM117 127H116V128H117ZM119 127H118V128H119ZM124 127H125V126H124ZM151 127H152V126H151ZM156 127H157V126H156ZM163 127H164V126H163ZM175 127H176V126H175ZM179 127L181 128V126H179ZM197 127H198V126H197ZM247 127H248V126H247ZM263 127H264V125H263ZM24 128H25V127H24ZM75 128H76V127H75ZM101 128H99V129H101ZM108 128H109V127H108ZM108 128L106 129V128L104 127L103 130L105 129V131H106V130L111 129V128H109V129H108ZM116 128H115V129H116ZM126 128H127V127H126ZM129 128H130V127H129ZM129 128H128V130H127L128 132H129ZM145 128H146V127H145ZM172 128H174V127H172ZM176 128H177V127H176ZM209 128H210V127H209ZM242 128H243V127H242ZM257 128H258V127H257ZM257 128H256V131H257ZM15 129H16V128H15ZM25 129H26V128H25ZM25 129H23V130H25ZM28 129H29V128H28ZM76 129H77V128H76ZM122 129H124V128L121 127L119 131H123ZM150 129H151V128L148 127V129H145V130H146V133H145L144 130L141 131V132H142V134H144V135L146 136L147 133H149V132H147V130L151 132L152 129H151V130H150ZM163 129H164V128H163ZM163 129H162L161 132H162V134H163V133L165 134V132H163ZM166 129H168V126H167ZM169 129H171V126H170ZM194 129H195V128H194ZM225 129H226V128H225ZM7 130H9V129H7ZM17 130H19V127H18ZM23 130H22V134L26 135L27 132H26V134H25V132L23 133ZM116 130H117V129H116ZM214 130H215V129H214ZM218 130H219V129H218ZM221 130H222V129H221ZM221 130H219V131H221ZM226 130H227V129H226ZM240 130H241L240 132L243 131V129H240ZM258 130H259V129H258ZM260 130H261V129H260ZM0 131H1V130H0ZM60 131H61V130H60ZM65 131H66V129H65ZM101 131H102V130H101ZM110 131H111V130L106 131V134H107V132H108V134H109ZM119 131H117V133H118ZM127 131H126V133L123 131L122 134H124V133H125V135L128 134ZM203 131H205V130H203ZM244 131H245V132H244ZM244 131H243V134L246 133L245 135H248L247 133L251 134L250 132H247L246 129H245ZM248 131H249V130H248ZM262 131H264V129H263ZM14 132H15V131H14ZM20 132H21V131H20ZM63 132H64V131H63ZM113 132H114V131H113ZM223 132H224V131H223ZM5 133H6V132H5ZM5 133H4V134H5ZM18 133H19V132H18ZM67 133H68V131H67ZM86 133H87V132H86ZM120 133H121V132H120ZM189 133H190V132H189ZM263 133H264V132H263ZM263 133H260V135H264ZM0 134H1V133H0ZM7 134H9V133H7ZM7 134H6V135H7ZM13 134H14V133H13ZM19 134H20V133H19ZM22 134H20V135L22 136ZM68 134H69V133H68ZM110 134H111V133H110ZM112 134H113V133H112ZM122 134H120V135H122ZM153 134H154V133H153ZM153 134H152L151 136H153ZM160 134H161V133H160ZM205 134H206V132H205ZM205 134H204V135H205ZM232 134H233V133H232ZM237 134H238V133H237ZM239 134H240V133H239ZM20 135H18V136H20ZM32 135H34V136H38L37 131H34ZM49 135H50V134H49ZM49 135H46V137L49 138V137H48ZM76 135H77V134H76ZM118 135H119V134H118ZM148 135H149V134H148ZM155 135H156V134H155ZM155 135H154V137H155ZM165 135H166V134H165ZM168 135H169V134H168ZM190 135H192V133H191ZM207 135H208V134H207ZM207 135H206V136H207ZM257 135H258V134H257ZM257 135L255 136V138L257 137ZM260 135H259V136H260ZM0 136H1V135H0ZM16 136H17V132H16ZM18 136H17V137H18ZM27 136H28V135H26V137H27ZM29 136H30V131H29ZM29 136H28V140H29V138H30V140H31V136H30V137H29ZM69 136H71V135L69 134ZM74 136H75V135H74ZM74 136H73V137H74ZM77 136H78V135H77ZM108 136H111V135H107V137H108ZM112 136L114 137L115 141H117V140L119 141V136L117 137V136L115 135V136L118 138L117 140H116V138H115L114 135H112ZM112 136H111V137H112ZM122 136H123V135H122ZM122 136H121V139H124L125 137L122 138ZM149 136H150V135H149ZM193 136H194V134H193ZM220 136H221V135H220ZM241 136H243V135H241ZM249 136H250V135H249ZM251 136H252V135H251ZM6 137H7V136H6ZM26 137H21V139H25V140H26V139H27ZM158 137H160V136L158 135ZM221 137H222V136H221ZM227 137H228V136H227ZM236 137H237V136H236ZM253 137H254V136H253ZM44 138H45V137H44ZM69 138H70V137H68V139H69ZM135 138H137V137H136L135 134H134V139H135ZM156 138H157V135H156ZM162 138H164V137H162ZM217 138H218V137H217ZM229 138H230V137H229ZM255 138H254V139H255ZM257 138L260 139L259 137H257ZM261 138H262V136H261ZM0 139H1V138H0ZM5 139H6V138H5ZM18 139H20V138H19V137L16 138V140H18ZM21 139H20V140H21ZM36 139H37V138H36ZM50 139H51V137H50ZM50 139H48V141H50ZM53 139H54V138H53ZM109 139H110V137H109ZM126 139H127V138H126ZM137 139H138V138H137ZM137 139H135V140L137 141ZM159 139H161V138H159ZM192 139H193V138H191V140H192ZM197 139H198V138H197ZM219 139H221V138H219ZM225 139H226V138H224V140H225ZM231 139L233 140V138H231ZM231 139H230V140H231ZM234 139H235V137H234ZM239 139H240V138H239ZM243 139H245V141H246V139L248 140V139H250V137H248V138L245 137V138H243ZM243 139H242V142L244 141ZM25 140H24V141H25ZM30 140H29V141H30ZM41 140H43V139H41ZM69 140H70V139H69ZM111 140H113V139H111ZM129 140H131V138H130ZM236 140L238 141V139H236ZM255 140H256V139H255ZM255 140H254V141H255ZM3 141H4V140H3ZM22 141H23V140H22ZM22 141H21L20 143H22ZM24 141H23V142H24ZM26 141H27V140H26ZM32 141H34V140L32 139ZM45 141H46V138H45ZM45 141H44V142H45ZM99 141H100V140H99ZM118 141L115 142V143H116V146H117V145L119 146L120 141H119V142H118ZM126 141H127V140H126ZM131 141H132V140H131ZM131 141H130V142H131ZM136 141H132L131 143L133 144V143L136 142ZM227 141H228V139H227ZM239 141H241V140H239ZM254 141H252V142H254ZM256 141H257V140H256ZM260 141L262 142V141H264V139H263V140H260ZM0 142H1V141H0ZM13 142H16V141H13ZM59 142H60V141H59ZM196 142H197V141H196ZM213 142H214V141H213ZM216 142H217V141H216ZM218 142H221V141H218ZM230 142H231V141H229V145H231ZM257 142H258V141H257ZM257 142H256V144H255V143H251V145H253V146L256 145V146H257L255 149H252V150H254V151H252V152H253V155H251V156H254V155L256 154V155H255L256 158H257V156H258V157L261 156V154H258L257 152H259V151L261 150V153H263V151H264V149H263V148H264V147H263V146H264L263 142L261 143V147H262V148L260 147V143H259V142H258V145H257ZM6 143H7V141H6ZM24 143H25V142H24ZM46 143H47V142H46ZM50 143H51V142H50ZM57 143H58V142H57ZM110 143H111V142H110ZM115 143H114V141L112 142V144H115ZM184 143H185V142H184ZM187 143H188V142H187ZM223 143H224V142H223ZM231 143H232V142H231ZM234 143H235V141H234ZM243 143H244V145H245L244 148H245L246 146H248V145L245 144V142H243ZM10 144H11V142H10ZM66 144H67V143H66ZM72 144H73V143H72ZM85 144H87V143H85ZM88 144H89V143H88ZM121 144H122V143H121ZM129 144H130V143H129ZM135 144H136V146H138V145H137V142H136ZM172 144H173V143H172ZM224 144H225V143H224ZM238 144H240V143H238ZM238 144H237V146H238ZM12 145L14 146V143H12ZM43 145L46 146L45 143H44ZM56 145H57V144H56ZM56 145H55V147H53V145H52V149L54 150V148H55L54 151H53V150H50L51 147H50L49 145H48V146H49V150H48V148H47L48 146L46 147V150H48V153L51 152L50 154H52V152H54V154H52V157H51V158L53 159V160L51 159V160H52V165L54 164V166H52V167L50 166V165H51V163H50L51 161H50V160H49L50 162H48V164L50 163V165H48L47 162H43L42 164H40L41 161H42L43 159H44L43 161H45L46 159H49V158H48L49 156H47L46 154H45V155H46L47 158L44 156L43 153H45V152H43V151H42L43 149L41 150L40 147H39V148H36V150H37V149H40L39 152H42V153H41V154L38 153L36 156L39 155L38 157H40V155L43 154L44 158H43V156H42V157H41V159H42L41 161H40V159H39L38 157L36 158L37 160L39 159L38 161H40V163L38 162L39 165H38L37 162H35V158L32 157L34 154H36V153L38 152V150H37V151L35 150L34 146H33V150H34V151L32 150L33 152H31L32 147H31L30 145H27V146H26L27 148H28V146L31 147L30 149L28 148V150H25V149L23 148L24 152H22L23 150H22V148L19 147V145H18V147H19V149L22 150V151H21V150H19V151H20L21 153H24V154H22V155H23L24 159H26L25 161L29 163V164L27 163V166H26L27 168H28V165L31 164L30 162L33 161V162L37 163L36 165H38V166L44 164L45 166H42L43 168H46V166H48V167H47L48 170H49V166L51 167V169L54 168V170H55V165H56V170H58V169L60 168L59 165H60V164L62 165V163H63V161H61V160H63V158H64V163H66V164L68 163L67 166H66V164H63L64 166L62 165L63 168L65 169L66 167H69V164H71V161H70V160L73 158V156L70 155V157H72L71 159H70V157L67 156L69 159H68V161L66 162L65 159H67V158H66L65 156H63V158H62V157H61L62 155L60 156V154H61L62 151H61L60 153H57V152L60 151V149H59V151L56 152V150H58V147H57ZM74 145H75V144H74ZM133 145H134V144H133ZM133 145H132V146H133ZM146 145H147V144H146ZM152 145H153V144H152ZM184 145H186V144H184ZM188 145H190V144H188ZM196 145H197V144H196ZM206 145H207V144H206ZM242 145H243V144H242ZM242 145H241V146H242ZM4 146H5V145H4ZM10 146H11V145H10ZM16 146H17V145H16ZM20 146L23 147V145H21V144H20ZM40 146H41V144H40ZM58 146L60 147V145H58ZM75 146H77V145H75ZM89 146H91V145H89ZM127 146H128V145H127ZM132 146H131V147H132ZM134 146H135V145H134ZM181 146H183V145H181ZM193 146H194V145H193ZM221 146H222V145H221ZM241 146L234 147V148H235V149H236V148H240ZM1 147H3V146L1 145ZM24 147H25V146H24ZM37 147H38V146H37ZM56 147H57V149H56ZM61 147H62V144H61ZM65 147H66V146H65ZM78 147H79V145L77 146V148H78ZM91 147H92V146H91ZM93 147H94V145H93ZM110 147H111V145H110ZM159 147L162 148V146H159ZM159 147H158V149L160 150ZM195 147H196V146H194V149H196ZM211 147H212V146H211ZM215 147H216V146H215ZM224 147H225V148H224ZM224 147H222V148H223L224 150H226V148H228L229 146L227 145V147H226V146H224ZM242 147H243V146H242ZM242 147H241V148H242ZM250 147H251V146H250ZM254 147H255V146H254ZM259 147H260V148H259ZM27 148H26V149H27ZM62 148H63V147H62ZM62 148H61V149H62ZM77 148H76V149H77ZM85 148H86V147H85ZM87 148H88V147H87ZM87 148H86V149H87ZM112 148H113V145H112ZM120 148H121V147H120ZM138 148H139V146H138ZM163 148H164V146H163ZM231 148H232V150H233V147H231ZM241 148H240V149H241ZM244 148H243V149H244ZM257 148H258V149H257ZM0 149H1V148H0ZM67 149H68V148H67ZM67 149L64 148V150H67ZM113 149H115V148H113ZM131 149L135 150L136 147L131 148ZM139 149H140V148H139ZM158 149H157V150H158ZM165 149H167V147H166ZM173 149H174V148H173ZM180 149H181V148H180ZM186 149H187V146H186ZM191 149H192V148H191ZM212 149H214V148H212ZM228 149H230V147H229ZM235 149H234V150H235ZM243 149H242V151H243ZM256 149H257V150H256ZM1 150H3V149H1ZM1 150H0V153H2ZM4 150H5V149H4ZM46 150H45V151H46ZM109 150H112V149H109ZM133 150H132V151H133ZM159 150H158V151H159ZM161 150H162V149H161ZM161 150H160V151H161ZM217 150H218V149H217ZM217 150H216V151H217ZM224 150H222V151H224ZM236 150H237V149H236ZM236 150H235V151H236ZM238 150H239V149H238ZM246 150H247V153H248L249 148H248V149L246 148ZM258 150H259V151H258ZM17 151H18V150H17ZM35 151H36V153H35ZM68 151H69V153H70V150H69V149H68ZM68 151H67V153H68ZM100 151H101V150H100ZM129 151H131V150H129ZM135 151H136V150H135ZM137 151H138V149H137ZM158 151H157V154L159 153ZM169 151H170V150H169ZM186 151H187V150H186ZM195 151H196V152H195ZM195 151H194L195 153H194V152H193V153L196 155L197 150H195ZM199 151H200V150H199ZM212 151H214V150H212ZM216 151H214L215 154H214V152H212V155H213V154L216 155ZM227 151H228V150H226V153H227ZM242 151H241V152H242ZM256 151H257V152H256ZM65 152H66V151H65ZM76 152H77V151H76ZM103 152H104V151H103ZM117 152H119V150H117ZM167 152H168V149H167ZM210 152H211V149H210ZM230 152H232V151H230ZM239 152H240V150H239ZM249 152H250V151H249ZM252 152H251V153H252ZM4 153H5V152H3V154H4ZM7 153H8V152H7ZM21 153L18 155V159H19V156L21 155ZM31 153H33V155H32ZM56 153H57V155H58L59 157L56 155ZM67 153H64V154H67ZM91 153H92V152H91ZM91 153H89V154H91ZM127 153H128V152H127ZM132 153H133V152H132ZM140 153H141V152H140ZM164 153H166V150L163 152V154H164ZM177 153H178V151H177ZM202 153L204 154V151H203ZM202 153H201V154H202ZM222 153H223V152H222ZM226 153H225V155L230 154L229 152H228L227 154H226ZM235 153H236V152H235ZM244 153H246V152H244ZM251 153H250V154H251ZM259 153H260V152H259ZM70 154H73V152L70 153ZM83 154H84V151H83ZM85 154H86V153H85ZM92 154H93V153H92ZM92 154H91V155H92ZM161 154H162V153H161ZM163 154H162V156H163ZM183 154H184V153H182V155H183ZM194 154H193V155H194ZM197 154H200V152H198ZM201 154H200V155H201ZM203 154H202V155H203ZM219 154H220V153H219ZM237 154H238V153H236V155H237ZM239 154H240V153H239ZM239 154H238V155H239ZM241 154H243V153H241ZM241 154H240V155H241ZM250 154L248 153V155H250ZM0 155H1V154H0ZM7 155H8V154H6V156H7ZM30 155H31V158H34V160H30V159H28V158L30 157ZM48 155H49V154H48ZM54 155L56 156V159H60V158H61V160H59V161H61L62 163L59 164V161L56 160V159H55V160L57 161V163H53V162H56V161H54V158H55ZM67 155H68V154H67ZM101 155H103V154L101 153ZM104 155H105V154H104ZM129 155H130V154H129ZM158 155H160V153H159ZM178 155H179V154H178ZM178 155H176L175 158L171 156V157H172L171 159L174 158V160H176V162H179V160L176 159V158L180 159V158L178 157ZM200 155H199V156H200ZM214 155H213V156H214ZM222 155H223V154H222ZM225 155H224V156H225ZM232 155H234V151H233V154L231 153V155H229V156H227V157L231 158V157H233ZM236 155H235V157H236ZM238 155H237V156H238ZM243 155H244V154H243ZM262 155H264V154H262ZM2 156H3V155H1V157H2ZM50 156H51V155H50ZM53 156H54V157H53ZM84 156L86 157V156H88V155H84ZM95 156H96V155H95ZM95 156H94V157H95ZM98 156H99V155H98ZM98 156H97V157H98ZM148 156H149V155H148ZM160 156H161V155H160ZM162 156H161V157H157V158H162ZM165 156L167 157V155H165ZM185 156H186V155H185ZM241 156H242V155H241ZM255 156H254L253 158H255ZM4 157H5V156H4ZM4 157H2L3 159L0 158V159H1L0 161H2V160L4 161V160H5ZM16 157H17V153H16ZM20 157H21V156H20ZM23 157L20 158L21 160H20V159H19V160L22 161ZM88 157H89V156H88ZM102 157H103V156H102ZM102 157H101V158H102ZM169 157H170V154H169ZM214 157H215V156H214ZM219 157H220V156H219ZM245 157H246V156H245ZM249 157H250V156H249ZM7 158H8V157H7ZM45 158H46V159H45ZM74 158L76 159L77 156L74 157ZM80 158H81V157H80ZM92 158H93V156H92ZM92 158H91V159H92ZM103 158H104V157H103ZM106 158H108V157H106ZM106 158H105V161L108 160V159L106 160ZM109 158H111L112 161H113V159H114V158L112 159V157H109ZM118 158H119V157H118ZM188 158H189V157H188ZM188 158L185 159L186 162H185V164H184V165H185V166H184V169H186V166H187L186 163H187V159H188ZM200 158L202 159V157H199V159H200ZM203 158H204V157H203ZM225 158H226V157H225ZM233 158H234V157H233ZM238 158H239V157H238ZM240 158H241V157H240ZM263 158H264V157H263ZM18 159H17V160H18ZM93 159H94V158H93ZM99 159H100V158H99ZM99 159H98V162L101 160V159H100V160H99ZM119 159H121V157H120ZM119 159H118V160H119ZM129 159H130V158H129ZM129 159H128V160H125V161H126L125 163H126V164H129L128 166L126 165L128 168H131V165L133 164V162H132V164H131V161H132L133 159H131V161H129ZM165 159H166V158H165ZM191 159H192V165L190 164L191 166L189 165V166H187V167H190V168L193 167V168H192L191 171H190V169H186L187 172L183 169V170H184V173H187V174H188V172H192V171H194V173H196L195 176H197V170H198L197 168H198L199 166H201V167H200V169H201L202 166H203L204 164H203V165H202V164H198V162H197V164H196L195 162H193V161H194L193 158H191ZM205 159H206V158H205ZM205 159H204V160H205ZM236 159H237V157H236ZM236 159H235V160H236ZM251 159H252V158H251ZM27 160H28V161H27ZM37 160H36V161H37ZM77 160H78V158H77ZM77 160H73L72 163H73L74 161H77ZM87 160H90V159H87ZM156 160H158V159H156ZM156 160H155V161H156ZM189 160H190V158H189ZM189 160H188V161H189ZM202 160H203V159H202ZM202 160H201V161H202ZM224 160H225V159H224ZM230 160H231V159H230ZM253 160H254V159H253ZM255 160L257 161V160H259V159H255ZM260 160H261V159H260ZM5 161H6V160H5ZM20 161H19V164H20ZM46 161H47V160H46ZM69 161H70V163H69ZM82 161H83V160H82ZM105 161H104V168H105L106 166H107V167L109 166V164L105 163ZM112 161H110V159H109L108 163H110V162H112ZM127 161H128L129 163H127ZM162 161H163V160H162ZM162 161H161V162H162ZM169 161H170V160H169ZM206 161H207V160H206ZM231 161H233V159H232ZM251 161H252V160H251ZM263 161H264V160H263ZM263 161H262V162H263ZM26 162H25V163H26ZM78 162H79V161H78ZM88 162H89V161H88ZM91 162H92V161H91ZM101 162H102V161H101ZM101 162H99V163H101ZM117 162H118V161H117ZM153 162H154V161H153ZM170 162L172 163V161H170ZM173 162H174V161H173ZM207 162H208V161H207ZM224 162H225V161H224ZM252 162H253V161H252ZM2 163H3V162H2ZM2 163H1V164H2ZM22 163H23V162H22ZM35 163H34L33 165H35ZM85 163H86V162H85ZM89 163H90V162H89ZM102 163H103V162H102ZM123 163H124V162H123ZM181 163H182V162H181ZM194 163H195V164H194ZM214 163H215V162H214ZM216 163H217V162H216ZM225 163H226V162H225ZM263 163H264V162H263ZM3 164H4V163H3ZM5 164H6V162H5ZM5 164H4V165H5ZM17 164H18V163H17ZM57 164H59V165H58V166H59L58 168H57ZM74 164H77V165H78V163H73V166H72L73 169H74V166H75ZM79 164H80V163H79ZM90 164H91V163H90ZM90 164H89V165H90ZM105 164H107V165H105ZM154 164H156V163H154ZM258 164L261 165L260 162H259V163H258V162H255L254 166H255V167L257 166V168H259L260 166H259ZM4 165H3L2 168L7 167V166L4 167ZM13 165H14V164H13ZM71 165H72V164H71ZM81 165H82V164H81ZM85 165H86V164H85ZM85 165H84V166H85ZM135 165H136V164H135ZM152 165H153V164H152ZM156 165H157V164H156ZM159 165H160V164H159ZM196 165H199V166L197 167ZM207 165H208V164H207ZM210 165L212 166V165H213V162H212V164H210ZM219 165H220V164H219ZM226 165L228 166V164H226ZM230 165H231V164H230ZM233 165H234V163H233ZM246 165H248V163H247ZM262 165H263V164H262ZM14 166H16V165H14ZM62 166H61V167H62ZM79 166H80V165H79ZM86 166H87V165H86ZM100 166H101V165H100ZM110 166H111V165H110ZM129 166H130V167H129ZM173 166H174V168H173ZM173 166H172V172H173V171H174V172L176 171L175 174H173V175H176V173H177L178 171H177V170H173V169H177V167H179V166H178V164H177V166H176V165H173ZM194 166H196L195 168H196L197 170H195ZM204 166H206V165H204ZM214 166H215V164H214ZM258 166H259V167H258ZM12 167H13V166H12ZM17 167H19V166H16L15 169L19 170ZM21 167H22V165H21ZM30 167H31V166H29L28 169H30ZM42 167H41V168H42ZM75 167H76V166H75ZM80 167H81V166H80ZM88 167H89V166H88ZM88 167H87V168H88ZM111 167H112V166H111ZM111 167H110V168H111ZM127 167H124L123 169H125V168H127ZM133 167H134V166H133ZM133 167H132V168H133ZM142 167H143V166H142ZM175 167H176V168H175ZM206 167H208V166H206ZM216 167H217V166H216ZM219 167H220V166H219ZM221 167H223V165H221ZM224 167L226 168V166H224ZM230 167H231V166H230ZM232 167L234 168V166H232ZM237 167H238V166H237ZM245 167H246V166H245ZM252 167H253V165H252ZM27 168H26V169H27ZM33 168H34V166H33ZM33 168H31L32 171H33ZM37 168H38V167H37ZM37 168L35 169V171L37 170ZM70 168H71V167H70ZM77 168L79 169V167H77ZM77 168H76V172H77ZM82 168H83V167H82ZM82 168L79 169L78 171H79V172L82 171ZM89 168H90V167H89ZM98 168H99V167H98ZM104 168L101 166L99 169H96V171L98 170V172H99V170H101V172L104 171V173H103V172H102V173L99 172V173H101V174H100L101 176L99 175L100 178L102 177L103 174H104V176H106L105 173H106L107 171L105 172V170H106L107 168H106V169H104ZM110 168H109V169H110ZM117 168H119V167H117ZM128 168H127V171L129 170V171L131 172V174H132V172H134L133 170H135V168H136L135 175H140V176H141V175L143 174V173L140 174V172H141L142 170L145 172V169H140V171H139V169H138L139 173L137 174V173H136V172H137V167H135L133 170H132V169H128ZM138 168H139V167H138ZM145 168H149V167H145ZM154 168H155V166H154ZM182 168H183V167H182ZM214 168H215V167H214ZM217 168H218V167H217ZM235 168H236V167H235ZM250 168H251V167H250ZM5 169H6V168H5ZM67 169H68V168H66L65 170H67ZM91 169H93V167H92ZM94 169H95V168H94ZM94 169H93V170H94ZM111 169L113 170V168H111ZM111 169H110V170H111ZM114 169H115V168H114ZM119 169H120V171H121V169H122L121 166H120ZM119 169H118V170H119ZM123 169H122V170H123ZM159 169H160V168H159ZM200 169H199V170H200ZM203 169H206V168L203 167ZM222 169H224V168H222ZM229 169H230V168H229ZM229 169H228V171H229ZM236 169H237V168H236ZM2 170H3V169H2ZM9 170L13 172L14 169L11 170L10 168H8V171H9ZM17 170L14 171L13 173H10V171H9V173H10L11 175H12V174H13V175H15V174H19L20 171L18 172ZM21 170L23 171V168H21ZM38 170H39V168H38ZM38 170H37V171H38ZM40 170H41V169H40ZM40 170H39V171H40ZM61 170H63V169H61ZM61 170L59 169V170L57 171V172L60 171V172H59V175L56 173L57 176H59V177L61 176V174H60V173H61ZM65 170H64V171H65ZM71 170H72V169L67 170V171H71ZM89 170H90V169H89ZM112 170H111V171H112ZM118 170H117V172L119 173L120 171H118ZM146 170H147V169H146ZM148 170H149V169H148ZM153 170H154V169H153ZM188 170H189V171H188ZM206 170H207V169H206ZM211 170H212V169H211ZM217 170H218V169H217ZM219 170H220V169H219ZM224 170H226V169H224ZM224 170H223V172H224ZM232 170H233V169H232ZM251 170H252V169H251ZM261 170H262V169H261ZM5 171H6V170H5ZM39 171H38V172H39ZM41 171H42V170H41ZM43 171H44V172H43ZM43 171H42V173L45 174V171H47V170H43ZM64 171H63V172H64ZM72 171L74 172V170H72ZM87 171H88V170H87ZM90 171H91V170H90ZM113 171H114V170H113ZM195 171H196V172H195ZM212 171H214V170H212ZM233 171H234V170H233ZM16 172H17V173H16ZM49 172H50V174H49ZM49 172L47 171L46 173L49 174V175L46 174L45 176H46V177L49 176L50 178L53 176L54 178H52L51 180H53V181L56 182V183H55L56 185L54 184V186L57 187V185H58V186L60 185L59 187L62 188V186H64L63 183H66L65 180H66V181L68 180V179H67V176L64 175L66 179L63 177V181H62V176L60 177L61 179L59 180V177H56V174H55V173L53 174L52 170L49 171ZM51 172H52V173H51ZM63 172H62V174H63ZM82 172H83V171H82ZM121 172H123V171H121ZM121 172H120V173H121ZM174 172H173V173H174ZM206 172H207V171H206ZM214 172H216V171H214ZM214 172H213V175L216 176V174H214ZM221 172H222V171H221ZM221 172H220V173H221ZM234 172H235V171H234ZM234 172H231V173H233V175H234ZM4 173H5V172H4ZM6 173H8V172L6 171ZM6 173H5V174H6ZM26 173H27V172H26ZM32 173H34V171H33ZM40 173H41V172H40ZM40 173H39V174H40ZM67 173H68V172H67ZM77 173H78V172H77ZM87 173H88V172H87ZM123 173L126 175V172H125V171H124ZM123 173H121L122 176H123ZM147 173H150V171H149V172L147 171ZM147 173H144V174H146L145 176L148 175ZM157 173H158V174L161 173V174L158 175L157 178H156V179L158 180L157 182H161L160 179H159V176L162 175V172H160V173L157 172ZM157 173H156V174H157ZM178 173H179V172H178ZM178 173H177V174H178ZM192 173H193V172H192ZM194 173H193V175H194ZM198 173L200 174V172H198ZM202 173H203V172H202ZM204 173H205V172H204ZM217 173H218V172H217ZM220 173H218V174H220ZM225 173H227V171H226ZM229 173H230V172H229ZM10 174H9V176H11ZM71 174H72V173H71ZM79 174H80V176H81V173H79ZM83 174H84V173H83ZM96 174H98V173H96ZM133 174H134V173H133ZM133 174H132V175H133ZM190 174H191V173H190ZM241 174H242V173H241ZM41 175H43V174H40V176H41ZM50 175H51V176H50ZM76 175H77V174H76ZM76 175L73 174L72 178L70 177V179H71V180L73 179V181H70V182L67 181V182H69V183H67V184H71V183H72L73 186H74V184L76 185V180H74V178L76 177ZM87 175H88V174H87ZM87 175H86V176H87ZM91 175L94 176V173L91 174ZM135 175H133V176H135ZM169 175H172L171 172H170ZM173 175H172V176H173ZM193 175L191 174V176H193ZM201 175H202V174H201ZM208 175H209V174H208ZM210 175H211V172H210ZM213 175H211V176H213ZM220 175H221V174H220ZM4 176H8V175H4ZM33 176H34V175H33ZM119 176H120V175H119ZM130 176H131V175H130ZM130 176L128 175V179L131 178ZM140 176H138V177L141 178V177L143 176V178H144V175H142L141 177H140ZM148 176H149V175H148ZM177 176L180 177V174H178ZM181 176H182V175H181ZM222 176H224V175H222ZM12 177H13V176H12ZM12 177H9V178L12 179L11 181H10L9 178H8L9 180H8V179H5V182H7V183H5V184L9 185V186L7 187V186H5V184H4L5 188L3 187V184H2V183L4 182V180L1 179L0 181H2V180H3V181L1 182L2 185L0 184V185L2 186V187H0V188H1V189H3V188L6 189V187H7L8 190H9V187H10V186L14 188L15 186H14L13 184H12V185H10V184L13 183L12 181H13V179H15L16 177H15V176H14V178H12ZM43 177H44V176H43ZM46 177H45V178H46ZM107 177H108V176H107ZM123 177H124V176H123ZM175 177H176V176H175ZM186 177H187V175H186ZM189 177H190V176H189ZM197 177H198V176H197ZM199 177H200V176H199ZM199 177H198V178L193 177V178H195L194 180H197V181H198V180H199ZM208 177H209V176H208ZM220 177H221V176H220ZM220 177H219V179H220ZM231 177H232V175H231ZM234 177H236V176L234 175ZM245 177H246V176H245ZM245 177H244V178H245ZM3 178H7V177H3ZM89 178H90V176H89ZM91 178H92V181H93V177H91ZM94 178H95V177H94ZM102 178H103V177H102ZM132 178H133V179H130V181H131V180H133V181L135 180L134 177H132ZM136 178H137V177H136ZM143 178H142V179H143ZM146 178H147V177H146ZM148 178H149V177H148ZM160 178L162 179V178H164V177L161 176ZM177 178H178V177H176V179H177ZM180 178H182V177H180ZM184 178H185V177L183 176L182 179L188 183V181L185 180ZM191 178H192V177H191ZM201 178H202V176L200 177V182H201ZM204 178H205V177H204ZM209 178H210V177H209ZM209 178H206L205 180H207V179H209ZM212 178H213V177H212ZM215 178H216V177H215ZM225 178H226V177H225ZM229 178H230V177H229ZM247 178H248V177H247ZM18 179H19V178H18ZM18 179H17V180H18ZM64 179H65V180H64ZM121 179H123V178L121 177ZM182 179H181V180H182ZM186 179H187V178H186ZM213 179H214V178H213ZM234 179H235V178H234ZM6 180H7V181H6ZM45 180H47V179H45ZM56 180H58L59 182L56 181ZM85 180H86V178H85ZM98 180H99V178H98ZM106 180H107V179H106ZM140 180H141V179H140ZM162 180H163V179H162ZM181 180H179V181H181ZM190 180H191V179H190ZM202 180H203V179H202ZM216 180H217V179H216ZM231 180H232V178H231ZM254 180H255V179H254ZM28 181H29V180H28ZM31 181H32V180H31ZM60 181H61V182H60ZM81 181H82V180H81ZM94 181H95V180H94ZM112 181H113V180H112ZM130 181H128L129 183H128V182H127V183L125 182L126 185H127V184H132V185L135 184V183H133V182L131 183ZM142 181H143V180H142ZM146 181H147V180H146ZM146 181H145V182H146ZM163 181H166V179H164ZM163 181H162V182H163ZM177 181H178V179H177ZM184 181H183V182H184ZM192 181H193V180H192ZM214 181H215V180H214ZM223 181H225V180L223 179ZM233 181H234V180H233ZM240 181H241V180H240ZM8 182H9L10 184H9ZM29 182H30V181H29ZM42 182H43V181H42ZM50 182H52V181H50ZM57 182H58V184H57ZM87 182H88V178H87V181L85 182V184H83V183H84L83 181H82L81 184H83L84 186H85V185L87 186V184H88ZM89 182H91V179L89 180ZM113 182H114V181H113ZM113 182H112V183H113ZM134 182H136V181H134ZM143 182H144V181H143ZM145 182H144V184H143V183L141 184V183L138 181V183H140V184L142 185V186H141V185L139 184V187H140V188H141V187H144V186L147 187V186L150 184V183H145ZM148 182H149V180H148ZM162 182H161V183H162ZM193 182H195V181H193ZM193 182H192V184H193ZM200 182L198 181V182H196V183H197V184L199 183V184L201 185L202 183H200ZM212 182H213V181L211 180V182H210V188H208L209 186L207 187V188L210 189V190H212L211 188L215 189V188L212 186L213 184H211ZM227 182H228V181H227ZM35 183H36V182H35ZM45 183H46V182H45ZM47 183H48V181H47ZM47 183H46V184H47ZM53 183H54V182H53ZM59 183H62V184H59ZM86 183H87V184H86ZM91 183H92V182H91ZM94 183H95V182H94ZM94 183H93V184H94ZM102 183H105V184H101V186L104 185L103 187L99 186V187H101V188L98 187L100 190H103L102 188H105V186H106V187L108 186V185H106V181H105V182H102ZM109 183H110V180H109ZM109 183H108V184H109ZM112 183H111V184H112ZM117 183H118V182H117ZM119 183H120V182H119ZM121 183H122V182H121ZM165 183H166V182H165ZM168 183H170V182H168ZM168 183H167V184H168ZM180 183H182V181H181ZM190 183H191V182H190ZM207 183H208V182H207ZM221 183H222V182H221ZM238 183H239V182H238ZM249 183H250V182H249ZM72 184H71V185H67L68 188H69V187H72ZM115 184H116V183H115ZM123 184H124V183H123ZM145 184H146V185H145ZM162 184H163V183H162ZM167 184H165V186H166ZM172 184H173V183H172ZM172 184H171V185H172ZM174 184H175V183H174ZM177 184H178V183H177ZM194 184H195V183H194ZM223 184H224V183H223ZM239 184H240V183H239ZM254 184H255V183H254ZM257 184H258V183H257ZM30 185H33V183L30 182ZM51 185H52V184H51ZM61 185H62V186H61ZM83 185H82L81 187H78L79 185H78V186L76 185V186L74 187V189L76 190L77 188H79V189L76 190V191L78 192V190H81V188L83 187ZM112 185H114V184H112ZM112 185H110V187L108 186V187H109V191H110V193H109V191L107 190L108 187L105 188V190L108 191V195H107V193H106L105 191H103L104 193L102 194V192H101L99 189L97 190V187L94 186V185H92V184H91V186L88 185V186H90L91 189L87 188V189H89V190H86L84 187H83L82 189H84L85 193H87L88 191H91V190H92V187H95L96 189H95V188H94V189H95L96 191L93 190L94 193H96V192H97V194L99 193L98 195L96 194L95 196H99V197H102V196H103V197H105V196L107 195V197H105V199H107L108 197H109L108 199H111V198H110V194L112 195V191H111V190L115 191V189H116V188L112 187ZM121 185H122V184H121ZM121 185H120V186H121ZM137 185H138V184H137ZM180 185H182V184H180ZM180 185L178 184V186H180ZM203 185H204V184H203ZM206 185H207V184H205L204 187H206ZM33 186H34V185H33ZM38 186L40 187V185H38ZM54 186H53V188H55ZM88 186H87V187H88ZM118 186H119V185H118ZM124 186H125V185H124ZM127 186L129 187V185H127ZM135 186H136V184H135ZM135 186L133 187L134 190H133V189L131 188V186H130L129 189H130V192H131V194H132L133 196L128 195V197H131V198L133 197V198H136V199H137L138 196H140V199H138V202H139V200H140L139 203L141 204V202H142L141 199H142L143 197H144V199H142V200H145V201H146V197L148 198V193H149V192L147 193V191H148L147 189H149V188L151 189V187H147V188L144 187V188H145V192H146V194H147L146 196H144V195L142 194V191H140V190H143V189H140V190H139V195L136 194V191H135V190H137V193H138V189H139V187L136 186V187H137V189H136ZM149 186H150V185H149ZM163 186H164V184H163ZM163 186H160V187L165 188V187H163ZM169 186H170V185H169ZM178 186H176V187H177V188H180V187H178ZM184 186H185V182H184ZM224 186H225V185H224ZM242 186H243V184H242ZM251 186H252V184H251ZM251 186H250V187H251ZM22 187H23V186H22ZM47 187H48V186H47ZM47 187H45V188H47ZM51 187H52V186H51ZM59 187H58V188H59ZM111 187L114 188V189H112ZM115 187H117V185H115ZM192 187H193V186H192ZM192 187H189V188L187 187V189H189V191H190V190L192 189ZM218 187H219V186H218ZM233 187H234V186H233ZM13 188H12V189L10 188V190H12L13 192H18V191H14ZM15 188H16V187H15ZM31 188H32V187H31ZM33 188H34V187H33ZM45 188H44V190H45ZM53 188H50V189H53ZM64 188H65V189H64V192H65V190L68 189V188H66L65 186H64ZM117 188H118V187H117ZM162 188H161V189H162ZM167 188H168V185H167ZM182 188H185V187H182ZM182 188H180V190H181V193H183V196L181 197V195H180V197H181L180 200H182V198L184 197V191H182V190H183ZM190 188H191V189H190ZM193 188H194V187H193ZM202 188H203V187H202ZM207 188H206V189H207ZM223 188H224V187H223ZM227 188H228V187H227ZM1 189H0V190H1ZM7 189L4 190V191L7 192ZM18 189H19V192L22 191V192H21V193H22L21 196L19 195L20 197H22V195L26 194V193H23V189H21V188H18ZM27 189H28V188H27ZM27 189H26V190H27ZM39 189H40V188H39ZM55 189H56V188H55ZM59 189H60V188H59ZM71 189H72V188H71ZM71 189L69 188L68 190L71 191ZM74 189H72L73 192H75ZM131 189L133 190V192L135 191L134 194L136 195V197H134V194L132 193ZM168 189H169V188H168ZM185 189H186V188H185ZM229 189H230V188H229ZM229 189H228V191H229ZM251 189H252V188H251ZM30 190H31V189H30ZM30 190H29V191H30ZM33 190H34V193L37 194V193L35 192L36 189L34 188ZM41 190H43V189L41 188ZM44 190H43V191L38 190V191H39V192H42L43 194H45V193H44ZM166 190H167V189H166ZM166 190H165V192H166ZM173 190H175L174 187H173ZM173 190H171V192H172ZM177 190H179V189H177ZM204 190H205V189H204ZM218 190H220V187L218 188ZM221 190H222V191H225V190H223L222 188H221ZM221 190H220V191H221ZM12 191H11V194H12ZM36 191H37V190H36ZM38 191H37V192H38ZM51 191H52V190H51ZM53 191H55V190L53 189ZM53 191H52V192H53ZM84 191H83V192H84ZM98 191H99V192H98ZM116 191H117V190H116ZM162 191L164 192V190H162ZM162 191H161V192H162ZM187 191H188V190H187ZM206 191H207V190H205V193H206ZM213 191H215V190H213ZM230 191H231V190H230ZM230 191H229V192H230ZM1 192L3 193V190H1ZM1 192H0V196H1V194H2ZM24 192H25V188H24ZM26 192H27V191H26ZM71 192H72V191H71ZM73 192H72V193H73ZM91 192H92V191H91ZM100 192H101V193H100ZM117 192H118V191H117ZM117 192H115L114 195L117 196V198H118L119 200H120L119 195L121 196L122 194H124V195H122L123 197L121 196L123 199H121L122 201L120 202V204H121L122 202H124V201H126V202H125V204H126V203H129V201H132V202H133V200H135V199H133V200L130 199V200H129L128 197H127L128 200H126L127 198H126L125 196H126L127 193L118 192V193H122V194H119V195H118ZM165 192H164V194L161 193V194L159 195V196H161V199H163V200H159V198H157L158 196L155 197V199L157 198L156 202H157L158 200H159V202L162 201V203H166L167 201H169L170 203H169V204H166V205H167V206H168V205L171 206V205H172L171 203H172L174 200H173V198H171V197H169L168 199L171 198V200H173V201L167 200V196H170L171 193H170V191H168V195H167V193H165ZM175 192H176V191H174V193H175ZM209 192H210V191H209ZM209 192H208V193H209ZM237 192H240V191L237 190ZM47 193H48V191H47ZM62 193H63V192H62ZM65 193H66V192H65ZM65 193H63V195H64ZM67 193H68V192H67ZM69 193H70V192H69ZM85 193H84V194H85ZM143 193H144V192H143ZM169 193H170V194H169ZM178 193H179V192H178ZM187 193H188V192H187ZM187 193H185V194H187ZM208 193H206V194L209 195L210 193H209V194H208ZM217 193H218V192H217ZM219 193L222 194L221 192H219ZM225 193H226V192H224V194H225ZM251 193H253V192L251 191ZM3 194L5 195V193H3ZM30 194H32V193H30ZM30 194H29V196H30ZM40 194H41V193H39V195H40ZM43 194H41V195H43ZM49 194H50V193H49ZM53 194H57V193L54 192ZM79 194H81V193H79ZM79 194H76V196H75L74 193H73V194L70 193V195H73V197H76V199L79 201V202H78V201H77L76 199H74V198L71 199V202H74V204H76V205L73 204L75 209L78 208V205H79V207L82 206V205L79 204V203H80V200H81V199L78 198V195H79ZM84 194H81V196H84V198H87L86 195H88V194L90 195L91 193L88 192L87 194H85V195H84ZM101 194H102V195H101ZM105 194H106V195H105ZM149 194H150V193H149ZM162 194H163V196L166 195V196H165L166 199L163 198ZM203 194H204V193H203ZM211 194H212V193H211ZM228 194H230V193L227 192V195H228ZM241 194H242V193H241ZM13 195H15V194H13ZM16 195H17V194H16ZM41 195H40V196H41ZM61 195H62V194H61ZM66 195L68 196V194H66ZM92 195H93V194H91L90 196H88V198H89V199H88V203L90 202V197H91ZM104 195H105V196H104ZM137 195H138V196H137ZM142 195H143V196H142ZM172 195H173V194H172ZM172 195H171V196H172ZM174 195H175V194H174ZM176 195H177V194H176ZM188 195H189V194H188ZM204 195H205V194H204ZM204 195H202V196H204ZM230 195L232 196V194H230ZM2 196H3V195H2ZM2 196H1V197H2ZM6 196H7V193H6ZM25 196H26V195H25ZM27 196H28V194H27ZM27 196H26V197H27ZM32 196L35 197V195H31L30 197H32ZM141 196H142V197H141ZM202 196H201V197H202ZM213 196L215 197V193H213ZM224 196H225V195H224ZM239 196H240V195H239ZM3 197H4V196H3ZM3 197H2V198H3ZM17 197H18V196H17ZM20 197H19V198H20ZM36 197H37V196H36ZM41 197H43V196H41ZM50 197H51V196H50ZM60 197H61V200H62V196H60ZM64 197H65V196H63V198H64ZM79 197H80V195H79ZM180 197H178V199H179ZM186 197H187V196H186ZM189 197H190V195H189ZM214 197H212V198H214ZM221 197H222V196H221ZM227 197H228V196H227ZM227 197H226V198H227ZM229 197H230V196H229ZM229 197H228V198H229ZM235 197H236V196H234V198H235ZM250 197H251V195H250ZM250 197H249V198H250ZM5 198H6V197H5ZM7 198H11V196L9 195V197H7ZM13 198H14V197H13ZM13 198H11V199H13ZM24 198H25V197H24ZM27 198H29V197H27ZM37 198H38V197H37ZM39 198H40V197H39ZM54 198H55V197H54ZM56 198H57V197H56ZM71 198H72V197H71ZM174 198H175V197H174ZM208 198L210 199L211 197H208ZM219 198H220V196H218V198L216 197L215 199L217 200V199H219ZM228 198H227V199H228ZM15 199H16V198H15ZM15 199H14V200H15ZM40 199H41V198H40ZM47 199H49V198H47ZM51 199L53 200L52 197H51ZM94 199H95V198H94ZM98 199H99V198H98ZM100 199H101V198H100ZM100 199H99V201H97V202H99V203L96 202V204H98V206H99V204H100V201H102V200H100ZM124 199H125V200H124ZM184 199H185V198H184ZM187 199H189V198H187ZM201 199H202V198H201ZM204 199H205V198H204ZM204 199H203V201H204ZM215 199H214V201H215ZM224 199H225V198H224ZM250 199H251V198H250ZM0 200H1V199H0ZM5 200H6V199H5ZM8 200H9V199H7L6 201H8ZM18 200H19V199H18ZM44 200H45V199H44ZM49 200H50V199H49ZM66 200H68L67 202H70V199H68V197L66 198ZM72 200H74V201H72ZM85 200H87V199H85ZM91 200H92V199H91ZM96 200H97V199H96ZM96 200H95V201H96ZM123 200H124V201H123ZM164 200H165V202H163ZM166 200H167V201H166ZM176 200H177V199H176ZM176 200H175V202H176ZM190 200H191V199H190ZM234 200H235V199H234ZM237 200H238V199H237ZM1 201H2V203H3L4 205H2ZM1 201H0L1 205H2L4 208H6L5 206L8 204L9 201L7 202V204H6V201H5V203L3 202L4 200H1ZM76 201H77V202H76ZM115 201H116V200H115ZM117 201H118V200H117ZM117 201H116V202H117ZM127 201H128V202H127ZM135 201H136V200H135ZM153 201H154V200H153ZM183 201H184V200H183ZM188 201H189V200H188ZM214 201H212V202H214ZM238 201H239V200H238ZM45 202H46V200H45ZM57 202H58V201H57ZM64 202H65V201H64ZM64 202L62 203V202L60 201V202H58V203H62V204H64ZM67 202H66V205L64 204L65 206L68 207L69 205H72V204H69V203H68V205H67ZM81 202H82V201H81ZM107 202H108V201H107ZM107 202H106V206H107ZM138 202H137V201L134 202L133 205L137 204ZM148 202H149V199H148L147 203H148ZM178 202H179V201H178ZM178 202H177V203H178ZM191 202H192V201H191ZM235 202H236V201H235ZM249 202H250V201H249ZM249 202H248V203H249ZM11 203H12V202H11ZM37 203L40 204V207H41L42 205H44V203L41 205L40 201L37 202ZM54 203H55V202H54ZM58 203H57V204H58ZM83 203H84V204L86 203V205H87L86 210H87L89 204L87 203V201L85 202L84 200H83ZM94 203H95V202H94ZM101 203H102V202H101ZM103 203H104V202H103ZM111 203H112V201H111ZM139 203H138V204H139ZM144 203H145V204H144ZM144 203L142 204V206H135V207H138V208H135L133 205H132V206H133L134 208L131 207V202L129 203V205H125V204L123 203V205H125L126 207L123 206V205L121 204L122 207H125V208L127 209V211H128V209H129V212H130L131 210L133 211V209H135V210H134L135 212L138 211V212H137V213H138L137 215H135V212H133V214H134L135 216H134V217L131 216V217H132V220H131L130 217L128 218V215H127L125 221H126V222L135 221L136 218H138L139 213L142 212V211H139V209L145 211V209L140 208V207H143V208H144V207L146 206V202H144ZM167 203H168V202H167ZM182 203H183V202L181 201V203L179 202L178 204L180 205V204H182ZM185 203H186V202H184L183 207L185 206ZM192 203H193V202H192ZM210 203H211V202H210ZM210 203H209V205H210ZM236 203H237V202H236ZM250 203H251V202H250ZM35 204H36V203H35ZM50 204H51V203H50ZM50 204H48V202H47V203L45 204V206H46V205H50ZM57 204H56V205H57ZM77 204H78V205H77ZM96 204H95V205H96ZM109 204H110V203H109ZM118 204H119V202H118ZM120 204H119V205H120ZM157 204H158V202H157ZM159 204H161V202H160ZM237 204H238V203H237ZM237 204H235V207L237 206V208H238V206H239V208H240L239 210H240V211H238V213H239V215H241L240 213L243 212V211L241 212V209H242V208L240 207L239 204H238V205H237ZM251 204H252V203H251ZM251 204H250V205H251ZM254 204H256V203H254ZM260 204H261V203H260ZM22 205H23V204H22ZM25 205H26V204H25ZM31 205H33V204L30 203V206H31ZM52 205H53V204H51V205L49 206L50 209L53 207ZM59 205H61V204H59ZM64 205H63V206H64ZM73 205H72V206H73ZM86 205H83L82 207H84V206H86ZM101 205H102V204H101ZM114 205H116V203H114ZM119 205H118V206H119ZM150 205H151V204H150ZM161 205H162V204H161ZM174 205H175V203H174ZM186 205H187V203H186ZM192 205H194V204H192ZM212 205H214V203H213ZM215 205H216V204H215ZM242 205H243V204H242ZM252 205H253V204H252ZM257 205H258V203H257ZM9 206H11L10 203L7 205V207L9 208ZM12 206H13V204H12ZM30 206H29V208H30ZM37 206L39 207V205H37ZM63 206L61 205V207H62L61 209H64ZM75 206H77V207H75ZM108 206H110V205H108ZM111 206H112V205H111ZM111 206H110V207H111ZM127 206H130L131 208H127ZM169 206H168V207H169ZM190 206H191V205H190ZM244 206H245V205H244ZM15 207H16V206H14L12 209L15 210V209H14ZM19 207H20V206H19ZM55 207L57 208V207H60V206H55V205H54V208H55ZM70 207H71V206H70ZM102 207H103V206H102ZM110 207H108V209H109ZM164 207H166V206L164 205V206L162 207V210L165 209ZM178 207H179V206H178ZM178 207L176 206L175 210H177ZM186 207H187V206H186ZM193 207L195 208L196 206H193ZM200 207H201V206H200ZM203 207H204V206H203ZM247 207H248V206H247ZM17 208H18V207H17ZM23 208H25V207H23ZM35 208H36V205H35ZM43 208H44V207H43ZM47 208H48V207H47ZM47 208H45V210H46ZM74 208H72V209L74 210ZM98 208L101 209L100 206H99ZM98 208H97V206H96V209H95L96 212H97V211H100V212H101V210H103V209L98 210ZM117 208H118V210H119V209L121 208V206L115 208L114 211H117L116 213H118ZM145 208H146V207H145ZM147 208H148V206H147ZM147 208H146V209H147ZM166 208H167V207H166ZM172 208H174V206H173ZM191 208H192V207H191ZM216 208H218V207H216ZM244 208H246V206H245ZM248 208H249V207H248ZM32 209H33V206H32ZM36 209H37V208H36ZM48 209H49V208H48ZM52 209H53V208H52ZM58 209H59V208H58ZM61 209H60V211L63 212L66 208H65L64 210H61ZM69 209H70V208H69ZM72 209H70V211H72ZM82 209H83V211L85 212V208H82ZM82 209L80 208L79 210H82ZM89 209H90L89 211H91V207H90V206H89ZM111 209H112V207H111ZM130 209H131V210H130ZM136 209H137V210H136ZM167 209H169V208H167ZM167 209H165V210H167ZM180 209H181V211H182V213H183V210H184V209H182V208H180ZM180 209L177 210L178 212L175 211V212H176V213H175L176 215H177V214H180V215L182 214V213L179 212ZM197 209H198V207H197ZM200 209H201V208H200ZM252 209H253V208H252ZM252 209H250L249 212H250V211H254V209H253V210H252ZM2 210H3V209H2ZM6 210H7V209H6ZM28 210H29V209H27L26 211L29 212ZM54 210H56V209H53V216L55 215L54 213L57 212V211L54 212ZM79 210H78V211H79ZM104 210H105V209H104ZM123 210H124V209H123ZM148 210L151 211L152 209H151V210L148 209ZM162 210H161V211L158 210V211L161 212V215H162L163 212H164V211L162 212ZM173 210H174V209H173ZM173 210H172V211H173ZM186 210H187V209H186ZM186 210H185V211H186ZM194 210H195V209H194ZM201 210H202V209H201ZM203 210H205V209H203ZM203 210H202V212H204ZM0 211H1V210H0ZM17 211H18V210H17ZM20 211H21V210L19 209L18 212H20ZM26 211H25V212L21 211V213H25V215L28 216V214H26ZM41 211H42V209H41ZM43 211H44V210H43ZM43 211H42V212H43ZM48 211H49V210H48ZM70 211H69V213H71ZM83 211H81V212H82L81 214H83ZM95 211L92 210V212H94V213H95ZM109 211H112V212H113V209H112V210L109 209ZM127 211H124L125 214H124V212L122 211V215L120 214V213H121V212H120L119 214H120L121 216H119L118 214H117V216H116V214H113V215H115V216H114L115 218L118 217V219H119V218L121 217V219H122V216H123V215L126 216V214H129V212H127ZM132 211H131V213H132ZM144 211L142 212V214L144 213ZM149 211H147V212H149ZM158 211L156 212L155 215L160 214V212H158ZM208 211H209V210H208ZM255 211H256V210H255ZM257 211H258V210H257ZM3 212H4V210H3ZM7 212H8V210H7L4 214H6ZM31 212H33V210H31ZM31 212H30V213H31ZM34 212H35V211H34ZM34 212H33V214H34ZM37 212H38V211H37ZM50 212H51V210H50ZM58 212H59V210H58ZM73 212H74V211H72V214H73ZM76 212H77V209H76ZM92 212H91V213H89V212L86 213V212H85V213H86V214H91L92 216H95L96 214H98V216H101V215H99V214H101V213H95V214L93 213V214H92ZM112 212H111L110 214H112ZM165 212H166V211H165ZM165 212H164V213H165ZM169 212H170V214H171V211H168V213H169ZM195 212H196V211H195ZM206 212H207V210H206ZM218 212H219V211H218ZM234 212H235V211H234ZM246 212H247V211H246ZM39 213H40V212H39ZM43 213H44V212H43ZM65 213H67L68 216H70V217L72 218V216H71L72 214L70 215V214L68 213V208H67V212H65ZM77 213H78V212H77ZM77 213H76V215H77ZM79 213H80V211H79ZM108 213H109V212H108ZM113 213H114V212H113ZM149 213H150V212H149ZM154 213H155V212H153V214H154ZM157 213H158V214H157ZM173 213H174V212H173ZM208 213L211 214L210 212H207V214H208ZM0 214H2V212H1ZM9 214L11 215V213L8 212V216H10ZM15 214H16V213H15ZM37 214H38V213H37ZM37 214H36V215H37ZM40 214H41V213H40ZM49 214H52V213H49V212H48V215H49ZM60 214H62V213H60ZM67 214H66V217H67ZM86 214H85V216H84V215H83V216H84V217H89V215L86 216ZM133 214H130V215H133ZM142 214H140V216H142V219H143V220H144L145 218H147L148 221H151V222L153 221V219L149 220L150 217H151L153 214L148 215V216H150V217H147V216H145V215L147 214L146 211H145L144 218H143V215H142ZM199 214H200V213H199ZM201 214H202V216H203V213H201ZM209 214H208V215H209ZM218 214H219V213H218ZM12 215L14 216L13 213H12ZM16 215H17V214H16ZM16 215H15V216H16ZM25 215H24V216H25ZM42 215H43V216H42ZM56 215H57V213H56ZM62 215H63V214H62ZM78 215H80V214H78ZM78 215H77V216H78ZM91 215H90V217H89L90 219L88 218L89 221L92 219V218H91ZM167 215H168V214H167ZM172 215H173V214H172ZM204 215L206 216V213H205V212H204ZM221 215H222V212L220 213L219 216L217 215V217L215 216L214 218H216V219H217V218H221V219H222L223 216H224V217L226 216L225 214H223V216H221ZM233 215H235V214L233 213ZM2 216H3V215H2ZM2 216H1V217H2ZM4 216H5V215H4ZM6 216H7V215H6ZM6 216H5V217H6ZM17 216H18V215H17ZM17 216H16V218H20V216H19V217H17ZM24 216H23V214H22V218H24ZM26 216H25V218H26ZM29 216L31 217V214H30ZM34 216H35V215H34ZM39 216H40V215H39ZM41 216H42V217H47V216H44V214H41ZM50 216H51V215H50ZM50 216H49V218H50ZM53 216H52V218H53ZM58 216H59V215H58ZM64 216H65V215H64ZM77 216H76V218H78ZM83 216H81V217L83 218ZM98 216H97V217L95 216V219H96V218H98V219L101 218V217L99 218ZM136 216H137V217H136ZM140 216H139V218H140ZM165 216H166V215H165ZM165 216H163V217H165ZM170 216H171V215H170ZM170 216H168V218H169ZM173 216H174V215H173ZM173 216H172L171 218H173ZM177 216L179 217V219L177 220V219H176L177 217H176V218H175V219H176L175 221H173L174 219L172 220L173 222H176V221L179 222L181 216H179V215H177ZM199 216H201V215H199ZM202 216H201V217H202ZM205 216H203V218H204ZM220 216H221V217H220ZM81 217H80V218H81ZM110 217H113V216H110ZM135 217H136V218H135ZM153 217H154V216H153ZM161 217H162V216H161ZM163 217H162V219L165 220V218H163ZM174 217H175V216H174ZM201 217H200V218H201ZM211 217H213V214L211 215ZM241 217H242V216H241ZM249 217H250V216H249ZM22 218H20V220H21ZM35 218H37V216H35ZM35 218H33V219H35ZM47 218H48V217H47ZM47 218H45V219H47ZM49 218H48V220H50ZM56 218H57V216H56L55 219L52 221V222H54L53 224H56V223H57L56 221H57L58 219L56 220ZM58 218H59V217H58ZM71 218H70V219H71ZM82 218H81V219H82ZM115 218H114V219H115ZM133 218H134L135 220H133ZM139 218H138V219H139ZM148 218H149V219H148ZM155 218H156V217H155ZM155 218H154V219H155ZM157 218H158V217H157ZM157 218L155 219L156 221H153V222L158 223L159 220L157 221ZM159 218H160V216H159ZM171 218H170V219H171ZM206 218H207V217H206ZM209 218H210V217H209ZM209 218H208V219H209ZM226 218H227V216H226ZM228 218H229V217H228ZM234 218H235V217H232V218H231L232 220L230 219V222H231V223H235V221H233V220H235ZM243 218H244V217H243ZM1 219H3V218H1ZM4 219H5V218H4ZM6 219H7V218H6ZM30 219H31V218H30ZM30 219H29V222L26 221V224H23V225H26V226L29 225V226H30L32 223H35V225H38V226H39L40 223H39V224H37L38 222H32V223H31ZM42 219H43V218H42ZM62 219H63V218H62ZM67 219H68V218H67ZM93 219H94V217H93ZM98 219L96 220V222L98 221ZM110 219H111V218H110ZM118 219H115V220L118 221ZM123 219H125V218H123ZM123 219H122V220H123ZM127 219H129V220L127 221ZM140 219H141V218H140ZM140 219H139V220H140ZM162 219H161V221H162ZM166 219H167V217H166ZM181 219H182V218H181ZM216 219H215V220H216ZM18 220H19V219H18ZM22 220H24V219H22ZM37 220L39 221V218H38ZM43 220H44V219H43ZM64 220H65V218H64ZM71 220L74 221V219H71ZM78 220H80V219H78ZM112 220H113V218L111 219V221H112ZM122 220H119V221H122ZM139 220H138V221H139ZM167 220H168V219H167ZM198 220H199V219H198ZM210 220H211V219H210ZM210 220H209V221H210ZM3 221H4V220H3ZM5 221H6V222H5ZM5 221H4V223H3L4 226H5V224H7V226H8V224H9V225L12 227L11 230L17 231V230L14 229L15 226H13V224H12V225L10 224V222H9L10 219H9L8 221H7V220H5ZM24 221H25V220H24ZM35 221H36V220H35ZM45 221H46V220H45ZM45 221H43V226H42L43 228H44V226H45L46 223H49V225L51 224V222H50L51 220H50V221H47V222H45ZM58 221H59V220H58ZM76 221H77V219H76ZM83 221H86V219L83 220ZM83 221H82V222H83ZM87 221H88V220H87ZM92 221H94V220H92ZM92 221H90V222L92 223ZM100 221H101V220H100ZM119 221L117 222L118 224H119ZM123 221H124V220H123ZM123 221H122V222H123ZM138 221H137V222H138ZM140 221H141V220H140ZM148 221H147V222L145 221V224H146V223L148 224ZM172 221H171V222H172ZM180 221L183 223L182 220H180ZM209 221H207V222H209ZM211 221H212V220H211ZM223 221H224V220H223ZM223 221H222V222H223ZM19 222H20V221H19ZM22 222H23V221H22ZM39 222H41V224H42V220H41V219H40ZM70 222H71V221H70ZM78 222L81 223L80 221H78ZM96 222H93V223H96ZM162 222H164V221H162ZM166 222H168V221H166ZM166 222H165L164 225L167 224ZM171 222H169V223H171ZM218 222H219V220H218ZM218 222H217V223H218ZM220 222H221V221H220ZM222 222L219 223L220 226H221ZM255 222H256V221H255ZM11 223H12V222H11ZM23 223H25V222H23ZM27 223H29V224H27ZM44 223H45V224H44ZM59 223H60V221H59L56 225H58V226H57L58 228H61L62 225L64 224V222H63V224H61V225H59ZM66 223H67V222H66ZM74 223H76V222L74 221ZM74 223H73V224H74ZM79 223H76V224L74 225L75 227H73V228L77 229V226H76V225H77V224L80 225ZM97 223L101 224V222H97ZM113 223H115V222L113 221L112 224H113ZM117 223H115V225H113L115 228L118 226V225L116 226ZM140 223H142V221H141ZM143 223H144V222H143ZM156 223H154V224H156ZM159 223H161V222H159ZM169 223H168V224H169ZM179 223H180V222H179ZM182 223H181V224H182ZM210 223H211V222H210ZM213 223H214V222H213ZM226 223H228V222L226 221ZM226 223H224V224L226 225ZM83 224H84V223H83ZM103 224H104V223H103ZM122 224L124 225V223H122ZM126 224H130V223H126ZM135 224H136V222H135ZM135 224H134V225H135ZM145 224H144V227L146 226ZM152 224H153V223H152ZM154 224H153L152 226H154ZM162 224H163V223H162ZM172 224H173V223H172ZM224 224H223V225H224ZM239 224H240V223H239ZM56 225H54L55 228H54L52 225H51V227H53V229H56V228H57ZM67 225H68V224H67ZM81 225H82V223H81ZM84 225H85V224H84ZM86 225H87V224H86ZM89 225H90V223H89ZM92 225H93V224H92ZM120 225H121V223H120ZM132 225H133V223H132ZM134 225H133V226H134ZM136 225H137V224H136ZM148 225H150V224H148ZM156 225H157V224H156ZM176 225H177V224H176ZM179 225H180V224H179ZM210 225H211V224H210ZM215 225H217V224H215ZM223 225H222V226H223ZM233 225L235 226V224H232V226H233ZM243 225H244V224H243ZM249 225H251V224H249ZM0 226H1V225H0ZM59 226H61V227H59ZM65 226H66V225H65ZM65 226H64L63 228H65ZM68 226H69V225H68ZM72 226H73V225H72ZM99 226H100V225H99ZM126 226H127V225H126ZM150 226H151V225H150ZM150 226H148V227H150ZM160 226H162V225L160 224ZM169 226H170V225H169ZM169 226H165V227H169ZM183 226H184V225H183ZM245 226H246V225H245ZM247 226H248V225H247ZM1 227H2V226H1ZM23 227L26 228L25 226H23ZM36 227H37V226H36ZM42 227H40V228H42ZM49 227H50V226H49ZM51 227H50V228H51ZM69 227H70V226H69ZM78 227H79V226H78ZM91 227H92V226H91ZM95 227H96V226H95ZM119 227H120V226H119ZM129 227H131V226H129ZM137 227H138V226H137ZM180 227H181V226H180ZM214 227H215V226H214ZM216 227H219V226H216ZM226 227H227V226H226ZM229 227H230V228H229ZM236 227H237V225H236ZM250 227H253V226H250ZM255 227H256V225H255ZM2 228H3V227H2ZM7 228H8V227H7ZM15 228H16V227H15ZM46 228H48V227L46 226L44 229H46ZM73 228L71 227L70 229L72 230ZM79 228H80V227H79ZM79 228H78V229H79ZM81 228H82V227H81ZM100 228H101V227H100ZM103 228H105V227H103ZM122 228H123V227H122ZM124 228H125V227H124ZM124 228H123V229H124ZM133 228H134V227H133ZM145 228H146V227H145ZM152 228L154 229V227H152ZM155 228H156V227H155ZM157 228H158V227H157ZM157 228H156V229H157ZM170 228H171V227H170ZM178 228H179V227H178ZM192 228H193V227H192ZM202 228H203V227H202ZM211 228H213V227H211ZM219 228L221 229V227H219ZM228 228L231 229V228H233V227H231V225L229 226V224H228ZM239 228H241V227H239ZM253 228H254V227H253ZM8 229H9V228H8ZM8 229H7V230H8ZM16 229H17V228H16ZM29 229H30V230L32 229V225H31L30 228L27 227V231H28ZM44 229H43L42 231H44ZM65 229H66V231L70 232L67 228H65ZM75 229H74V230H75ZM92 229H93V228H92ZM92 229H91V230H92ZM95 229H98V228H95ZM101 229H102V228H101ZM127 229H128V226H127ZM127 229L125 228L124 231L126 232ZM171 229H172V228H171ZM181 229H182V228H181ZM184 229H185V228H184ZM217 229H218V228H217ZM217 229H216V231H217ZM220 229H219V231H220ZM223 229H224V228H223ZM1 230H2V229H1ZM1 230H0V232H1V234H0V238L2 237L1 239L4 240L3 237H6V236H5L6 234H5V235H2V231H1ZM3 230H5V229L3 228ZM32 230H33V229H32ZM37 230H38V229H37ZM51 230H52V229H51ZM61 230H62V228H61ZM135 230H137V229H135ZM146 230H148V229L146 228ZM161 230H162V229H161ZM167 230H168V228H167ZM209 230H210V229H209ZM221 230H222V229H221ZM224 230H225V233L228 231L227 228L224 229ZM239 230H243V226H242V228L239 229ZM245 230L247 231L248 228H246ZM14 231H13V232H14ZM18 231H19V229H18ZM18 231L15 232V234H20V233H21V231H20V232H18ZM38 231H39V230H38ZM47 231H48V230L46 229V232H47ZM53 231H54V230H53ZM58 231H59V230H58ZM66 231H65V232H66ZM76 231H77V233H78V232L80 231V229H79V231H78V230H76ZM81 231H82V230H81ZM103 231H104V230H103ZM132 231H134V230H132ZM152 231H153V230H152ZM155 231H156V230H155ZM155 231H153V232L155 233ZM164 231H166V230H164ZM233 231H234V229H233ZM233 231H232V232H233ZM249 231H250V230H249ZM28 232H29V231H28ZM50 232H51V231H50ZM56 232H57V230H56ZM65 232H64V234H65ZM68 232H67L66 234H69ZM71 232H72V231H71ZM97 232H98V235H99V229H98ZM117 232H118V230H117ZM135 232H136V231H135ZM135 232H134V233H135ZM148 232H149V231H148ZM172 232H173V231H172ZM174 232H175V231H174ZM212 232H213V230H212ZM222 232H223V230H222ZM250 232H251V231H250ZM7 233L9 234V232H7ZM11 233H12V232H11ZM33 233H34V232H33ZM38 233H39V232H38ZM51 233H52V232H51ZM60 233H61V232H60ZM85 233H86V232H85ZM127 233H128V231H127ZM127 233H126V235H127ZM150 233H151V232H150ZM181 233L184 234V232H181ZM187 233H188V232H187ZM208 233H209V232H208ZM208 233L206 234V236L209 235ZM218 233H219V232H218ZM15 234H14V235H15ZM47 234H48V233H47ZM58 234H59V233H58ZM64 234H63V235H64ZM66 234H65V236H67V237H69V236L71 235V233L69 234V236L66 235ZM74 234H76V232H75ZM74 234H73L74 238H73V236H71L72 239H71V237H69V239H71V241H74L73 239H75V235H74ZM80 234H81V233H80ZM95 234H96V235H94V236L96 237V236H97V233H95ZM100 234H102V236H104V237L102 238V236L99 235V236H101V237H99V236H98V238L96 237V238H97V241H96V238L93 237V238H95V243H96V244H97V242H98L99 240H102V239L105 238V235H103L102 230H101V233H100ZM120 234H121V233H120ZM130 234H131V233H130ZM135 234H136V233H135ZM146 234H147V233H146ZM151 234H152V233H151ZM157 234H158V233H157ZM174 234H177V233H174ZM183 234H182V235H183ZM199 234H200V233H199ZM199 234H198V235H199ZM201 234H203V233H201ZM201 234H200V235H201ZM219 234H221V232H220ZM228 234H229V232H228ZM38 235H41V234H38ZM38 235H35V234H34L33 236L31 235V236H32V239H33V237L38 236ZM42 235H43V234H42ZM85 235H86V234H84V237L87 239V242H89V241H88V237H86L87 235H86V236H85ZM90 235H92V234L90 233ZM90 235H89V237H90ZM111 235H112V234H111ZM113 235H114V234H113ZM115 235H116V233H115ZM132 235H133V234H132ZM138 235H139V234H138ZM147 235H149V233H148ZM158 235H159V234H158ZM158 235H156V236H158ZM170 235H171V234H170ZM172 235H173V234H172ZM184 235H185V234H184ZM188 235H189V234H188ZM229 235H230V234H229ZM7 236H8V235H7ZM48 236H49V235H48ZM59 236H60V235H58L57 237H59ZM77 236H78V235H77ZM122 236H123V235H122ZM201 236H202V235H201ZM206 236L204 235V238H206ZM249 236H250V235H249ZM61 237H62V235H61ZM63 237H64V236H63ZM63 237H62V238H63ZM107 237H108V234H107ZM109 237L112 238L113 236H110V235H109ZM128 237H129V235H128ZM131 237H132V236H131ZM131 237H129V238H131ZM133 237H134V236H133ZM135 237H136V235H135ZM159 237H160V235H159ZM178 237H179V236H178ZM197 237H200V236H197ZM209 237H210V236H208V238H209ZM244 237H245V236H244ZM253 237H254V236H253ZM37 238H38V237H37ZM45 238H47V237H45ZM49 238H50V237H49ZM53 238H55V237H53ZM53 238H52V239H53ZM59 238H60V237H59ZM59 238H58V239H59ZM76 238H77V237H76ZM82 238H83V237H82ZM85 238H84V239H85ZM91 238H92V237H91ZM99 238H102V239H99ZM153 238H154V237H153ZM162 238H163V237H162ZM164 238H165V237H164ZM201 238H202V237H201ZM211 238H212V236H211ZM228 238H229V237H227V239H228ZM261 238H262V237H261ZM18 239H19V238H18ZM66 239H67V238L65 237V241L67 242L68 239H67V240H66ZM86 239H85V243H84L85 248H87V247H86V244H87V243H86ZM120 239H122V238H120ZM124 239H125V238H124ZM138 239H139V238H138ZM177 239H178V238H177ZM191 239H192V238H191ZM196 239H197V238H195V240H196ZM220 239H221V238H220ZM230 239H231V236H230ZM243 239H244V238H243ZM50 240H51V239H50ZM55 240H56V239H55ZM76 240H77V239H76ZM89 240H91V239L89 238ZM111 240H112V239H110L109 241H111ZM126 240H128V238H126ZM203 240H204V239H203ZM210 240H211V239H210ZM263 240H264V239H263ZM30 241H31V240H30ZM30 241H29V242H30ZM52 241H53V240H52ZM65 241H64V242H61L62 245H63V243H66ZM71 241H70V242H71ZM81 241L84 242L83 240H81ZM114 241H115V240H114ZM130 241H131V240H130ZM132 241H133V240H132ZM139 241H140V239H139ZM154 241H155V240H154ZM187 241H188V240L186 239V242H187ZM190 241H191V240H190ZM196 241H198V239H197ZM225 241H226V239H225ZM70 242H69V243H70ZM74 242H75V241H74ZM79 242H80V241H79ZM93 242H94V241H93ZM118 242H119V241H118ZM120 242H121V241H120ZM134 242H135V239H134L133 243H134ZM137 242H138V241H137ZM148 242H150L151 244L153 243V241L151 242L150 237L148 238ZM158 242H159V241H158ZM191 242H192V241H191ZM193 242H194V240H193ZM193 242H192V243H193ZM220 242H221V240H220ZM220 242H219V243H220ZM226 242H227V241H226ZM49 243H50V242H49ZM51 243H52V242H51ZM90 243H91V242H90ZM95 243H92V244L94 245ZM101 243L104 244V241H101ZM156 243H157V241H156ZM227 243H229V242H227ZM31 244H32V242H31ZM66 244H67V243H66ZM66 244H65V245H66ZM79 244L82 245L83 243H79ZM127 244H128V246L130 245L128 242H127ZM136 244H137V243H136ZM142 244H144V243L142 242ZM142 244H141V245H142ZM159 244H161V243H159ZM170 244H171V243H170ZM183 244H184V243L182 242V245H183ZM195 244H196V242L193 243V245H195ZM262 244H263V243H262ZM1 245H2V244H1ZM68 245H69V244H68ZM73 245L75 246V244H73ZM84 245H83V246H84ZM88 245H89V243H88ZM90 245H91V244H90ZM99 245H102V244H99ZM115 245H116V242H115ZM115 245L113 244L114 247H115ZM132 245H133V244H132ZM134 245H135V244H134ZM148 245H149V244H148ZM152 245H153V244H152ZM154 245H155V243H154ZM154 245H153V246H154ZM190 245H191V244H190ZM190 245H189V246H190ZM198 245H199V244H198ZM221 245H222V244H221ZM223 245H224V244H223ZM225 245H226V243H225ZM246 245H247V244H246ZM97 246H98V245H96V248H97ZM117 246H118V245H117ZM130 246H131V245H130ZM158 246H159V245H158ZM184 246H185V245H184ZM195 246H196V245H195ZM250 246H251V242H250ZM260 246H261V245H260ZM262 246H263V245H262ZM29 247H30V246H29ZM93 247H94V246H93ZM119 247H121V246H119ZM147 247H148V246H147ZM151 247H152V246H151ZM160 247H161V248H159L160 250L162 249V247L164 248V243L161 244ZM166 247H167V246H166ZM169 247H170V246H169ZM172 247H173V246H172ZM185 247H186V246H185ZM192 247H193V246H192ZM197 247H198V246H197ZM207 247H208V246H207ZM252 247H253V245H252ZM252 247H251V248H252ZM41 248H44V247H40V248L38 249V250H40V252H41ZM63 248H64V247H63ZM63 248H62V250H63ZM73 248H74V247H73ZM73 248H72V249H73ZM80 248L82 249L83 247H80ZM89 248H92V247H89ZM101 248H102V247H101ZM104 248H105V247H104ZM125 248H126V247H125ZM131 248H132V247H131ZM142 248H144V247H142ZM142 248H141V250H142ZM157 248H158V247H157V244H156V246L154 247V249H157ZM174 248H175V247H174ZM198 248H199V247H198ZM44 249H45V248H44ZM60 249H61V248H60ZM139 249H140V248H139ZM166 249H167V248H166ZM166 249H163V252H162V250H161V251H160V250H159V251L157 250V251H158L159 254H160V252H162L161 254H163V253H164V250H166ZM182 249H183V248H182ZM186 249H188V251H189V247L186 248ZM201 249H202V248H201ZM262 249H263V248H262ZM0 250H1V249H0ZM4 250H5V248H4ZM6 250H7V249H6ZM35 250H36L37 253H38L37 248H36ZM48 250H49V249H48ZM66 250H68V252H70V250H71V245H70V250H69V249H66ZM77 250H78L77 253H79V249H77ZM77 250H76V251H77ZM85 250H86V249H85ZM88 250H89V249H88ZM90 250H91V249H90ZM92 250H94V249H92ZM92 250H91V251H92ZM98 250H99V249H98ZM98 250H97V253H95V254H97V255H98ZM115 250H116V249H115ZM117 250H118V249H117ZM122 250H123V248H122ZM124 250H125V249H124ZM131 250H132V249H131ZM168 250H169V249H168ZM168 250H167V251H168ZM177 250H178V249H177ZM45 251H47V250H45ZM73 251L75 252L74 249H73ZM73 251L70 252V253H73ZM80 251H81V250H80ZM106 251H107V248H106ZM134 251H135V250H134ZM42 252L45 253L43 250H42ZM87 252H88V251H87ZM89 252H90V251H89ZM89 252H88V254H89ZM101 252H105V251L101 250ZM108 252H109V251H108ZM108 252H106V253H108ZM114 252H115V251H114ZM130 252H131V251H130ZM138 252H139V251H138ZM141 252H142V254H143V251H141ZM145 252H147V251H145ZM178 252H182V251H178ZM185 252H187V251H185ZM35 253H36V252H35ZM37 253H36V255H37ZM47 253L49 254V252H47ZM65 253H66V252H65ZM91 253H92V252H91ZM125 253L127 254L126 251H125ZM131 253H132V252H131ZM152 253H153V252H152ZM182 253H183V252H182ZM237 253H238V252H237ZM21 254H22V253H21ZM38 254H42V253H38ZM48 254H47V255H48ZM63 254H64V253H63ZM81 254H82V253H81ZM81 254H80V255H81ZM84 254H86V252H84L83 255H84ZM99 254H100L99 256H102V257L105 256V255H102L101 253H99ZM66 255H67V254H66ZM76 255H79V254H76ZM76 255H75V256H76ZM80 255H79V256H80ZM83 255H82V256H83ZM119 255H120V254H119ZM119 255H118V256H119ZM127 255H128V254H127ZM135 255H136V252H135L134 256H135ZM143 255H144V254H143ZM4 256H5V255H4ZM4 256H3V257H4ZM7 256H8V255H7V253H6V258H7ZM9 256H10V255H9ZM9 256H8V258H9ZM38 256H39V255H38ZM42 256H43V255H41V257H42ZM62 256H63V255H62ZM64 256H65V255H64ZM82 256H81V257H82ZM89 256H90V254H89ZM106 256H107V254H106ZM124 256H125V255H124ZM129 256H132V255H129ZM138 256H139V255H138ZM145 256H146V255H145ZM147 256H148V254H147ZM147 256H146V257H147ZM158 256H159V255H158ZM22 257H23V256H22ZM41 257H40V258H41ZM44 257H45V256H44ZM76 257H78V256H76ZM76 257H73V258L75 259ZM90 257H91V256H90ZM96 257H98V256H96ZM108 257H109V256H108ZM108 257H107V258H108ZM136 257H137V256H136ZM150 257H151V259H152V256H151V255H150ZM150 257H148L147 259H149ZM162 257H163V256H162ZM221 257H223V256H221ZM35 258H36V257H35ZM65 258H67V257H65ZM65 258H63V261H64ZM83 258H84V257H83ZM98 258H99V257H98ZM104 258H105V257H104ZM114 258H115V257H114ZM130 258H131V261H133V260H132V259H133L132 257H129L128 259H130ZM153 258H154V256H153ZM156 258H157V257H156ZM166 258H167V257H166ZM215 258H216V257H215ZM3 259H4V258H3ZM24 259H25V258H24ZM41 259H42V258H41ZM41 259H40V261H41ZM78 259H79V257H78ZM100 259H101V257H100ZM108 259H110V257H109ZM115 259H116V258H115ZM117 259H118V258H117ZM125 259H126V256H125ZM144 259H145V258H144ZM160 259H161V258H160ZM164 259H165V257H164ZM217 259H218V258H217ZM217 259H216V260H217ZM31 260H32V258H31ZM35 260H38V259H35ZM42 260H44V259H42ZM51 260H52V259H51ZM84 260H85V259H81V261H83V262H84ZM88 260H89V259H87V261H88ZM90 260H91V258H90ZM102 260H107V259H103V258H102ZM102 260H100V261H102ZM111 260H112V259H111ZM149 260H150V259H149ZM162 260H163V259H162ZM181 260H182V258H181ZM219 260H220V259H219ZM1 261H2V260H0V262H1ZM6 261H7V259H6ZM8 261H9V259H8ZM44 261H46V260H44ZM60 261H61V260H60ZM63 261H62V264H63ZM65 261H66V260H65ZM87 261H86V262H87ZM97 261H98V260H97ZM122 261H123V260H122ZM129 261H130V260H129ZM159 261L161 262V260H159ZM165 261H166V260H165ZM221 261H222V260H221ZM13 262H14V261H13ZM71 262H73V261H71ZM86 262H85V264H86ZM95 262H96V260H95ZM143 262H145V260H144ZM151 262H153V261H151ZM155 262H156V261H155ZM155 262H153V263H155ZM172 262H173V260H172ZM182 262H183V261H182ZM1 263H2V262H1ZM3 263H4V260H3ZM14 263H15V262H14ZM14 263H13V264H14ZM20 263H21V261H20ZM35 263H36V262H35ZM35 263H34V264H35ZM37 263H38V262H37ZM41 263H43V262H41ZM64 263H65V262H64ZM88 263H91V264H92V261H91V262H88ZM119 263H120V262H119ZM126 263H127V262H126ZM128 263H129V262H128ZM128 263H127V264H128ZM135 263L137 264L136 260H135ZM141 263H142V262H141ZM153 263H152V264H153ZM162 263H163V262H162ZM169 263H170V262H169ZM169 263H168V264H169ZM4 264H5V263H4ZM11 264H12V262H11ZM31 264H33V262H32ZM60 264H61V262H60ZM79 264H81V263H79ZM82 264H83V263H82ZM94 264H96V263H94ZM106 264H107V263H106ZM111 264H112V263H111ZM133 264H134V263H133ZM142 264H143V263H142ZM147 264H148V263H147ZM150 264H151V263H150ZM157 264H158V262H157ZM164 264H165V263H164ZM172 264H174V263H172ZM183 264H184V262H183Z\"/></svg>","mask_w":264,"mask_h":264}]
</instances>
